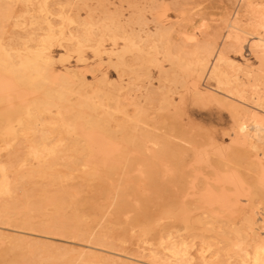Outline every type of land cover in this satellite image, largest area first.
Segmentation results:
<instances>
[{
	"label": "rangeland",
	"instance_id": "obj_1",
	"mask_svg": "<svg viewBox=\"0 0 264 264\" xmlns=\"http://www.w3.org/2000/svg\"><path fill=\"white\" fill-rule=\"evenodd\" d=\"M19 1V2H18ZM29 0H22L21 1V3H20V0H0V48H2V47H4V48H6V50L5 49H0L1 51H0V57H3L4 55H6L5 57H3L2 59H3V61H4V58H5V60H6V57L7 56H9V57H14L15 58V56H14V53L16 52V50L18 51V49H21V50H19V51H22V52H24V51H26L27 50V46L28 47H30L32 44H34V45H32L31 47H33V48H36L35 46H38V45H41L43 42H45L46 44L48 43V45L49 44H51V50L54 52V56H55V58L54 59H56L57 58V62H56V60H54V62L56 63H54V65H55V68H56V72H55V74L57 75V77H56V81H58V82H60V81H62V80H64L65 79V77H63V75H62V73L65 71L64 70V68L66 69V70H68L69 68H72V70H74L75 69V71L76 70H78L77 72H76V76L77 77H75L76 78V81L77 82H79V81H82L83 79V81H85L84 82V85L82 86V85H78L77 87H76V89H74L75 90V93H73V91L69 94L68 93V96H69V98H70V101H72V102H70L73 106H75V105H80L81 103H83V100H84V98H85V96L83 97L82 95H87V96H90V97H92L93 98V100L96 102V104H97V106H98V112L100 113L99 114V116L101 117V118H105V117H102L103 115H102V112H103V114L106 116V114L108 115V116H106V118H109V112L108 111H110V114H111V112H113V111H115V113L113 112V116L112 115H110V119H112V120H110V123H111V125H112V128H114V130H115V132L117 133V137H120V138H118V139H115V141H116V143L118 144V146H120L121 148H123L122 147V145H124V147H126L127 149H126V151H124V149L122 150L125 154H122V153H118V154H120L119 156H121V157H119L118 156V158H115L114 159V157H117V154L115 153V151L114 150H110V152L111 151H113L111 154H113V156L109 153V151H108V153H105L104 151V153L102 152V151H100V153H98L97 151H94V152H92V154L89 152V150H86L87 152H89V153H87L85 150H83V151H79V154H78V157H79V159L76 161V162H73L72 164H69V165H67L66 163H65V169H64V167H63V165H61V167H59L60 169H61V171L59 170V169H54L49 175L48 174H45L46 175V178H45V175H42V176H33V180H36L35 182L33 181V184H31L32 182V180H30L31 179V177L29 178V177H23V178H21L20 180H19V183L21 184H19L18 186H17V189H16V194H14L15 196H13L12 198H11V200L9 199H6V201H8V202H5V199L4 198H1V199H4V203H7L9 206H11V205H15V206H11L10 207V210L13 212V215L14 216H17V217H14V218H12L13 220H14V224L13 225H9V224H4V225H2V228L0 229V235H1V237H0V247L2 248V246L3 247H5V249H9L8 251L7 250H4V248H3V250H1V248H0V253H2L1 255H0V257L2 256L3 257V259L5 260V263H4V261H2L3 259H2V257L0 258V261H2L3 263H1L0 262V264H11V262H12V264H21V262H22V264H38V262H39V264L41 263V264H50L51 263V261H52V264H80V261H81V264H86L87 262H88V264H90L91 262V259H92V263L91 264H100V263H104V261H105V263L107 262V264H109V263H113V264H122V263H124V264H130V262H131V264H159V260L161 259V258H157V260H158V262L157 261H152V257L150 256L149 257V255H150V252H152L153 250L152 249H154V252H157L158 253V255L157 256H159V254H160V257L161 256H163L165 253L166 254H169L168 253V251H170V250H168L167 251V248H165V247H167V244L170 242V241H172L173 243H175L176 245H179L180 246V248L181 249H183V251H184V249H185V251H188L189 252V250H190V257H191V255H192V257L191 258H194V259H192V262H194V264H197V263H199V261H200V259H201V261H200V263L201 264H222V262H223V264H232L233 262V264H250V263H252L251 262V260H252V258H250V256H252L251 254H252V249L254 248V243H255V241L254 240H251L252 242H250V239H248V238H245V233L243 232V230H244V227H245V225L244 224H246V219L247 218H250V216L253 214V213H251V211H253L257 216H256V218H258V220H260L261 219V221L259 222H257V226L260 228L259 230H260V232L262 233V235L264 236V231H262L263 229H264V217H263V215H264V198L262 197V196H264V195H262L261 196V194H264V190L262 191V192H258V190L259 189H264V175H263V173H264V142H261V143H259V149H258V147H257V149L256 148H254L253 149V147H251L249 144V146L251 147H249L247 144H243L242 142H241V140H240V138H239V133L241 132V124L243 125V124H245V131H249L250 132V129H251V134H253V133H256L255 131H257V127H256V121H255V118H254V116L253 115H261L262 117H264L263 115H264V108H262L261 106L259 107V103H260V100L258 99V97H259V95H262L261 94V92L262 91H264V90H262V89H264V87H261V84H262V86H263V82H264V76H263V78L261 77L262 75H264L263 73H262V69H264V64H261V63H264L263 61H264V55H261V53L260 52H258V50L256 49V47L254 46V43L256 42V36H261L262 38L264 37V26H262L261 25V20H260V18L258 17V15L256 16V15H254L253 17L251 16V15H253L252 14V12L254 11L253 10V8L255 9V8H257V7H259L260 8V6H261V9H263L264 10V0H251V2H252V4H251V6L249 7L247 4H246V2L244 3V0H134V1H129V0H91V2H90V0L88 1L87 0V2L86 3H84V4H82L84 1L83 0H77V1H79V2H77L76 0H45V2H42V0H30L29 2H28ZM33 1V2H32ZM36 1V2H35ZM39 1H41V2H39ZM60 1V2H59ZM136 1V3H134ZM243 1V2H242ZM18 2V3H17ZM31 2V3H30ZM59 2V3H58ZM137 2H139L138 4H137ZM179 3V5L178 4H175V3ZM256 2V5H253V3H255ZM260 2V3H259ZM23 3H24V5H23ZM32 3H33V5H32ZM38 3V4H37ZM40 3V4H39ZM61 3H63V4H61ZM76 3H81L80 4V6H79V4H76ZM90 3V4H89ZM128 3H132V5H130V6H128L129 4ZM142 3V4H141ZM244 3V4H243ZM35 4V5H34ZM42 4V5H41ZM46 6H45V5ZM136 5L134 8H138L139 10L137 11V9L135 10V9H133V7L132 6H134V5ZM141 6H140V5ZM243 4V5H242ZM27 5V9H26V6ZM31 5V6H30ZM45 7H44V6ZM83 5H84V7H83ZM91 5H93V6H91ZM252 5L254 6L252 9H251V7H252ZM39 6V7H38ZM40 6H41V8H40ZM81 6H82V8H81ZM89 7L88 9H90V7H92V8H94L95 10L94 11H96L95 13H94V11H93V9L90 11L89 10V12H88V9H86L87 7ZM144 7V12L141 10V9H143V7ZM243 6H244V8H243ZM257 6V7H256ZM37 7V8H36ZM48 8V10L46 9H43L42 10V8ZM51 7V8H50ZM61 7V8H60ZM78 7V8H77ZM130 7H132V9L130 8ZM166 7V8H165ZM247 7V8H246ZM34 8H35V10H34ZM40 10H39V9ZM50 8V9H49ZM182 10L181 12H180V10ZM25 9V10H24ZM33 9V12L31 11ZM52 9V10H51ZM63 9V10H62ZM65 9V10H64ZM85 9V10H84ZM167 9V10H166ZM237 9V10H236ZM30 11L29 13H28V11ZM42 10V11H41ZM50 10V11H49ZM60 10V16L59 15H56V14H58L57 12H54V11H59ZM133 12H131V11ZM174 10H175V12H174ZM25 11H26V13H25ZM48 13H46V12ZM70 12V14H71V16L70 15H67V14H69V13H67V12ZM76 11V12H75ZM93 11V12H92ZM159 11V12H158ZM244 11V12H243ZM50 12V13H49ZM61 12L63 13V12H65V15L66 16H64V13L63 14H61ZM91 12V13H90ZM103 12V13H102ZM135 12V13H134ZM138 12V13H137ZM142 12V13H141ZM165 12H166V14H165ZM245 12L247 13V14H245ZM249 12H250V14H249ZM7 13H8V15H10V16H8L7 15ZM10 13V14H9ZM14 13H15V15H16V13H17V15H19V13H21L19 16H15L14 15ZM24 13V14H23ZM31 13V14H30ZM32 13H33V15L35 14V17L32 15ZM74 13H75V15L76 16H74ZM77 13V14H76ZM86 13H89L90 14V18H89V16H88V18L90 19V21L92 22H90L89 21V19H88V22H90L91 24H89V23H87V16H85V15H87ZM105 13V14H104ZM109 13V14H108ZM130 13H131V15H130ZM139 13L142 15V17L141 16H138L139 15ZM165 15H164V14ZM181 13V14H180ZM243 13H244V15H243ZM12 14V15H11ZM26 14V15H25ZM40 15V17H39V15ZM41 14H42V16L45 18L44 20H45V22H43L44 24H42V16H41ZM44 14H46V17H45V15ZM50 14H51V16H50ZM73 14V15H72ZM104 14V15H103ZM108 16H107V15ZM110 14H115V15H112V17H114V18H116V19H114V18H112L111 17V15ZM133 14H134V16H133ZM144 14V15H143ZM154 14H156V15H154ZM159 14V16H162V18L161 17H159V16H157ZM180 14V15H179ZM24 15L25 17H22V16ZM38 15V16H37ZM97 15H101L100 17L98 16V17H96ZM102 15H103V18H101L102 17ZM105 15L107 16V19H106V17H105ZM109 15H110V17H109ZM116 15H117V17H116ZM129 15V16H128ZM154 15V16H153ZM12 16H14V17H16L17 18V20H16V18L14 19V17H12ZM30 16H33L34 17V19H36V22H38L37 23V25L39 26H37L36 25V22H35V20L33 19L32 20V18L30 17ZM38 17V19H37V17ZM53 16H54V18H53ZM59 16V17H58ZM61 16H63L64 18L62 19V17ZM73 16V17H72ZM91 16H92V18L95 20H93V19H91ZM93 16H95V17H93ZM118 16L120 17V18H118ZM126 16V17H125ZM136 16V17H135ZM144 16H146L145 18H144ZM166 16H168V17H166ZM170 16V17H169ZM179 16V17H178ZM181 16V17H180ZM245 16V17H244ZM247 16H248V18H247ZM27 17H28V19H27ZM29 17H30V20H32L31 21V23H30V21H29ZM48 17H49V19H48ZM129 17V18H128ZM131 17V18H130ZM133 17V18H132ZM137 17H139V19H137ZM141 17V18H140ZM148 17V18H147ZM152 17H156V18H152ZM158 17V18H157ZM237 17H239V19L237 18ZM241 17V18H240ZM249 17H250V19H249ZM254 17H257V18H254ZM4 18H6V19H4ZM20 18V19H19ZM23 18V19H22ZM26 18V19H25ZM69 18H72V20H81V21H83V19H84V21L85 22H82L81 23V21H76V22H74V21H72V22H74V24L73 23H70L71 22V19H69ZM75 18V19H74ZM79 18V19H78ZM98 18V19H97ZM104 18H105V20H104ZM127 18V19H126ZM135 18V19H134ZM147 18V19H146ZM152 18V19H151ZM162 19V20H160V19ZM164 18V19H163ZM235 18H237V19H235ZM247 18V19H246ZM39 19H41V20H39ZM51 19H53V20H51ZM54 19H56V20H54ZM100 19V20H99ZM120 21H119V20ZM134 19V20H133ZM146 19V21H144ZM148 19H149V22H148ZM153 19H156V20H153ZM159 19V20H158ZM248 19H249V22H248ZM253 19V20H252ZM259 19V20H258ZM14 20V21H13ZM22 20H26V21H23V23H22ZM38 20V21H37ZM43 20V21H44ZM65 20V21H64ZM68 20H70V21H68ZM122 20V21H121ZM126 20V21H125ZM138 22H137V21ZM157 20H158V23H157ZM163 20H164V22H163ZM235 20H236V22H239L238 24L241 26V28L244 30L243 32H245L246 30L249 32H247V33H243V32H241V34H242V36H243V38H244V43H243V46H242V48H240L239 49V47H235V46H231L230 45V36L229 35H231L229 32H231V31H233V28H232V26H231V24H233V23H235ZM239 20H241V21H239ZM243 20V21H242ZM252 20V21H251ZM259 22H257V21ZM15 21L17 22H19L20 21V23H18V24H20L19 26L17 25V23L15 24ZM28 21V22H27ZM41 23H40V22ZM53 23V24H51V22ZM58 23H60V24H57V22ZM61 21H64V22H62L61 23ZM99 21L101 22V21H103V24H104V28H103V31L102 32H100L101 30H102V27L100 26V25H103L102 23L100 24L99 23ZM107 21V22H106ZM112 21H115L117 24H115V22H114V25H115V27L116 28H118V25H119V23H120V25H119V28L118 29H116L115 27H113V24L111 25L110 23H113ZM127 21H129V22H127ZM144 21V22H143ZM153 21V22H152ZM174 21V22H173ZM14 22V23H13ZM55 22V23H54ZM109 22V23H108ZM131 22V23H130ZM146 22H148L147 24H148V26H147V24H146ZM163 22V24L162 25H160L159 23H162ZM66 23H67V25H68V28L69 27H71V28H66L67 27V25H66ZM77 23H79V24H81V27L79 26V28H78V25L79 24H77ZM83 23H84V25H83ZM85 23H87V25H85ZM94 23H96V24H94ZM99 23V24H98ZM124 25H123V24ZM126 23H128V25L126 24ZM135 23V24H134ZM141 23H143V24H141ZM157 23V24H156ZM184 23V24H183ZM251 23H253V24H251ZM14 24L15 25H17V26H14ZM23 24V25H22ZM30 24H31V27H30ZM35 24V25H34ZM42 26H41V25ZM50 24L52 25V27H53V29L54 28H56L55 30H54V33H57V32H59L58 30L59 29H61V28H59L58 27V25L60 26V27H62L63 29H64V31H65V33L67 34V36H66V39H65V36H62L61 34H59V33H57V36H54L55 38H52V39H49V38H47V37H45L44 39L42 38L43 36H42V34L45 36L48 32L50 33V31L51 30H49L50 28H48L49 26H50ZM56 24V25H55ZM61 24H62V26H61ZM98 24V25H97ZM131 24V25H130ZM138 24V25H137ZM221 24V25H220ZM251 24V25H250ZM26 25V26H25ZM28 25H29V27H28ZM33 25H34V28H33ZM48 25V26H47ZM56 27H55V26ZM66 25V26H65ZM74 25V26H73ZM91 25V27H89ZM94 25V26H93ZM95 25H97L98 27H101L100 29L101 30H99ZM106 25H109L108 26V29L109 28H111L110 29V31L109 30H107V29H105L107 26ZM127 25V26H126ZM169 27H168V26ZM72 26H73V28H72ZM83 26V27H82ZM84 26H88V28L87 27H84ZM112 26V27H111ZM124 26H125V28L126 27H128V28H126V30L124 29ZM134 26V27H133ZM159 28H158V27ZM160 26H161V28H160ZM261 26V27H260ZM25 27H27V28H25ZM35 27H37L38 29L36 30V28ZM45 27H47L48 28V30H46L47 28H45ZM59 29H58V28ZM65 27V28H64ZM77 27V28H76ZM96 27V28H95ZM123 27V29H121ZM133 27V28H132ZM137 27V28H136ZM141 29H140V28ZM142 27H143V29H142ZM146 27V28H145ZM156 27H157V29H156ZM164 27H166V28H164V29H166V30H164L163 28ZM168 27V28H167ZM170 27L172 28V30H169V31H171V32H173V34H172V38H171V40L169 39V36H171V34L169 33V36H168V32L169 31H167V29H170ZM258 27V28H257ZM33 28V29H32ZM44 28H45V31H46V34H44L45 32L43 31L44 30ZM84 29V30H82V29ZM87 28V29H86ZM90 28V29H89ZM132 28V29H131ZM140 30H139V29ZM223 28V29H222ZM257 28V29H256ZM29 29V30H28ZM43 29V30H42ZM70 29H72V30H70ZM77 29H79V30H77ZM86 29V30H85ZM92 29V30H91ZM113 29V30H112ZM131 29V30H130ZM136 30V31H134V30ZM146 29H150V30H146V33H145V30ZM157 30V32L155 31V30ZM32 30H33V32H35V35H33V32H32ZM42 30V31H41ZM56 30H57V32H56ZM72 31V32H69V31ZM78 32H77V31ZM88 30H90V31H88ZM96 30V31H95ZM119 30V31H118ZM141 30H143V32H141ZM160 30H164V31H166V33L164 32V31H162V32H164L165 34H161V31ZM213 30V31H212ZM231 30V31H230ZM25 31H27V32H25ZM75 31H76V35H75ZM85 33L84 35L81 33ZM84 31V32H83ZM85 31H88V33L87 32H85ZM118 31V32H117ZM128 31V33L129 34H127L126 32ZM131 31V32H130ZM32 34H30V33ZM38 32H40V33H38ZM68 32V33H67ZM80 32V33H79ZM93 33V32H96L98 35H96V33H93L94 35H95V37H94V35H92L91 33ZM104 32V33H103ZM121 32V33H120ZM151 32V33H150ZM160 32V33H159ZM180 32V33H179ZM72 33H74V34H72ZM79 33V34H78ZM103 34V36H101L102 34ZM106 33V34H105ZM110 33V34H109ZM115 33V34H114ZM119 33V34H118ZM123 33V34H122ZM135 35H134V34ZM137 33H138V35H140L141 36V38L143 37V39H141V41H140V38H136V35H137ZM140 33V34H139ZM158 33V34H157ZM231 33H233V32H231ZM38 34H40L41 36H39ZM69 34V35H68ZM80 34H81V36H80ZM90 35L91 34V37H88V39L91 41V42H89V40L87 39V36L86 35ZM107 34H109L110 35V37H109V35H107ZM125 34V35H124ZM147 35V36H145V35ZM148 34H150V35H148ZM153 34H154V36H153ZM156 34H157V36L159 35H161L160 37L158 36H156ZM167 34V35H166ZM207 34V35H206ZM27 35V36H26ZM40 37H38V36ZM58 35H60L61 36V38L60 39H62L63 37V39H62V41L58 38L59 36ZM72 35H73V37H74V35H75V41L72 39V40H68L67 41V39H69V36L70 37H72ZM108 37H107V36ZM112 35H114V36H112ZM126 35H127V38H121V37H126ZM132 35V36H131ZM135 36V38L137 39V40H135V38H134V36ZM137 35V36H138ZM164 35H166L165 37H164ZM23 37L24 38V36H25V39H20V38H18V37ZM32 38H31V37ZM46 36H48V35H46ZM79 36V37H78ZM86 38H84V37ZM96 36H98V38H100V39H98ZM121 36V37H120ZM168 36V37H167ZM27 37V38H26ZM35 37V38H34ZM57 37V38H56ZM83 37V38H82ZM104 37V38H103ZM116 37V38H115ZM145 37H147V39H145ZM162 37V38H161ZM18 40H17V39ZM34 38V39H33ZM38 38V39H37ZM42 38V39H41ZM47 38V39H46ZM108 38H110V39H112V40H114L115 41V39L116 40H118V41H116L115 43H112V42H114V41H112V40H110V39H108ZM114 38V39H113ZM132 38H134V39H132ZM161 39V40H157V39ZM168 38V39H167ZM18 41H16V40ZM20 39V40H19ZM32 41H31V40ZM37 39V40H36ZM57 39V40H56ZM59 39V40H58ZM65 39V40H64ZM84 39L85 40V42L84 43H86V41L88 40V42L89 43H86L85 45L84 44H82L81 42H83L82 40ZM95 39V40H94ZM105 39H106V42H105ZM123 39V40H122ZM132 39V40H131ZM155 39V40H154ZM256 39V40H255ZM41 40V41H40ZM64 40V41H63ZM98 40V41H97ZM122 40V41H121ZM131 40V41H130ZM143 40H144V42H143ZM163 40V42H161ZM170 40V41H169ZM174 40V41H173ZM254 40H255V42H254ZM3 41V42H2ZM26 41V42H25ZM38 41V42H37ZM47 41H49V42H47ZM53 41H55V42H53ZM58 41H59V45H58ZM72 41V42H71ZM81 41V42H80ZM95 41V42H94ZM97 41V42H96ZM136 42V43H134V42ZM22 42H23V44L24 45H22ZM25 42V43H24ZM28 42V43H27ZM40 42V43H39ZM63 42H65V43H63ZM75 42V43H74ZM80 42V43H79ZM100 42H101V44H103V45H101L100 44ZM125 42H126V46H124V44H125ZM128 42V43H127ZM160 42V43H159ZM164 42H166L165 44L166 45H164ZM169 42V43H168ZM188 42V43H187ZM205 42V43H204ZM5 43V44H4ZM21 44L23 47H25V45H27L25 48V50H23L24 48L23 47H20L21 45H18V44ZM27 43V44H26ZM39 43V44H38ZM70 43V44H69ZM73 43V45H71ZM92 43H95V44H92ZM123 43V44H122ZM142 43H145L144 45H146V47L148 48L147 50H146V47L142 44ZM151 43V44H150ZM156 43H157V45L159 46V45H163L162 46V49L160 48L159 49V47L156 45ZM163 43V44H162ZM174 43V44H173ZM215 43V44H214ZM251 43H252V46L253 47H251ZM17 45V46H14V45ZM37 44V45H36ZM53 44V45H52ZM66 44V45H65ZM110 44V45H109ZM112 44V45H111ZM118 44V45H117ZM128 44H130V45H128ZM142 44V45H141ZM148 44H150V46L148 45ZM154 44V45H153ZM167 44H169L168 46H167ZM170 44H172V45H170ZM176 44V45H175ZM212 44V45H211ZM55 45V46H54ZM57 45H58V47H57ZM68 45V46H67ZM75 45H78V46H80V47H76ZM82 45H84L83 47H82ZM91 46L90 48H87L88 46ZM97 45V46H96ZM115 45V46H114ZM122 47H121V46ZM210 45H211V47H210ZM2 46V47H1ZM50 46V45H49ZM53 46V47H52ZM86 46V47H85ZM112 46V47H111ZM127 46H130V47H128V48H126V50H124V52H123V49H124V47H127ZM132 46V47H131ZM142 47V48H140V47ZM153 46H155V47H153ZM160 46V47H161ZM173 46V47H172ZM207 46H209L210 48H211V50H207L206 51V47ZM215 46V47H214ZM11 47H13V48H11ZM17 47H18V49H17ZM63 47V48H62ZM65 47V48H64ZM81 47L83 48V49H81ZM84 47H85V49H87V50H85L84 49ZM97 47H100L101 49L103 48V52H102V54H101V56H102V58H103V62H101V63H98V61H100L99 60V56H97L96 55V48ZM122 48L121 50L119 49V48ZM139 47V48H138ZM153 47V48H152ZM171 47V49H166V48H170ZM205 47V48H204ZM209 47H207V49H210ZM235 47V48H234ZM10 48V50H8ZM16 48V49H15ZM76 48V49H75ZM109 48V49H108ZM114 48V49H113ZM131 48H133V49H131ZM163 48H164V50H163ZM172 48H173V50L175 51V54H176V56H178V58H176V56H175V58H174V51L172 50ZM176 48V49H175ZM187 48V49H186ZM196 48V49H195ZM199 48V50L201 49L202 50V52L201 51H198L197 52V49ZM215 48H216V50H215ZM219 48V49H218ZM14 49V50H13ZM66 49H69L68 51H66ZM73 49V50H72ZM93 49H95V50H93ZM104 49H105V51H104ZM112 49V50H111ZM129 49V50H128ZM142 49V50H141ZM145 49V50H144ZM152 49V50H151ZM155 49V50H154ZM158 49V50H157ZM33 50V49H32ZM75 50H79V53H81V54H79L78 53V51L76 52ZM90 52H89V51ZM106 50H109V52L108 51H106ZM115 50V53H114V55L112 56L111 54H113L111 51H114ZM134 50V51H133ZM138 50H139V52H138ZM157 50V51H156ZM160 50V51H159ZM172 50V51H171ZM177 50V51H176ZM179 50H181V51H179ZM195 50V51H194ZM204 50H205V53H203L204 52ZM215 50V51H214ZM222 50V51H221ZM243 50V51H242ZM254 50V51H253ZM71 51V52H70ZM72 51H73V54H72ZM74 51H75V53H77V54H75L74 53ZM81 51V52H80ZM116 51H118V52H116ZM123 54H121L120 52ZM147 51H149V52H147ZM151 51V52H150ZM165 51L167 52V54L171 51V57H172V59H171V57H169L168 55H166L165 54ZM179 51V52H178ZM182 51L185 53H182ZM213 51H214V53H213ZM218 51H221V52H223L224 53V55H225V58H226V63H224L223 64V69H224V71L226 72V74H227V76L229 77V79H231L230 80V82H231V84H230V86L228 87V88H226V89H223V88H219L218 87V85H217V82H216V80H214V78H212L211 76H210V71H211V69H212V65L214 64V59H215V56H216V54L218 53ZM240 51L242 52V53H240ZM9 54H8V53ZM65 52H67L68 54H66ZM106 52H107V54H106ZM153 52V53H152ZM157 52V53H156ZM158 52H160V54L158 53ZM177 52V53H176ZM182 53V55H184V56H182L181 55V53ZM194 52V53H193ZM209 52L211 53V54H209ZM215 52H217V53H215ZM257 54H256V53ZM10 53H11V55H10ZM61 53L62 54H64L65 55V57L64 58H66L67 60H68V62H67V60L65 61V59H64V61H60L59 59L61 58H63L62 56H61ZM71 53V54H70ZM109 53V54H108ZM117 53V54H116ZM132 53V54H131ZM173 53V54H172ZM196 53V54H195ZM198 53V54H197ZM202 53V57H201V54ZM208 53V55H206ZM260 53V54H259ZM85 54V55H84ZM104 54H106V55H104ZM118 54H119V56H118ZM127 54V55H126ZM139 54V56L140 57H138L137 55ZM154 54H155V57H156V59H158L159 60V63H161L162 64V67L160 66V64L158 63V60L155 62L153 59L155 58L154 57ZM159 54V55H158ZM164 54V55H163ZM70 55H72V56H70ZM77 55H79V59H82V61H77L78 60V57H77ZM94 55V56H93ZM110 55V56H109ZM124 55H125V57H124ZM131 55V56H130ZM133 55H134V57H133ZM151 55V59H150V56ZM152 55H153V57H152ZM173 55V56H172ZM181 55V56H180ZM185 55L187 56V57H193L194 58V60H196L197 61V59H199V58H208V56H209V59L208 60H206L208 63H206V65L204 66V67H200V66H198L199 64H198V62H196L195 61V64H196V66L198 67V68H196V66H195V64H194V62L192 63V62H190V61H192V58H187V57H185ZM214 55V56H213ZM60 56V57H59ZM70 56V57H69ZM76 56V57H75ZM80 56H81V58H80ZM84 58H83V57ZM93 56V57H92ZM105 56H106V58H105ZM108 56V57H107ZM115 56H116V58H115ZM157 56H159V57H157ZM163 57V59H162V57ZM198 56V57H197ZM207 56V57H206ZM258 56V57H257ZM7 58V61L9 62V59L10 58ZM13 57L11 58V59H13ZM68 57V58H67ZM89 59H88V58ZM91 57V58H90ZM114 57V58H113ZM119 57V58H118ZM133 57V58H132ZM181 57H184L185 58V60H184V58H183V60L181 59ZM196 57V58H195ZM214 57V58H213ZM260 57V58H259ZM110 58H111V60L112 61H116V62H114V64L112 65V61L110 60ZM124 58V59H123ZM139 58H141L140 60H139ZM228 58V59H227ZM1 58H0V62L1 63H3V61H1L2 60ZM10 59V60H11ZM75 59V60H74ZM87 59V60H86ZM113 59H115V60H113ZM144 59H146L145 61H144ZM155 59V60H156ZM166 59V60H165ZM186 59H187V61H186ZM15 60V59H14ZM58 60H59V62H58ZM108 61V63H110V64H108L107 63V61ZM121 60L123 61V63L121 62ZM128 60V62H126ZM137 60H138V62H137ZM151 60H153V62H155V63H158V64H155V63H153V62H151ZM171 60H172V62H171ZM175 60L176 61H178V60H182L181 62L180 61H178V62H175ZM193 60V61H194ZM7 61H5L6 63L4 64V65H6L7 64ZM75 61V62H74ZM84 61V62H83ZM119 61V62H118ZM143 63H142V62ZM174 61V62H173ZM185 63H184V62ZM62 62V63H61ZM72 62V63H71ZM142 64H141V63ZM146 62V63H145ZM169 62V63H168ZM188 62V63H187ZM211 64H210V63ZM213 62V63H212ZM103 63V64H102ZM115 63L117 64V66H119L118 67V69H117V67H116V65H115ZM121 63V64H120ZM125 63H126V65H125ZM127 63H129L128 65H127ZM138 63V64H137ZM175 64L174 65V67L175 68H173V67H170V66H172V64ZM179 63L180 64H182V65H184V66H181V65H179ZM192 63V64H191ZM247 63V64H246ZM98 64V65H97ZM108 64V65H107ZM120 64V65H119ZM131 64V65H130ZM155 64V65H154ZM194 64V65H193ZM209 64V65H208ZM260 64V65H259ZM2 64H0V69H4L3 71L2 70H0V74L1 75H3L4 77H6V78H8V77H10V73L8 72V70H7V68L5 69L4 68V66L2 65ZM61 65V66H60ZM91 65V66H90ZM102 67H101V66ZM109 65H111V66H109ZM115 65V66H114ZM123 65H125V66H123ZM167 65V66H166ZM176 65H177V67H176ZM190 66V71L191 70H193V68H194V70H193V72L191 71V74H190V71L189 70H187L188 69V67ZM239 65V66H238ZM248 65H249V67H248ZM69 68H68V67ZM114 66V67H113ZM159 68H158V67ZM179 66H181L183 69V72H181V71H179L180 69H181V67H179ZM248 67V68H246V67ZM74 67H78V68H74ZM95 67V68H94ZM98 67V68H97ZM116 67V68H115ZM120 67H123V68H120ZM193 67V68H192ZM241 67V69H238V68H240ZM63 68V69H62ZM90 68H92V69H90ZM99 68H100V71H99ZM145 68H149V69H145ZM157 68H158V70H157ZM162 68V69H161ZM163 68H165V69H163ZM169 68V69H168ZM179 68V69H178ZM185 68V69H184ZM192 68V69H191ZM261 68V69H260ZM61 69V70H60ZM91 70V72H90V70ZM117 69V70H116ZM123 69V71H121V70ZM160 69L162 70V71H160ZM171 69V70H170ZM176 71H174V70ZM199 69L201 70V71H199ZM207 69V70H206ZM248 69V70H247ZM250 69H252L253 70V72H252V70H250ZM258 69V70H257ZM6 70V71H5ZM69 70H71V69H69ZM84 70V71H83ZM89 70V71H88ZM148 70H150V71H148ZM186 70V71H185ZM197 70V71H196ZM206 70V71H205ZM209 70V71H208ZM240 70V71H239ZM5 71V72H4ZM116 71H118V72H116ZM119 71H121L120 73H119ZM169 71H170V73H169ZM172 71V72H171ZM175 73H174V72ZM236 71V72H235ZM251 71V72H250ZM257 71H259V72H257ZM7 72V73H6ZM79 72H80V74H79ZM83 72V73H82ZM101 72V73H100ZM103 72H105L104 74H105V76H103ZM178 72V76L176 75L175 76V74ZM201 72V73H200ZM205 72V73H204ZM247 72V73H246ZM6 75H5V74ZM60 73V74H59ZM82 73V74H81ZM90 73V74H89ZM163 73V74H162ZM174 73V74H173ZM180 73H182V75L180 74ZM192 73H194V74H192ZM200 73V74H199ZM251 73V74H250ZM259 73V74H258ZM123 74V75H122ZM173 74V75H172ZM180 74V75H179ZM183 74H184V76H183ZM197 74V75H196ZM204 74V76H202ZM94 75V76H93ZM118 75H120V76H118ZM122 75V76H121ZM159 75H161V76H159ZM163 75H164V77H163ZM168 75V76H167ZM170 75V76H169ZM190 75V76H189ZM192 75V76H191ZM194 75V76H193ZM199 75V76H198ZM248 75H250V76H248ZM251 75H253V76H251ZM261 75V76H260ZM61 76H62V78H61ZM79 76V77H78ZM92 76V77H91ZM100 76H103L102 77V79H101V77ZM106 76H107V78H106ZM173 76H174V78H173ZM197 76V77H196ZM234 76H236L237 78H235ZM255 76V78L253 79V77ZM258 76H260V77H258ZM80 77L81 78H83V79H80ZM120 77V78H119ZM151 77V78H150ZM161 77V78H160ZM162 77L165 79H162ZM167 77V78H166ZM170 77V78H169ZM179 78V79H177V78ZM184 77V78H183ZM191 77H193V78H191ZM249 79H248V78ZM58 78H60V80L58 79ZM105 78H106V81H105ZM109 78V79H108ZM173 78V79H172ZM183 78V79H182ZM186 78V79H185ZM193 79V80H191V79ZM258 78V79H257ZM23 79L25 80V77H23ZM62 79V80H61ZM93 79V80H92ZM103 79H104V81H103ZM121 79H123L122 81H120ZM151 79V80H150ZM162 80V81H164V82H162V81H159V80ZM166 79H167V82H166ZM171 79L173 80V81H171ZM182 79V80H181ZM235 79H236V81H235ZM253 79V80H252ZM110 80H112V82L110 81ZM150 80V81H149ZM178 80V82L180 81V83L179 84H177L176 85V81ZM187 80H188V82H187ZM189 80H191V81H189ZM239 81V83H238V81ZM251 80V83L249 82ZM260 80H261V82H260ZM90 81V82H89ZM97 81V82H96ZM101 83H100V82ZM168 81L170 82H173V84H171V82L170 83H168ZM181 81H183L182 83H181ZM235 81V82H234ZM250 84V86L248 85V83ZM257 83V85L258 86H260V88H258V89H261L260 91H258L257 89H253V88H251L252 86L251 85H254V83ZM256 81V82H255ZM95 82V83H94ZM117 82H119V83H117ZM159 82H162V83H160V85H161V87H159L160 85H158V83ZM190 82V83H189ZM195 82H196V84H195ZM243 82H245V84H246V86L244 87V84H243ZM87 83H90V85H91V88H89L90 86H89V84H88V86H87ZM93 83V84H92ZM97 83H99V84H97ZM102 83H104L103 84V87H102ZM163 83L165 84L164 86L167 88V84H170V86L168 85V87L169 88H167V89H165L164 88V86H163ZM189 83V84H188ZM96 84V85H95ZM106 84V85H105ZM114 84V85H113ZM129 84V85H128ZM183 84V85H182ZM184 84H185V87H184ZM235 84H237V85H235ZM241 84H243V86L241 85ZM117 87H116V86ZM123 85V86H122ZM158 85V86H157ZM180 85H182V86H180ZM235 85V86H234ZM248 85V86H247ZM93 86V87H92ZM113 86V87H112ZM115 86V87H114ZM120 86H122V87H120ZM163 86V87H162ZM175 86H176V88H175ZM238 86H240L241 88H244L242 91H241V88L240 87H238ZM81 87V88H80ZM95 87H97L96 89H95ZM100 87V88H99ZM106 87V88H105ZM129 87H130V89H129ZM132 87H133V89H132ZM157 87V88H156ZM174 87V88H173ZM197 87V88H196ZM240 88V89H238V88ZM247 87V88H246ZM87 88V89H86ZM109 88V89H108ZM116 90H115V89ZM122 88V89H121ZM149 90H148V89ZM156 88V89H155ZM160 88H161V90H160ZM173 89L172 91L173 92H176V94L175 93H173L172 94V92H171V89ZM182 88V89H181ZM190 88V89H189ZM192 88V89H191ZM195 88H196V90H195ZM201 88V89H200ZM249 88H251V89H249ZM83 89V90H82ZM90 89V90H89ZM103 89V90H102ZM104 89H105V91H104ZM110 91L109 92V95H108V90ZM111 89H112V91H111ZM115 91H114V90ZM118 89V90H117ZM129 89V90H128ZM157 90V92L155 91V90ZM162 89H163V91H162ZM175 89V90H174ZM188 89V90H187ZM220 89V90H219ZM235 89H236V91H241L242 92V94L241 95H243V96H241L240 94H237V95H235L236 93H239V91L238 92H236L235 91ZM254 91H253V90ZM80 92H82V93H79V91ZM86 90V91H85ZM87 90H89V91H87ZM99 90V91H98ZM128 90V91H127ZM161 92H160V91ZM165 90L167 91L166 93H165ZM177 90H180V91H177ZM185 90V91H184ZM194 90V91H193ZM198 90H200V91H203V92H200V94H199V92H197ZM248 90H249V93H248ZM78 91V92H77ZM94 91H96V93L98 94L97 96H100V98H98V97H96V94H93V92ZM122 91H123V93H125L124 95H123V93H122ZM133 91V92H132ZM135 91V92H134ZM148 91H149V93H148ZM151 91V92H150ZM153 91V92H152ZM182 91V92H181ZM196 91V92H195ZM221 91V92H220ZM225 91V92H224ZM85 92H87V93H85ZM115 92V93H114ZM117 92H118V95H117ZM130 92V93H129ZM159 92V93H158ZM169 92H171V93H169ZM181 92V93H180ZM184 92V93H183ZM193 92H194V94H193ZM233 92V93H232ZM243 92L245 93V94H243ZM255 92V93H254ZM259 94H258V93ZM3 93V94H2ZM4 93H5V95H4ZM10 91H5V92H1L0 93V99H2V100H0V112H3V111H5L4 113H0V116H2L3 114H4V117H6V118H2V117H0V132L2 133H5V134H1L0 133V144L2 145V146H0L1 147V152H0V158H2L1 160H4V159H6L8 156L7 155H9V151L11 150V148L15 145V140H16V144H18V145H15V146H17V147H19L20 148V146H21V148H23V147H25V148H23V149H19V152H21V150H22V152L25 150V152L26 151H28L27 149H28V144H29V142H31L30 140L32 139V138H30L29 139V136L31 135H29V133H30V131H31V133H32V135L31 136H34L35 137V140H37L36 138L37 137H39L40 135H44V136H50L49 137V139H51V140H49V141H53V143H54V141H56V143L57 142H59L58 141V138H60V137H62V138H67V137H70V139L69 138H67L66 139V141L67 142H74V141H72V140H74L75 138H76V135H77V138H79V139H82V140H84V132H78L77 134L76 133H71V134H68L64 129H65V127L64 126H66V124L68 125V124H70V125H72L73 126V124H77L79 121H76L74 118V113H75V108L73 107V106H71V107H66L67 109H62V108H60V110L59 109H57V108H59V107H54L53 105H48V109H44L43 107H40L39 108V106L38 105H36V104H31V105H29L30 107H29V109L32 111V110H34V111H32L30 114H27L25 111H24V107H23V103L22 102H19V100H18V96L16 95V94H14V93H10ZM82 94L81 96L79 95V94ZM85 93V94H84ZM110 93H113V94H110ZM151 93H153V96H152V94ZM155 93V94H154ZM163 93V94H162ZM165 93V94H164ZM178 93V94H177ZM197 95H196V94ZM250 93H251V95H250ZM262 93H264V92H262ZM76 96H75V95ZM79 96H78V95ZM122 94V95H121ZM134 94H135V99L133 98L134 97ZM136 94H137V96L139 97H137L136 96ZM156 94H158V95H156ZM162 94V95H161ZM170 94V95H169ZM182 94V96L180 97L179 95H181ZM216 94H218V95H216ZM226 94V95H225ZM231 94H233V95H231ZM92 95V96H91ZM111 95H112V97H111ZM114 95H116V96H114ZM128 95V96H127ZM132 95V96H131ZM145 95H147L148 97H146ZM150 95V96H149ZM173 95V96H172ZM228 95V96H227ZM231 95V96H230ZM235 95V96H234ZM240 95V96H239ZM248 97H247V96ZM253 95V96H252ZM96 98H95V97ZM102 96V97H101ZM108 96V97H107ZM118 96H119V98L120 99H118L119 101H117V98H118ZM125 96V97H124ZM131 96V97H130ZM245 96H246V98H248L249 99V96H250V99L249 100H247L246 98H245ZM82 97V98H81ZM106 97V98H105ZM114 97V99H112ZM115 97H117V98H115ZM125 99V101L122 99ZM129 97V98H128ZM151 97H156V98H152L151 99ZM180 97V98H179ZM227 97H228V99L231 101V103H230V101L227 99ZM242 97V99L241 100H239V98H241ZM257 97V98H256ZM13 98H14V100H13ZM77 98V99H76ZM105 98V99H104ZM108 98V99H107ZM137 98H138V100H137ZM157 98H159V99H162V100H159V99H157ZM168 98H170V99H168ZM231 98V99H230ZM253 98V99H252ZM75 99V100H74ZM97 99H99V100H97ZM103 99L104 100H106V101H103ZM131 99V100H130ZM151 99V100H150ZM164 99V100H163ZM167 101H166V100ZM227 99V100H226ZM255 99V100H254ZM111 100V101H110ZM112 100L113 101H115V102H112ZM133 100V101H132ZM135 100V101H134ZM142 100V101H141ZM147 100V101H146ZM149 100V101H148ZM155 100H158V101H155ZM171 100H173V102L171 101ZM178 100V101H177ZM224 100V101H223ZM244 100V101H243ZM246 100V101H245ZM75 101V102H74ZM119 102L118 104H119V106H120V104H121V102L122 101H124V102H126V101H130V104H129V102H126V103H122L121 104V106L120 107H118V104H117V102ZM132 101V102H131ZM139 101V102H138ZM152 101V102H151ZM153 101H155V102H153ZM166 102V104L164 103V104H162L163 102ZM229 102V104H230V107H231V110H230V107H229V105H227L228 103H226V102ZM234 101L235 102H237L238 103V105H240V106H238L237 105V103H235L237 106L236 107H233V105L235 106V104H233L234 103ZM2 102V103H1ZM74 102V103H73ZM79 102V103H78ZM81 102V103H80ZM101 102H102V104H101ZM103 102H104V104H103ZM134 102V103H133ZM142 102L143 103H146V105L144 104H142ZM171 102V105L169 106L168 105V103H170ZM174 102L176 103L175 105H174ZM222 102V103H221ZM258 102V103H257ZM16 103H18V104H16ZM22 103V104H21ZM107 103H108V105H107ZM114 103V104H113ZM149 103V104H148ZM161 103V105H159V104ZM173 103V104H172ZM223 103H225V104H223ZM15 104L17 105L16 107H15ZM107 105V107H106V105ZM112 104V105H111ZM124 104H126L128 107H126L125 108V106L126 105H124ZM129 104V105H128ZM134 104H136V105H134ZM177 104H178V107H177ZM105 105V106H104ZM109 105H111L110 107H109V110L107 111V109H108V106ZM115 105V106H114ZM117 105V106H116ZM123 105H124V107H123ZM141 105L142 106H144V107H141ZM148 105V106H147ZM164 105V106H163ZM168 105V106H167ZM232 105V106H231ZM20 106V108H18ZM37 107V109L39 108V109H41V111L44 113H42V112H40V110H35L36 109V107ZM51 106V107H50ZM99 106H101L100 108H99ZM136 106V107H135ZM146 106V107H145ZM149 106H153V107H150L149 108ZM163 106V107H162ZM166 106V107H165ZM172 106H174V107H172ZM32 107V108H31ZM35 109H34V108ZM112 107H114V108H112ZM147 107L149 108V109H147ZM162 107V109H160ZM237 108V109H233V108ZM241 107V108H240ZM244 107V108H243ZM245 107L247 108L246 110H248V111H246L245 110ZM8 108V109H7ZM12 108H15V109H12ZM20 109V111L18 110V109ZM50 108V109H49ZM111 108V109H110ZM119 108H121V109H119ZM127 110V112L125 111V109ZM128 108V109H127ZM174 108H175V110H174ZM239 108V109H238ZM7 109V110H6ZM43 109H44V111H43ZM52 109V111L53 112H55L54 110H59L61 113H59V111H57V112H55L54 114H53V112L52 111H49V110H51ZM71 109V110H70ZM118 109V110H117ZM137 110V111H134L133 112V110ZM170 109V110H169ZM178 109V111H177V113H175V111ZM233 109V110H232ZM241 109V110H240ZM255 110V112H254V110ZM263 109V110H262ZM14 111V112H11V111ZM18 110V111H17ZM62 110V111H61ZM129 110V111H128ZM160 112H159V111ZM172 110V112L174 111V115L175 116H171L173 113L171 112H169V111H171ZM236 110V111H235ZM259 110H260V112H259ZM36 111V112H35ZM74 111V112H73ZM101 111V112H100ZM107 111V112H106ZM122 112V113H119V112ZM125 111V112H124ZM140 111H142V113L140 112ZM154 111V112H153ZM234 111V113L235 114H238V117L235 119V117H236V115L235 114H233L232 112ZM250 111V112H249ZM253 111V112H252ZM8 112V113H7ZM34 112V113H33ZM38 112H40V114L38 113ZM47 112L48 113H50V114H47ZM67 112V113H66ZM116 112H118V113H116ZM145 112V113H144ZM147 112H150L149 114L147 113ZM165 112V113H164ZM169 112V113H168ZM179 112V113H178ZM238 112V113H237ZM239 112H240V114H239ZM247 112H248V114H247ZM256 112H259V113H256ZM19 113V114H18ZM47 115H46V114ZM61 114V115H57V114ZM129 115V117H127V115ZM130 113V114H129ZM132 113V114H131ZM136 114V116L135 115H133V114ZM156 113V114H155ZM157 113H159L158 115H159V117H157ZM252 113V114H251ZM8 114V115H7ZM11 114H12V116H11ZM32 114V116L33 115H36L38 118L36 119V116H34L33 117V120H32V118H31V115ZM39 114V115H38ZM43 114V115H42ZM146 114H148V115H146ZM153 114V115H152ZM155 114V115H154ZM180 114V115H179ZM235 115V116H233V115ZM245 114V115H244ZM250 114V115H249ZM6 115V116H5ZM26 115V116H25ZM46 115V116H45ZM51 116V118L52 117H54V119L56 120H51V118L49 117V121H47V116ZM132 117H131V116ZM139 115V116H138ZM241 115H242V117H241ZM246 115H248V118H247V116ZM16 116V117H15ZM40 116H41V118L44 116V118H42L41 120H43V121H45V118H46V121L45 122H43V121H41V120H39L40 119ZM56 116L57 117H60V118H56ZM71 116H73L72 118H70ZM122 116V117H121ZM138 116V117H137ZM161 116H163V117H161ZM166 116V117H165ZM20 117H21V119H20ZM23 117V118H22ZM27 117H29L30 119V121L28 120V118ZM63 117V118H62ZM134 117H137V119H135ZM147 117V118H146ZM155 118V119H152V118ZM125 118V119H124ZM150 120H149V119ZM161 118V119H160ZM170 118V119H169ZM177 118H179V119H177ZM247 120H245V119ZM253 118H254V120H253ZM10 119H12V120H10ZM13 119H14V121H13ZM17 119H20V120H17ZM22 119H24V121L25 122H23V120ZM35 119L38 121V123L40 124V122L42 123V125H40L39 126V124L35 121ZM58 119V120H57ZM66 119H68L67 121H66ZM70 119H72V120H70ZM114 119V120H113ZM133 119V121H131ZM239 119V120H238ZM3 120H5V121H3V123H2V121ZM7 120L8 121H13L14 123H12L11 122V124L8 122V124H7ZM60 120V121H59ZM75 122H77V123H75ZM116 120H118V121H116ZM120 120L124 123L125 121H127V122H125V124H130V123H132V122H135V121H138L139 122V126L140 127H136V128H138V129H140V130H146L148 127V129L145 131V133L146 134H148V136L146 137V138H148V139H146L145 137H144V139H142L141 140V146L140 145H137L136 146V149H134L135 147L133 146V147H129V146H126V144H125V142H124V140L121 138V132L120 131H122V127L120 126L121 125V122H120ZM143 120H148V121H144L143 122ZM151 120H153V121H151ZM166 120V121H165ZM237 122H236V121ZM31 121H33V122H31ZM63 121V122H62ZM69 121H72V123L71 122H69ZM141 121V122H140ZM250 121V122H249ZM5 122V123H4ZM52 122V123H51ZM58 122V123H57ZM65 122H66V124H65ZM128 122H130V123H128ZM149 122V123H148ZM157 122H159V123H161L162 124V127H165V133H164V129L162 128V130H161V128H160V130H159V128H158V130L156 129L158 126H160V124L159 123H157ZM168 122H169V125H168ZM246 122V123H245ZM26 123V124H25ZM36 125H35V124ZM45 123H47L46 125H45ZM50 123V124H49ZM118 124V127L117 126H115L114 124ZM149 124V126H148V124ZM150 123H151V126L153 127L154 125H152V124H155L157 127L155 128V126H154V129L152 128V127H150ZM237 123H241V124H237ZM252 123V124H251ZM1 124H3L2 126H1ZM23 124H24V126H23ZM52 124H53V126H52ZM56 124V125H55ZM58 124L60 125V126H58ZM81 124V122H79L77 125L79 126ZM116 124V125H117ZM147 124V125H146ZM248 124V125H247ZM5 125V126H4ZM14 125V126H13ZM26 125V126H25ZM35 125V126H34ZM114 125V126H113ZM164 125V126H163ZM166 125V126H165ZM255 125V126H254ZM12 127V128H9V127ZM16 126V127H15ZM20 126V129H18V127ZM22 126V127H21ZM45 126V127H44ZM81 126V125H80ZM121 128H120V127ZM147 126V127H146ZM248 126V127H247ZM5 127V128H4ZM24 127L27 129V139H29L28 140V143H27V139H26V134L25 135H23L24 134V132L26 133V129H24ZM44 129H43V128ZM60 127V128H59ZM64 127V128H63ZM117 129H116V128ZM161 127V126H160ZM185 127V128H184ZM261 127H263L264 128V124H263V126H261ZM14 128V129H13ZM28 128H30V130L28 129ZM38 128V129H37ZM40 128V129H39ZM153 129V131H157V132H155L156 134H154V132L152 131V129ZM254 128V129H253ZM7 131H6V130ZM13 130V132H12V130L9 132V130ZM21 129L23 130H25V131H21ZM121 129V130H120ZM149 129L151 130V132H149ZM185 129V130H184ZM238 129V130H237ZM3 130H5V131H3ZM15 130V131H14ZM29 130V131H28ZM40 131V133H39V131ZM48 130V131H47ZM53 130V131H52ZM56 130V131H55ZM62 130H64V131H62ZM168 132H167V131ZM235 130H237V131H235ZM19 131H21V132H19ZM46 131V132H45ZM160 131V132H159ZM6 132H8V133H6ZM15 132V133H14ZM50 132V133H49ZM52 132H54V133H52ZM60 132V133H59ZM149 132V133H148ZM163 132V133H162ZM9 133L10 134H12L13 136H11V140L9 141L8 139H10V138H8V137H10L9 136ZM14 133V134H13ZM16 133L18 134V135H16ZM52 133V134H51ZM214 133V134H213ZM55 134H57V135H55ZM60 134V135H59ZM74 134H76L75 136H74ZM233 134V135H232ZM236 134V135H235ZM5 135V137H3V136ZM21 135L23 136V137H21ZM29 135V136H28ZM36 135H38V136H36ZM69 135V136H68ZM80 135V136H79ZM154 136V137H152V136ZM237 135H238V137H237ZM3 138H2V137ZM6 136H7V138H6ZM19 136V137H18ZM30 136V137H31ZM65 136H67V137H65ZM233 136V137H232ZM15 137V138H14ZM16 137H17V139L19 138V140H17L16 139ZM25 137V138H24ZM53 137V138H52ZM74 137V138H73ZM81 137V138H80ZM116 137V138H117ZM210 137V138H209ZM13 138H14V140H13ZM76 138V139H77ZM158 138H159V140H158ZM167 138V142L170 144V145H168V143H166L165 141H164V139H166ZM186 140H185V139ZM195 138H197V139H199V141L197 140V139H195ZM202 138H204V139H202ZM2 139V140H1ZM6 139H7V141H6ZM23 139V140H22ZM78 139V140H79ZM161 139H163V142L161 141ZM169 139V140H168ZM206 139V140H205ZM24 140H25V142H24ZM33 140V139H32ZM153 140H155V142L153 141ZM158 142H157V141ZM173 140V142H171ZM203 140V141H202ZM205 140V141H204ZM207 140H208V142H207ZM230 140H232V143H231V141ZM9 141V142H8ZM21 141V142H20ZM170 141V142H169ZM188 141H190V142H188ZM240 141V142H239ZM24 142V143H23ZM34 142V141H33ZM151 144H150V143ZM159 142H162L161 143V145H163V144H166L165 145V147H164V145H163V147L162 146H160V143ZM203 142V143H202ZM205 142V143H204ZM237 142V143H236ZM3 143V144H2ZM5 143H7V144H11V143H14V145L12 144V146L10 145L9 147H5L6 146V144ZM20 143V144H19ZM139 143V144H140ZM143 143V144H142ZM150 145H149V144ZM156 143H159V145L157 146V144ZM172 143V144H171ZM195 143H196V145H199V144H201L200 146H196V147H194V146H191V144L192 145H195ZM243 144V146H241V145H239V144ZM80 144H85V142L84 141H82ZM205 144V145H204ZM239 146H238V145ZM22 145H24V146H22ZM144 145V146H143ZM205 147H204V146ZM228 145V146H227ZM230 145H232V146H230ZM27 146V147H26ZM138 146H140V147H138ZM145 148H143V147ZM147 146V147H146ZM152 146V147H151ZM11 147V148H10ZM140 148V149H138V148ZM143 148V150H141L142 148ZM198 147V148H197ZM204 147V148H203ZM217 147V148H216ZM223 147V148H222ZM249 148V150H248V148ZM14 148H16V147H14ZM200 148H202V149H200ZM232 148V149H231ZM247 149V150H242V151H239V150H241V149ZM10 149V150H9ZM133 149V150H132ZM194 149V152L192 151ZM196 149V150H195ZM200 149V150H199ZM228 149H231V150H233L231 153L228 151ZM238 149V150H237ZM6 150H7V153H6V155H5V153L4 152H6ZM9 150V151H8ZM129 150V151H128ZM155 150V151H154ZM85 151V152H84ZM129 152V153H126V152ZM197 151V152H196ZM238 151V152H237ZM249 151V152H248ZM250 151H252V152H250ZM254 151H256V154H254ZM261 151V152H260ZM21 152V153H22ZM102 152V153H101ZM203 152V153H202ZM215 152V153H214ZM228 152V153H227ZM242 152V153H241ZM244 152H246L247 154H249V155H247L246 153L244 154ZM2 153V154H1ZM4 153V154H3ZM83 153H86L87 155H89V156H87V155H85L84 154V156H83ZM175 155H174V154ZM184 153H186L185 155H181L180 156V154H184ZM197 153H198V156H197ZM209 153V154H208ZM213 153V154H212ZM217 153V154H216ZM223 153V154H222ZM230 153V154H229ZM233 153V154H232ZM24 154V153H23ZM110 154V155H109ZM115 154H116V156H115ZM173 154V155H172ZM177 154V155H176ZM194 154H195V159H198V160H195V161H200L199 163L198 162H195L194 161ZM215 154H216V156H215ZM227 154H229L228 156H227ZM239 154V155H238ZM257 154L259 155V156H257ZM3 155H5V157H3ZM104 155V156H103ZM106 155H108V157L106 156ZM158 155V156H157ZM210 156V158H209V156ZM222 155V156H221ZM224 155V156H223ZM231 155H234V158L233 157H231ZM237 155V156H236ZM243 156V155H246L247 157H244L243 156V158H244V160H243V158L242 157H240V159H239V156ZM153 156H155V157H153ZM176 156V157H175ZM181 158L182 157V159H180L181 160V162H179L180 160L178 159L179 157ZM217 156H219V157H217ZM251 156V158H249V157ZM83 157H87L86 159H84ZM107 157V158H106ZM113 157V158H112ZM214 157V158H213ZM221 157L223 158V159H221ZM229 157V158H228ZM238 157V158H237ZM157 158H159V159H157ZM208 158V159H207ZM232 158V159H231ZM236 158V162H235V159ZM253 158V159H252ZM257 158V160H255ZM103 161H102V160ZM185 160L184 162L182 161V160ZM225 159V160H224ZM228 159H231L232 161H234L235 163H233V162H231V160H228ZM238 159V160H237ZM242 159V160H241ZM246 159L248 160V162H246ZM86 160V161H85ZM106 160V161H105ZM129 160V161H128ZM208 160H210V161H212V163L210 162V161H208ZM215 160H217V161H215ZM227 160V161H226ZM241 160V161H240ZM259 160H261V161H259ZM83 161H85V162H83ZM90 161V162H89ZM95 161V162H94ZM110 161H112V163L113 164H111V163H109ZM128 162V163H126V162ZM186 161H187V163H186ZM208 161V162H207ZM221 163V165H220V163ZM230 161V162H229ZM249 161H250V163H249ZM255 161V162H254ZM100 162V163H99ZM122 162V164H123V166L120 164ZM178 162H179V164H178ZM207 163L206 165L205 164H202V163ZM223 162H224V165H223ZM243 162V163H242ZM257 162V163H256ZM261 162V163H260ZM81 163H82V165H81ZM83 163H85V165H87V166H85V168L83 167ZM88 163H90V166H89V164ZM103 163V164H102ZM185 163V164H184ZM196 163V164H195ZM215 164V167L216 166H218V168H219V170H221L220 172V174L221 175H224V176H226V177H234V176H246L247 175V178L245 177V178H243V180L245 181L246 179V185L248 184L249 186V189H250V191H251V196H252V199H254V200H252V202L251 203H253V204H251V203H248V202H245L243 205H242V207H240L239 209H237V210H239V211H241V213L240 212H238L237 213V211L236 210H234V212L232 211V210H229V209H227V208H224V207H220V206H217V205H214V207H213V204H211L210 203V200H209V198L206 196V193H205V191H206V187H208L209 185H210V183L212 184V186H213V182H210V181H212V179L214 178V173L216 172L215 171V167L213 166H211L210 167V165L209 164ZM231 163V164H230ZM241 163V164H240ZM246 163H248V164H246ZM259 163V164H258ZM76 164H77V167H76ZM92 164H93V166H92ZM96 164V165H95ZM109 164V165H108ZM126 166H125V165ZM127 164H129V165H127ZM175 164V165H174ZM179 166H178V165ZM183 164V165H182ZM202 164V165H201ZM236 164H238L239 166H238V168H237V165ZM242 164H244L243 166H242ZM73 166L74 168H72L71 169V167H69V166ZM101 165H102V167H101ZM108 165V167L109 166H111L110 167V169L111 170H109L108 169V167H106ZM114 165H117V166H113ZM138 165H139V167H138ZM229 165H230V167H229ZM232 165V166H231ZM235 165H236V168L239 170V172H238V170L237 171H235L236 169L234 168L235 167ZM255 165H257V166H255ZM258 165H259V167H258ZM66 166H68L69 168H67ZM120 166V167H119ZM209 166V167H208ZM221 166V167H220ZM222 166H224V167H222ZM240 166H242V167H240ZM253 166V167H252ZM255 166V167H254ZM87 167V168H86ZM97 167V168H96ZM98 167H100L99 169H98ZM116 167V168H115ZM225 167H227L226 169H225ZM231 167H233V168H231ZM260 168V169H262L261 171L259 170V169H255V168ZM63 168V169H62ZM102 168V169H101ZM104 168H105V170H104ZM115 168V169H114ZM218 168L216 169L217 170V172L216 173H218ZM222 168V169H221ZM240 168V169H239ZM69 169V170H68ZM97 169H98V171H97ZM214 169V170H213ZM229 169V170H228ZM72 170H73V172H72ZM83 170H84V172H83ZM85 170H86V172H85ZM107 170H109V172H107ZM115 172H114V171ZM223 170V171H222ZM257 170V172H255ZM56 171H58V172H56ZM71 171V172H70ZM76 171V172H75ZM78 171V172H77ZM90 171V172H89ZM105 171V172H104ZM215 171V172H214ZM227 171H229L228 173H227ZM242 171V172H241ZM250 171V172H249ZM252 171V172H251ZM57 173V175H56V173ZM70 172V173H69ZM83 174H82V173ZM89 172V176L86 174V173H88ZM199 174H198V173ZM201 172V173H200ZM55 173V174H54ZM63 173V174H62ZM72 173V174H71ZM78 173V174H77ZM98 175H104V176H106V178L105 177H102V178H100V176H98ZM102 173V174H101ZM106 175H105V174ZM111 174V173H113L112 175H110V179H108L107 181H106V179L107 178H109V177H107L109 174ZM242 173V174H241ZM259 173H260V175H259ZM261 173H262V175H261ZM53 174V175H52ZM59 174H60V177H59ZM75 174V175H74ZM87 175V177H82V175ZM108 174V175H107ZM196 174H198V177L200 178H198L197 177V175ZM51 175V176H50ZM63 175H65V176H63ZM85 175V176H86ZM98 177H97V176ZM216 175V174H215ZM52 176H54V177H52ZM57 176H58V178H57ZM74 177V179H73V177ZM80 176V177H79ZM213 176V178H210V177H212ZM239 176V177H240ZM35 177V178H34ZM49 177V178H48ZM51 177V178H50ZM56 177V178H55ZM63 179H62V178ZM90 177V178H89ZM183 177V178H182ZM196 177H197V179H199V180H197L196 181ZM91 179V180H89V179ZM97 178H99V179H97ZM177 178H179V179H177ZM262 178V179H261ZM26 179H27V183L25 182L26 181ZM28 179H29V181H28ZM58 179V180H57ZM63 180L62 181V185H61V181L60 180ZM69 179V180H68ZM85 179V181H83L82 182V180H84ZM86 179H88V181H90V182H88ZM104 179V180H103ZM191 179V180H190ZM51 182H50V181ZM53 180V181H52ZM77 180V181H76ZM179 180V181H178ZM201 180V181H200ZM207 181V180H209V181H207V182H205V181ZM21 181V182H20ZM50 182V183H47V182ZM56 183H55V182ZM67 183H66V182ZM71 181H73V182H71ZM78 181H81V183L79 184V186L80 187H78V184L77 183H79ZM86 181H87V183H86ZM103 181H105V183H103ZM108 181H109V183H108ZM127 181V182H126ZM130 181V182H129ZM201 183H200V182ZM260 181H262L261 183H260ZM36 182H38V183H36ZM43 182H44V184H43ZM52 182H54L55 183V186L57 187V186H59V185H61V188H58L59 190L61 189V191H60V193L59 192H57V188L56 187H53L54 186V184L52 183ZM60 182V184H57V183H59ZM86 184H85V183ZM129 182V183H128ZM179 182V183H178ZM194 182L196 183V185L194 184ZM249 182V183H248ZM31 185H30V184ZM34 183H35V185H34ZM45 183H47V184H45ZM64 183V184H63ZM65 183L66 184H68V186H66V188L64 187L65 186ZM77 185H76V184ZM82 183H84L83 185H82ZM93 183V184H92ZM256 183H257V185H256ZM37 184V185H36ZM48 184H51V186L53 187V188H51V186H49ZM57 184V185H56ZM89 184V185H88ZM92 184V185H91ZM198 184V185H197ZM227 184V183H226ZM225 184V185H226ZM43 185V186H42ZM49 186L50 187V189H51V191H50V189H49V187H47L48 189H46V186ZM73 185V186H72ZM76 185V186H75ZM230 185V186H229ZM229 185H226L227 186V190H231L229 187H233L230 183H229ZM19 186L21 187V188H19ZM32 186V187H31ZM34 186H36V187H34ZM38 186V187H37ZM45 186V187H44ZM73 187L74 188V186H75V190L73 189V191L71 192V189L69 188V187ZM84 186H86L85 188H84ZM89 186V190L91 191V192H89V190H88V187ZM90 186H91V188H93V189H90ZM196 186H197V188L200 190H196ZM225 186V187H226ZM251 186V187H250ZM260 187V188H257V187ZM26 187V188H25ZM60 187V186H59ZM65 189V191H64V189ZM68 187V188H67ZM71 187V188H72ZM76 187H78L77 189L79 190H77L76 189ZM204 189H203V188ZM213 187H215V186H213ZM22 188L24 189L23 190V192H22ZM31 188H32V190H31ZM35 190H34V189ZM38 188V189H37ZM39 188L41 189L40 190V192L38 191L39 190ZM202 188V189H201ZM26 189H28V190H26ZM56 190L55 192H57L56 193V195H55V193H52V192H54L53 190ZM258 189V190H257ZM29 190H31V191H29ZM47 190H49V191H47ZM58 190V191H59ZM101 190H103V191H101ZM195 190V191H194ZM233 190V189H232ZM231 190V191H232ZM19 191H21V192H19ZM25 191V192H24ZM27 191H29V192H27ZM37 192V194L35 193V192ZM67 191H69V192H67ZM88 192V194L90 193V195H92L91 196V198H93V199H91L90 200V197L88 196V194H86L87 192ZM198 191V192H197ZM48 192V193H47ZM50 192L53 194V196L55 195V196H57V197H55L56 199H57V201H56V199H54V197H52V196H50ZM74 192H79L78 194L77 193H74ZM258 192V193H257ZM18 193V194H17ZM21 193H23L22 195L23 196H25V197H23L22 196V198H24L23 200H22V198H21ZM63 193V194H62ZM255 193H256V195H255ZM261 193V194H260ZM35 196H34V195ZM68 194V195H67ZM84 194H86V195H84ZM257 194L259 195V197L257 196ZM67 195V196H66ZM73 196V198H72V196ZM77 195H78V197H79V195H81V196H83V197H77ZM110 196L109 198H108V196ZM122 195V196H121ZM18 198H17V197ZM28 196V198H26ZM31 197V199H29L30 197ZM46 196H48L47 198H46ZM69 196V197H68ZM74 196H76V197H74ZM84 196H86V198H87V196L89 197L88 198V200H90V203H88L89 201L87 200V199H84ZM117 196V197H116ZM123 196H124V199L125 198H127V199H129V201H127V199H123L124 200V204L126 205V207H127V209H123V208H126L125 207V205L123 204V203H120L121 201L120 200H122L121 199V197L123 198ZM261 196V197H260ZM16 197V198H15ZM36 197V198H35ZM50 197H52L51 199H50ZM67 197V198H66ZM71 197V198H70ZM115 197V198H114ZM197 197H198V199H197ZM199 197L201 198V205H200V202H198L199 201ZM258 197V198H257ZM15 198V199H14ZM19 198H21V200L19 199ZM49 198V199H48ZM60 198H62V199H60ZM77 198L78 199H80V200H78V202H77ZM119 198V199H118ZM257 198V199H256ZM14 199V200H13ZM17 199V200H16ZM18 199H19V201H18ZM26 199V200H25ZM32 199H33V203L35 204V206L34 207H32V205H31V203H32ZM35 199V200H34ZM44 199V200H43ZM59 199H60V202L61 203H63V204H61V205H63L62 206V208L60 207L61 205H60V203H59ZM71 199V200H70ZM73 199V200H72ZM259 199H262V200H259ZM30 201V203H29V201H28V203H26L25 201ZM40 200H42V201H40ZM64 200V201H63ZM68 200V201H67ZM3 201V200H2ZM10 201H14V203L13 202H10ZM19 202V204H18V202ZM22 201V202H21ZM24 201V202H23ZM74 202L75 203V206H77L78 205V208H80V210H82L81 212H80V214L81 215H79V213H78V211H80L78 208H76L75 206H74V203H72V202ZM76 201V202H75ZM79 201H80V203L81 202H83V203H79ZM94 201V202H93ZM114 201H116V202H118V201H120L119 202V208H118V204H116V202H115V204H114ZM262 202V203H259V202ZM17 202V203H16ZM38 202V203H37ZM41 202V203H40ZM51 202V205H50V207H49V204L47 205V203H50ZM59 203V205H57L58 203ZM183 202V203H182ZM188 205V209L190 210V209H192V210H194V211H192V213L193 212H195V213H191V212H189V213H191L190 215L191 216H189L188 214L189 213H185V215H183V214H181L182 213V210H184L185 208H186V204ZM256 204H255V203ZM37 203V204H36ZM41 204V207H40V204ZM64 203H65V205H64ZM70 203H72V205L70 204ZM77 203H79V204H77ZM92 203V204H91ZM93 203L95 204V206L97 207H93ZM128 203V204H127ZM203 203V204H202ZM247 203V204H246ZM259 203V204H258ZM17 204V205H16ZM25 204H27L26 205V207H25ZM29 204V205H28ZM45 204V206H43ZM82 204H84V205H82ZM124 205V206H121V205ZM177 204H178V206H177ZM262 204V205H261ZM22 205V206H21ZM56 205H57V207H56ZM69 205H71V206H74V207H69L68 208V206ZM92 205V206H91ZM173 205H176V208H175V206H173ZM180 205L182 206L183 205V207L184 208H181L180 209ZM204 205H205V207H204ZM206 205H207V207H206ZM209 205V206H208ZM248 205V206H247ZM251 205H253V207H251ZM257 205H258V208H257ZM19 206H21L20 208H19ZM28 206V207H27ZM61 208H59V207ZM83 206V208H81ZM121 206V207H120ZM173 206V207H172ZM203 206V207H202ZM215 206H216V209H214L213 210V208H215ZM254 206L256 207V209H254ZM13 207V208H12ZM17 208V209H15V208ZM26 209H25V208ZM30 207H32V208H30ZM36 207V208H35ZM43 207H45V208H43ZM49 207L50 208V210H49V208L47 209V208ZM86 209H85V208ZM101 207V208H100ZM140 207V208H139ZM170 207H172V209L173 208H175V210H173V211H170L171 210V208ZM179 207V208H178ZM208 207L210 208V207H212V208H210L209 210H208ZM250 207V208H249ZM27 208H28V212H29V217L27 216V213H26V210H27ZM38 208V209H37ZM39 208L41 209V210H39ZM57 208H59V210L57 209ZM70 208H72V209H70ZM103 208V209H102ZM123 209V211H125V210H127V212L131 209V210H133V211H131V213L130 212H128V214H126L127 212L125 211V212H121V210L120 209ZM168 208V210H169V212L166 210ZM204 208H206V209H204ZM217 208H221L220 210L219 209H217ZM251 208H253V210L251 209ZM23 209V210H22ZM31 209V210H30ZM42 209H44L45 210V213H44V210H42ZM49 210V211H47V210ZM57 209V210H56ZM63 209V211H61ZM83 209H85L86 211H84ZM87 209H88V211H87ZM94 209V210H93ZM114 209H115V211H114ZM118 209L120 210V211H118ZM137 209H139V210H137ZM223 209V210H222ZM224 209H226V210H224ZM245 209V210H244ZM20 210H22V211H19ZM72 210V211H71ZM74 210V211H73ZM76 210V211H75ZM78 210V211H77ZM90 210V211H89ZM93 210V211H92ZM107 210H108V212H107ZM112 210V211H111ZM135 210H137V211H140V210H143L144 211V213L146 212V213H148V214H144L143 212H141V215L142 216H144V217H142L141 215H140V213H139V215H140V217H142L143 219H141V218H139V217H137V218H135L134 219V217L136 216V213H134V212H136ZM187 210V209H186ZM189 210H187V211H189ZM203 210V211H202ZM215 210H216V212H215ZM224 211V212H222V211ZM255 210V211H254ZM257 210H259V211H257ZM10 211V212H11ZM32 211H34V213L32 212ZM37 211V212H36ZM38 211H40V213L43 215V213H44V218H43V216L41 217V214L40 213H38ZM53 211V212H52ZM57 211V212H56ZM94 211H96V212H94ZM107 213H106V212ZM117 211L118 212H121L122 214L124 213V215L122 216V214L120 213V215L123 217V219H121L122 217H120V215L117 213ZM162 211V212H161ZM175 211H177V213H178V211L180 212L181 211V213H178L179 215L177 216V213H175ZM191 211V210H190ZM210 211V212H209ZM212 211H214L213 213H212ZM221 211V212H220ZM11 212V213H12ZM23 212V213H22ZM31 212V213H30ZM50 212H52V213H50ZM90 212V213H89ZM111 212V213H110ZM114 212H116L115 214H116V217L112 214V213H114ZM166 212H168L170 215H173L174 213L176 214L175 216H176V219H175V216L174 217H172V216H163L164 214L163 213H166ZM185 211H183V213H184ZM201 212V214L200 215H198L199 213ZM205 212V213H204ZM207 212V213H206ZM227 212V213H226ZM247 212V213H246ZM259 214H257V213ZM26 213V214H25ZM34 215H36V216H34ZM56 213V214H55ZM66 213V214H65ZM76 213V214H75ZM77 213H78V215H77ZM87 213H89V214H87ZM110 215H109V214ZM149 213H152L150 216H149ZM161 213L163 214L162 216H161ZM211 215V217H210V215ZM212 213V214H211ZM230 213V214H229ZM239 214V216L237 215V214ZM245 213V214H244ZM260 213H263L262 215L260 214ZM16 214V215H15ZM25 214V215H24ZM39 216H38V215ZM47 214V215H46ZM58 214H60L59 216H58ZM126 214V215H125ZM133 214H134V216H133ZM137 214H138V212H137ZM187 214V215H186ZM197 214V215H196ZM206 214V215H205ZM213 214H214V216H213ZM226 214H227V216H228V214L229 215H232V217L231 216H228V219H226ZM235 214V215H234ZM243 214H244V216H243ZM248 214H249V216H248ZM10 215V214H9ZM12 215V214H11ZM13 215H12V217H13ZM21 215V216H20ZM50 215V216H49ZM54 215V216H53ZM62 215V216H61ZM75 215V216H74ZM84 215H86L85 217H84ZM89 217H88V216ZM101 215L103 216V218L101 217ZM138 215V216H139ZM146 215V216H145ZM155 215V216H154ZM183 215V216H182ZM196 215V216H195ZM201 215H203L202 217H203V220H200V218H201ZM207 215H208V218H210V219H207ZM216 215V216H215ZM225 217H224V216ZM245 215H247V216H245ZM25 216V217H24ZM26 216H27V218H26ZM46 216V217H45ZM57 217V219H56V217ZM76 216H77V218H76ZM95 216V220H94V217ZM96 216H97V218H96ZM105 216H109L108 218L109 219H111V220H108V218L107 217H105ZM115 218H114V217ZM147 216H149L151 219H150V221L148 220V217ZM154 216V217H153ZM193 216V218H191ZM197 216H199V217H197ZM219 216V217H218ZM18 217H19V219H18ZM35 217H38L37 219L35 218ZM41 217V218H40ZM50 217V218H49ZM53 217H55L54 219H53ZM58 217H64L65 219H61V218H58ZM82 217V218H81ZM88 217V218H87ZM105 217V218H104ZM120 217V218H119ZM129 217V218H128ZM131 217H133V219L136 221V222H133V220L131 219ZM169 217H171V218H169ZM179 217V218H178ZM186 218V220L188 219L189 221H186V222H189V223H187L188 224V226H189V224H190V226L189 227H187L186 225L187 224H185L184 222H183V220H185V218ZM205 217V218H204ZM262 217V218H261ZM21 218V219H20ZM43 218V219H42ZM52 218V219H51ZM68 220H67V219ZM81 220H80V219ZM107 218V219H106ZM112 218H114L113 219V221H112ZM126 218H128V219H130V220H132L131 222H133V228L131 227V225H129V224H131L129 221L130 220H128V219H126ZM165 218V219H164ZM181 218H183V220L181 219ZM199 218V219H198ZM213 218V223H209V220H211ZM229 218H232V220L234 221V223H231V221L229 220ZM235 218V219H234ZM244 218V219H243ZM246 218V219H245ZM24 219V220H23ZM27 219V220H26ZM47 219V220H46ZM72 219H74L73 221H72ZM78 219V220H77ZM86 219V220H85ZM90 219V220H89ZM117 219V220H116ZM139 219V220H138ZM141 219V220H140ZM202 219V218H201ZM242 219V220H241ZM19 221V223L21 224V226H20V224L18 223V221ZM32 220V221H31ZM45 220V222H41V221H44ZM60 220V221H59ZM67 220V221H66ZM71 220V221H70ZM76 220V221H75ZM94 220V221H93ZM97 220H99L98 222H97ZM228 220L230 221L229 222V224L227 223L228 222ZM248 220V219H247ZM21 221V222H20ZM24 221H25V224L28 222V224H24ZM27 221V222H26ZM40 221V222H39ZM48 221V222H47ZM50 221V222H49ZM58 221V222H57ZM79 221H81V222H79ZM86 221H88L89 222V227H88V222L86 223ZM115 221V222H114ZM123 221H126V223H127V221H128V223L126 224L125 222H123ZM141 221V222H140ZM142 221H144V223L142 222ZM200 221H201V223L203 224L204 222L203 221H205V223L206 224H208V225H205V223H204V225L206 226H202L201 225V223H200ZM207 221V222H206ZM223 221H224V223H223ZM232 221V222H233ZM241 221V222H240ZM263 221V222H262ZM31 222V223H30ZM55 222V223H54ZM60 222V223H59ZM63 223V225H62V223ZM65 222V223H64ZM85 222V223H84ZM96 222H97V224H96ZM152 222V223H151ZM216 223V227H215V223ZM220 222V223H219ZM17 223H18V225H17ZM38 223V224H37ZM41 223V224H40ZM47 223V224H46ZM48 223H51V224H48ZM53 223V224H52ZM58 225H57V224ZM68 224V226H66L67 224ZM92 223V225L90 226V224ZM95 223V224H94ZM138 224V225H135L136 227H134V224ZM147 223H149V224H151L152 226H149V224H147ZM222 223V224H221ZM226 223V224H225ZM239 223V224H238ZM32 224V225H31ZM39 224L41 225V226H39ZM62 226H61V225ZM81 224V225H80ZM93 224H94V226H95V228H92V226H93ZM147 227V229H146V227L144 226V225ZM232 224V225H231ZM240 224L241 225H243V226H240ZM18 227H17V226ZM44 225H45V227H44ZM47 225V226H46ZM51 225H53V227L51 226ZM55 225V226H54ZM75 225V227H72V226H74ZM126 225V226H125ZM141 225H143V226H141ZM200 225H201V227H200ZM210 225V226H209ZM226 225V226H225ZM229 225H231V226H233V227H231V226H229ZM234 225H237V226H234ZM3 226H4V228H3ZM15 226V227H14ZM23 226H24V228H23ZM27 226V227H26ZM32 226V227H31ZM50 227V228H61V229H64V231L67 233L66 234V236H64V234H52V235H50L49 236V234H45L44 233V230L46 229V227ZM58 226V227H57ZM59 226H61V227H59ZM86 226V227H85ZM93 226V227H94ZM124 226H125V228H126V230H125V228H124ZM138 226H140V227H138ZM186 226V227H185ZM192 226H193V228H192ZM197 226V227H196ZM208 226H209V228H212L213 226H214V228H216L215 230H214V228L212 229V231H209V230H211V229H208ZM219 228H218V227ZM228 226H229V230H230V232L228 231ZM11 227H13V228H11ZM24 229H22V228ZM25 227L27 228V229H25ZM38 227V228H37ZM48 227V228H49ZM62 227H64V228H62ZM66 227V228H65ZM77 227H78V229H77ZM131 227V228H130ZM144 227V228H143ZM150 227H152V228H150ZM195 227V228H194ZM237 227H238V229H239V231H241V232H238L237 231ZM9 228H11V229H9ZM74 228V229H73ZM91 228L95 231V232H93V231H90L91 230ZM128 228V229H127ZM142 228V229H141ZM190 228V229H189ZM207 228V229H206ZM241 228V229H240ZM16 231H15V230ZM19 229V230H18ZM22 229V230H21ZM31 229V230H30ZM38 229V230H37ZM44 229V230H43ZM90 229V230H89ZM125 230V233L126 234H124V230ZM131 229V230H130ZM145 229V230H144ZM150 231H149V230ZM232 229V230H231ZM234 229H236V231L234 230ZM243 229V230H242ZM262 229V230H261ZM19 232H18V231ZM29 231V232H31V233H28L27 231ZM42 230H43V232H42ZM71 230H73V233L75 232V231H79L80 233H81V240L82 241H84L85 242V244H89V245H92V246H94V253H96V251H99L98 249H100V251L99 252H97L96 254H91V255H88L89 256V259H86L88 256H86L88 253H87V251L86 250H84L83 248H81V244L82 243H84V242H82V241H80L79 239H73V237H72V231ZM83 230H87V232H85V231H83ZM100 230H102V231H100ZM122 230H123V232H122ZM128 230V232H126ZM146 230H148V232H150L151 234H149V233H145V232H147ZM153 230V231H152ZM234 230V231H233ZM13 233H12V232ZM23 231V232H22ZM26 231V232H25ZM35 231V232H34ZM37 231V232H36ZM40 231V232H39ZM68 231H70L69 233H70V235H69V233H68ZM100 231V232H99ZM143 231V232H142ZM216 231H217V235L215 234L216 233ZM220 231H221V233H220ZM21 232V233H20ZM43 234H42V233ZM64 232V233H65ZM97 232V233H96ZM120 232H121V234H120ZM142 232V233H141ZM220 233V235L221 236H223V237H219V233ZM235 232V234L237 235H235V234H233ZM7 233V234H6ZM143 233L144 234H146V235H143ZM229 233V234H228ZM11 234H12V236H11ZM14 234V235H13ZM20 234V235H19ZM23 236H22V235ZM29 234V235H28ZM42 234V235H41ZM83 234H84V236H83ZM89 234V235H88ZM92 234V235H91ZM95 234V235H94ZM104 234H105V236H104ZM116 234H119V235H121L120 237H119V235H118V237L119 238H122V240H119V238H117V236H116ZM122 234H124V235H128V234H130V235H132V236H130L129 235V238H128V240H130V238L131 239H136V240H134V242H133V240H131L129 243H128V240L126 239L125 240V237L123 238V236H122ZM140 236H139V235ZM142 234V235H141ZM148 234L149 235H151L150 236V238H149V240H148ZM164 234H166V235H164ZM204 234V235H203ZM224 234V235H223ZM233 234V235H232ZM7 237L8 239H7V241H5L6 240V238L4 237ZM9 235V236H8ZM25 235V236H24ZM32 235V236H31ZM110 235H112V238L113 239H110ZM115 235V236H114ZM164 235V236H163ZM225 235H226V238H225ZM228 235L230 236H232V241H229V240H231V236L230 237H228ZM241 236V238H239L240 236ZM30 236V237H29ZM42 236V237H41ZM44 236H46L47 238L48 237H50L49 239H46V237H44ZM52 236H57L56 238L58 239V237H59V242H58V240L55 238H53ZM62 236H64L62 239H60V237H62ZM69 236V237H68ZM107 236H109V237H107ZM134 236V237H133ZM143 236H145L144 238H145V241H144V238H142ZM163 238H162V237ZM204 236H206V237H204ZM233 236H235V237H233ZM239 236V237H238ZM18 237H19V239H18ZM28 237H29V239H28ZM33 237V238H32ZM66 237V238H65ZM116 237V238H115ZM133 237V238H132ZM146 237H147V240H146ZM161 237V238H160ZM166 237H169L168 238V240H169V242L166 244V242L168 241L167 240V238L165 239ZM173 237V238H172ZM202 237H203V240H202ZM216 237H218V238H216ZM237 237V238H236ZM247 237V236H246ZM4 238H5V240H4ZM17 238V239H16ZM71 238L73 241H71V244H70V241H69V239ZM87 238V239H86ZM89 238H90V240H89ZM158 238H159V240L161 241L160 243H162L163 242V240L165 239V243H164V245L163 244H159V240H158ZM229 239V240H227L228 242H231L232 244H233V242L235 243V242H237V240H239V239H241L243 242L245 241V243L247 242V241H249V243L247 242L246 244L245 243H243V244H245L244 246H245V248L246 249H248L247 251H249V255H245L244 256V250H241L244 254L242 255V253H240L239 251H240V249H239V251H237L238 249L236 248V246H234V244L232 245L231 243H228L225 239ZM245 238V240H243ZM12 239V240H11ZM23 239V240H22ZM25 239V240H24ZM37 239V240H36ZM46 240V242H43L42 243V241H44V240ZM86 241H85V240ZM115 239V240H114ZM162 239V240H161ZM206 239V240H205ZM234 239H236L235 241H233ZM31 240H33L32 242H33V244H32V242H31ZM53 240V241H52ZM66 242L67 241V243H65L64 241ZM80 241V245H79V242L78 241ZM97 240V241H96ZM103 240V241H102ZM110 240V241H109ZM119 242H118V241ZM125 240V241H124ZM143 240V241H142ZM183 240V241H182ZM205 240V242H203ZM225 240V241H224ZM247 240V241H246ZM18 242V241H20L19 242V245L17 244H15L16 242ZM22 241H24L23 242V244H22ZM26 241H29V243L27 242L26 243ZM41 243H40V242ZM49 242V244H52V245H49L48 244V242ZM63 241V242H62ZM77 241V242H76ZM96 241V242H95ZM99 241V242H98ZM120 241H122V242H120ZM123 241H124V243H123ZM207 241H209V242H207ZM8 242V243H7ZM53 242H54V244H56V245H54L53 246ZM69 242V243H68ZM73 242V243H72ZM82 242V243H81ZM92 242H94V243H92ZM138 242H139V244H138ZM158 242V243H157ZM178 242V243H177ZM183 242H185V244H181V243ZM187 242H188V244H187ZM214 242H216L215 244H213ZM11 243H12V245L13 246H15V248L11 245ZM21 243V244H20ZM24 243H26V244H30L31 246H28V245H24ZM48 244L47 246H46V244ZM63 243V244H62ZM75 243H77V245L75 244ZM99 243V244H98ZM104 243V244H103ZM126 243H128V245L126 244ZM225 243L227 244V245H229V244H231V245H229V246H225L224 248L226 249H229V247H230V249L229 250H225V249H222V247H223V245H225ZM252 245H251V244ZM6 244L8 245L7 247H6ZM60 244V245H59ZM103 244V245H102ZM118 244V245H117ZM166 244V245H165ZM190 244V245H189ZM12 246L11 247V249H10V246ZM23 246V248H20V247H22ZM64 245L65 247H62V246ZM128 247H127V246ZM182 245V246H181ZM186 245H188V246H186ZM247 245H248V247H247ZM251 245V246H250ZM39 246V247H38ZM41 246V247H40ZM48 246H50V247H48ZM52 246L54 247V250H53V248H52ZM56 246V247H55ZM58 246V247H57ZM60 246V247H59ZM73 246H75V247H73ZM99 246H101L100 248H99ZM115 246V247H114ZM122 246V247H121ZM126 246V247H125ZM178 246V247H179ZM189 246H190V248H189ZM250 246V247H249ZM253 246V247H252ZM46 247H47V249H46ZM62 247V249H61V253L63 252V254H64V252L66 253V255L64 254V255H61L59 252H57L58 254H57V256L55 255L56 253H55V248H59L58 250H60V248ZM72 247V248H71ZM77 247V248H76ZM79 247V248H78ZM98 247V248H97ZM103 247H105L104 249H105V251L102 249ZM113 247V248H112ZM236 248V249H234V248ZM17 248H20L18 251H17ZM24 248H25V250H24ZM30 248V249H29ZM37 250H36V249ZM73 248H74V250H73ZM75 248H76V250L78 249L79 251L80 250H82V251H80L79 253H81L83 256H81V254H79L78 253V250L76 251L75 250ZM108 250H107V249ZM110 248V249H109ZM125 248V249H124ZM221 248V249H220ZM251 248V249H250ZM23 249V250H22ZM33 249H35V250H33ZM39 249H42V250H39ZM51 249H52V251H51ZM157 251H156V250ZM232 249H234V250H232ZM28 250V251H27ZM45 250V251H44ZM48 250V251H47ZM50 250V251H49ZM57 250V251H58ZM110 250V251H109ZM112 250H121V252L122 253H120V251H119V253L120 254H124L127 258H122V257H124V255L122 256V255H120V256H117V254H116V252H115V254H110V253H113L114 251H112ZM126 250V251H125ZM152 250V251H151ZM164 250H166V251H164ZM223 250V253H220L221 251ZM230 250H232V252L234 253V254H236V255H238L237 254V252H239V255H238V257H233V256H236V255H233L232 254V252H229ZM7 251V252H6ZM10 251V252H9ZM24 251V252H23ZM32 251V252H31ZM37 253H35V252ZM42 251V252H41ZM74 253H72V252ZM76 251V252H75ZM106 251H108L107 253H106ZM159 251V252H158ZM220 251V252H219ZM237 251V252H236ZM9 252V253H8ZM39 252V253H38ZM45 252H46V254H45ZM51 252H53V253H50ZM69 252H71V253H69ZM84 252V253H83ZM101 252V253H100ZM110 252V253H109ZM146 252L148 253L149 252V255L148 254H146ZM162 252V253H161ZM220 253V255H217V254H219ZM250 252H251V254H250ZM8 253V254H7ZM12 254V255H9V254ZM13 253H14V255L15 256H13ZM21 254V256H19V255H17V254ZM25 253V254H24ZM31 253V254H30ZM43 253V256L41 255V254ZM69 253V255H67ZM77 253V254H76ZM103 253V262H102V258H101V254ZM141 253H142V255H141ZM144 253V254H143ZM164 253V254H163ZM25 255V257H24V255ZM26 254H27V256H26ZM36 254V255H35ZM108 254V255H107ZM110 254V255H109ZM163 254V255H162ZM214 254V256L215 255H217V256H221L222 257V255H223V257H222V261L219 259V257H211L212 255ZM232 254V255H231ZM4 255V256H3ZM17 255V256H16ZM39 255V256H38ZM47 255V256H46ZM48 255H50L51 257H50V259H48ZM53 255H55V256H53ZM75 255V256H74ZM98 255V256H97ZM115 255V256H114ZM130 255V256H129ZM207 256V259L209 260V262H211V263H206V262H204L203 261V256ZM211 255V256H210ZM225 255V256H224ZM243 256L242 257V260H241V256ZM6 256L8 257L7 258V260H9V259H11L12 257V259L11 260H9V261H7L6 260ZM23 256V257H22ZM32 256V257H31ZM35 256V257H34ZM38 256V257H37ZM43 257V258H45V260L44 259H42V258H40V257ZM44 256H46V257H44ZM96 256V257H95ZM107 256H110V257H107ZM134 256V258H136L135 259V261H134V259L132 258ZM143 258H142V257ZM147 256V257H146ZM232 256V257H231ZM249 256V257H248ZM5 257V258H4ZM21 257V258H20ZM27 257H28V259H27ZM56 257H58L59 258V260L61 261H59ZM62 257V258H61ZM82 259V257H83V260H81L80 258ZM86 257V258H85ZM93 257V258H92ZM98 260H96L95 258ZM105 257V258H104ZM111 257H113V259L111 258ZM114 257H115V259H114ZM119 257V258H118ZM138 257H140V258H138ZM227 257V259H225V258ZM230 259H229V258ZM247 257V259H245ZM14 258H16V261H14L15 259ZM18 258H20V261H19V259ZM37 258H39L40 260H37ZM51 258H53V260H51ZM61 258V259H60ZM78 258V259H77ZM145 258H148L149 260H147V259H145ZM235 258V259H234ZM245 260H244V259ZM2 259V260H1ZM22 259H24L23 261H22ZM31 259V260H30ZM33 259V260H32ZM37 261V262H32V261H35V260ZM44 260L43 262H42V260ZM108 260L109 259V261H106V260ZM118 259H120V260H118ZM133 259V260H132ZM212 259H214V260H212ZM217 259H219V260H217ZM231 259H233V260H231ZM237 259V260H236ZM240 259V260H239ZM30 261L29 263L27 262L26 263V261ZM48 260H50V261H48ZM84 260H86V262H83ZM88 260V261H87ZM113 260V261H112ZM130 260V261H129ZM141 260V261H140ZM231 260V261H230ZM243 260L245 261V262H243ZM13 261H14V263H13ZM19 261V262H18ZM41 261V262H40ZM48 261V262H47ZM55 261V262H54ZM101 261V262H100ZM112 261V262H111ZM116 263H115V262ZM123 261V262H122ZM147 261L149 262V263H147ZM197 261V262H196ZM217 261V262H216ZM220 261H221V263H220ZM229 261V262H228ZM233 261V262H232ZM239 261V262H238ZM240 261H242V262H240ZM248 261V262H247ZM8 262V263H7ZM15 262H17V263H15ZM95 262V263H94ZM97 262H99V263H97ZM226 262V263H225ZM228 262V263H227ZM232 262V263H231ZM247 262V263H246ZM250 262V263H249ZM104 263V264H105Z\"/></svg>",
	"mask_w": 264,
	"mask_h": 264
},
{
	"label": "bare ground",
	"instance_id": "obj_2",
	"mask_svg": "<svg viewBox=\"0 0 264 264\" xmlns=\"http://www.w3.org/2000/svg\"><path fill=\"white\" fill-rule=\"evenodd\" d=\"M16 1V0H15ZM21 1L22 0H20V3H21ZM30 1V0H29ZM28 1V2H29ZM37 1V0H36ZM35 1V2H36ZM77 1V0H76ZM80 1V0H79ZM79 1H77V2H79ZM84 2L82 3V4H84V3H86L87 2V0H83ZM86 1V2H85ZM89 1V0H88ZM129 1H131V0H129ZM132 1H134V0H132ZM176 1V0H175ZM241 1V0H240ZM19 2V1H18ZM17 2V3H18ZM33 2V1H32ZM38 2V1H37ZM39 2H41V1H39ZM42 2H45V0H42ZM60 2V1H59ZM58 2V3H59ZM90 2H91V0H90ZM243 2V1H242ZM246 2V4L250 7L251 6V4H252V2H251V0H244V3ZM31 3V2H30ZM134 3H136V1L134 2ZM139 2H137V4H138ZM243 3V4H244ZM260 3V2H259ZM38 4V3H37ZM40 4V3H39ZM61 4H63V3H61ZM76 4H79V6H80V4L81 3H76ZM90 4V3H89ZM129 5L128 6H130V5H132V3L130 4V3H128ZM136 4V5H137ZM142 4V3H141ZM175 4H178L179 5V3H175ZM242 4V5H243ZM23 5H24V3H23ZM32 5H33V3H32ZM35 5V4H34ZM42 5V4H41ZM45 5V4H44ZM43 5V6H44ZM47 5V4H46ZM45 5V6H46ZM85 5V4H84ZM84 5H83V7H84ZM134 5V4H133ZM136 5H134V6H132L133 7V9H137V11L140 9L139 7V9L136 7V8H134ZM140 5V4H139ZM253 5H256V2L255 3H253ZM252 5V7H251V9L254 7ZM31 6V5H30ZM44 6V7H45ZM91 6H93V5H91ZM141 6V5H140ZM180 6V5H179ZM262 6V5H261ZM261 6H260V8L259 7H257V8H253V12H252V14L253 15H251L252 17L254 16V15H258V17L260 18V20H261V25L262 26H264V10L263 9H261ZM26 7V9H27V5L25 6ZM39 7V6H38ZM42 8V10L43 9H45V8ZM87 7V6H86ZM132 7H130L131 9H132ZM143 7V6H142ZM264 7V6H263ZM37 8V7H36ZM40 8H41V6H40ZM51 8V7H50ZM49 8V9H50ZM61 8V7H60ZM78 8V7H77ZM81 8H82V6H81ZM89 7H87L86 9H88ZM92 7H90V9H88V12H89V10L91 11L92 9H93V11L95 10L94 8H92ZM166 8V7H165ZM243 8H244V6H243ZM247 8V7H246ZM39 9V8H38ZM47 10H48V8H46ZM45 9V10H46ZM179 9V8H178ZM181 9V8H180ZM179 9V10H180ZM25 10V9H24ZM34 10H35V8H34ZM40 10V9H39ZM41 10V11H42ZM52 10V9H51ZM63 10V9H62ZM65 10V9H64ZM85 10V9H84ZM143 12H144V7H143V9H141ZM167 10V9H166ZM237 10V9H236ZM28 11V10H27ZM32 12H33V9L31 10ZM50 11V10H49ZM92 11V12H93ZM131 11V10H130ZM182 10H180V12H181ZM30 11H28V13H29ZM46 12V11H45ZM48 12V11H47ZM46 12V13H47ZM54 12H57L58 14H56V15H59L60 14V10L59 11H54ZM67 12V11H66ZM76 12V11H75ZM96 11H94V13H95ZM132 12V11H131ZM159 12V11H158ZM174 12H175V10H174ZM183 12V11H182ZM244 12V11H243ZM25 13H26V11H25ZM50 13V12H49ZM64 13V16H66L65 15V12H63ZM62 12H61V14H63ZM67 13H69V14H67V15H70L71 16V14H70V12H67ZM91 13V12H90ZM103 13V12H102ZM133 13V12H132ZM135 13V12H134ZM138 13V12H137ZM142 13V12H141ZM10 14V13H9ZM21 13H19V15H20ZM24 14V13H23ZM31 14V13H30ZM48 14V13H47ZM77 14V13H76ZM87 15H85V16H87V23H89V24H91L92 22L90 21V14L89 13H86ZM96 14V13H95ZM105 14V13H104ZM103 14V15H104ZM109 14V13H108ZM164 14V13H163ZM165 14H166V12H165ZM164 14V15H165ZM181 14V13H180ZM179 14V15H180ZM245 14H247L246 12H245ZM249 14H250V12H249ZM7 15H8V13H7ZM12 15V14H11ZM14 15H15V13H14ZM19 15H17V13H16V17L17 16H19ZM26 15V14H25ZM32 15H33V13H32ZM39 15V14H38ZM37 15V16H38ZM45 15V17H46V14H44ZM73 15V14H72ZM103 15H102V17L101 18H103ZM107 15V14H106ZM105 15V17H106V19H107V16ZM111 15V17H112V15H115V14H110ZM110 15H109V17H110ZM130 15H131V13H130ZM144 15V14H143ZM154 15H156V14H154ZM153 15V16H154ZM243 15H244V13H243ZM8 16H10V15H8ZM22 16V15H21ZM34 17H35V14L33 15ZM33 16H30L31 18L33 17ZM36 16V17H37ZM41 16H42V14H41ZM50 16H51V14H50ZM60 16V15H59ZM58 16V17H59ZM74 16H76L75 15V13H74ZM88 16H89V18H88ZM100 17L101 15H97L96 17ZM129 16V15H128ZM133 16H134V14H133ZM138 16H141L142 17V15L139 13V15ZM157 16H159V14L157 15ZM11 17V16H10ZM12 17H14V16H12ZM16 17H14V19L16 18ZM20 17V16H19ZM22 17H25L24 15L22 16ZM30 17H29V21H30V23H31V21L34 19V17L32 18V20H30ZM39 17H40V15H39ZM62 17V19L64 18L63 16H61ZM73 17V16H72ZM93 17H95V16H93ZM95 17V18H96ZM115 17V16H114ZM114 17H112V18H114ZM116 17H117V15H116ZM126 17V16H125ZM136 17V16H135ZM140 17V18H141ZM146 16H144V18H145ZM159 17H161L162 18V16H159ZM166 17H168V16H166ZM170 17V16H169ZM179 17V16H178ZM181 17V16H180ZM245 17V16H244ZM43 20L45 19L43 16L41 17ZM53 18H54V16H53ZM118 18H120L119 16H118ZM129 18V17H128ZM131 18V17H130ZM133 18V17H132ZM143 18V17H142ZM148 18V17H147ZM146 18V19H147ZM152 18H156V17H152ZM151 18V19H152ZM158 18V17H157ZM238 19H239V17H237ZM237 18H235V19H237ZM241 18V17H240ZM247 18H248V16H247ZM246 18V19H247ZM254 18H257V17H254ZM4 19H6V18H4ZM20 19V18H19ZM23 19V18H22ZM26 19V18H25ZM27 19H28V17H27ZM37 19H38V17H37ZM48 19H49V17H48ZM69 19H71V22L70 23H73L74 24V22H76V21H78V20H72V18H69ZM75 19V18H74ZM79 19V18H78ZM88 19H89V21L91 22H88ZM91 19H93L92 18V16H91ZM98 19V18H97ZM114 19H116V18H114ZM127 19V18H126ZM135 19V18H134ZM133 19V20H134ZM137 19H139V17H137ZM146 19L144 20V21H146ZM160 19V18H159ZM158 19V20H159ZM164 19V18H163ZM249 19H250V17H249ZM249 19H248V22H249ZM16 20H17V18H16ZM35 20V22H36V19H34ZM39 20H41V19H39ZM42 20V24H44L43 22H45V20L43 21ZM51 20H53V19H51ZM54 20H56V19H54ZM94 20V19H93ZM96 20V19H95ZM94 20V21H95ZM100 20V19H99ZM104 20H105V18H104ZM108 20V19H107ZM117 20V19H116ZM119 20V19H118ZM140 20V19H139ZM153 20H156V19H153ZM158 20H157V23H158ZM160 20H162V19H160ZM253 20V19H252ZM251 20V21H252ZM259 20V19H258ZM14 21V20H13ZM23 21H26V20H22V23H23ZM38 21V20H37ZM65 21V20H64ZM64 21H61V23L62 22H64ZM68 21H70V20H68ZM72 21H74V22H72ZM79 21H81V20H79ZM78 21V22H79ZM120 21V20H119ZM122 21V20H121ZM126 21V20H125ZM137 21V20H136ZM143 21V22H144ZM239 21H241V20H239ZM243 21V20H242ZM257 21V20H256ZM18 22V21H17ZM16 21H15V24L17 23ZM28 22V21H27ZM40 22V21H39ZM51 22V21H50ZM57 22V21H56ZM59 22V21H58ZM57 22V24H60V23H58ZM82 22H85L84 21V19H83V21H81V23ZM107 22V21H106ZM113 23H110L111 25L113 24V27H115V25H114V22L115 21H112ZM127 22H129V21H127ZM138 22V21H137ZM148 22H149V19H148ZM148 22H146V24L148 23ZM153 22V21H152ZM163 22H164V20H163ZM163 22L162 23H159L160 25H162L163 24ZM174 22V21H173ZM258 22V21H257ZM14 23V22H13ZM18 23H20V21L18 22ZM17 23V25L19 26L20 24H18ZM37 23L38 22H36V25H37ZM41 23V22H40ZM46 23V22H45ZM55 23V22H54ZM87 23H85V25H87ZM99 23L101 24H103V21H99ZM98 23V24H99ZM109 23V22H108ZM131 23V22H130ZM156 23V24H157ZM239 22H236V20H235V23H233V24H231V26H232V28H233V31H231V32H233V33H231V32H229L231 35H229L230 36V45L231 46H235V47H239V49L240 48H242V46H243V43H244V38H243V36H242V34H241V32H243L244 30L241 28V26L238 24ZM259 23V22H258ZM14 24V26H17V25H15ZM51 24H53L52 22H51ZM50 24V26L48 27V28H50L49 30H51L50 31V33L48 32L47 34H46V31H45V28H47V27H45L44 28V34H46V35H48V36H44L43 34H42V38L44 39L45 37H47V38H49V39H52V38H55L54 36H57V33H59V34H61L62 36H67V34L65 33V31H64V29L62 28L63 26H62V24H61V26L62 27H60L59 25H58V27L59 28H61V29H59L58 27V31L59 32H57V30H56V32L57 33H54V30L56 29V28H54L53 29V27H52V25ZM76 24V23H75ZM74 24V25H75ZM77 24H79V23H77ZM94 24H96V23H94ZM97 24V25H98ZM115 24H117L116 22H115ZM123 24V23H122ZM127 25H128V23H126ZM135 24V23H134ZM141 24H143V23H141ZM184 24V23H183ZM251 24H253V23H251ZM250 24V25H251ZM23 25V24H22ZM35 25V24H34ZM34 25H33V28H34ZM41 25V24H40ZM56 25V24H55ZM54 25V26H55ZM66 25H67V23H66ZM65 25V26H66ZM73 25V26H74ZM83 25H84V23H83ZM97 25H95L99 30H101L100 28L102 27V30L100 31V32H102L103 31V28H104V24L103 25H100L101 27H98ZM119 25H120V23H119ZM119 25H118V28H119ZM124 25V24H123ZM126 25V26H127ZM131 25V24H130ZM138 25V24H137ZM164 25V24H163ZM221 25V24H220ZM26 26V25H25ZM38 26V25H37ZM42 26V25H41ZM48 26V25H47ZM73 26H72V28H73ZM79 26L81 27V24H79L78 25V28H79ZM94 26V25H93ZM107 27L105 28V29H107V30H109L110 31V29L111 28H109L108 29V26L109 25H106ZM147 26H148V24H147ZM168 26V25H167ZM28 27H29V25H28ZM30 27H31V24H30ZM39 27V26H38ZM56 27V26H55ZM83 27V26H82ZM84 27H87L88 28V26H84ZM89 27H91V25L89 26ZM95 27V28H96ZM112 27V26H111ZM129 27V26H128ZM128 27H126V28H128ZM134 27V26H133ZM132 27V28H133ZM158 27V26H157ZM157 27H156V29H157ZM169 27V26H168ZM167 27V28H168ZM261 27V26H260ZM25 28H27V27H25ZM32 28V29H33ZM36 28V30L38 29L37 27H35ZM48 28L46 29V30H48ZM65 28V27H64ZM66 28H68V25H67V27ZM69 28H71V27H69ZM68 28V29H69ZM77 28V27H76ZM86 28V29H87ZM116 28V27H115ZM118 28H116V29H118ZM126 28H125V26H124V29L126 30ZM131 28V29H132ZM137 28V27H136ZM140 28V27H139ZM138 28V29H139ZM146 28V27H145ZM159 28V27H158ZM160 28H161V26H160ZM163 28V27H162ZM164 28H166V27H164ZM163 28V29H164ZM258 28V27H257ZM256 28V29H257ZM74 29V28H73ZM82 29V28H81ZM85 29V30H86ZM90 29V28H89ZM120 29V28H119ZM121 29H123V27L121 28ZM130 29V30H131ZM141 29V28H140ZM139 29V30H140ZM142 29H143V27H142ZM223 29V28H222ZM29 30V29H28ZM39 30V29H38ZM41 30V31H42ZM70 30H72V29H70ZM77 30H79V29H77ZM76 30V31H77ZM82 30H84V29H82ZM92 30V29H91ZM113 30V29H112ZM134 30V29H133ZM145 30V29H144ZM146 30H150V29H146ZM146 30H145V33H146ZM155 30V29H154ZM164 30H166V29H164ZM164 30H160L161 31V34H165L166 33V31H164ZM169 30H172V28L170 27V29H167V31H169ZM40 31V30H39ZM69 31V30H68ZM76 31H75V35H76ZM88 31H90V30H88ZM88 31H85V32H87L88 33ZM96 31V30H95ZM119 31V30H118ZM117 31V32H118ZM134 31H136V30H134ZM156 32H157V30H155ZM162 31H164V32H162ZM213 31V30H212ZM25 32H27V31H25ZM32 32H33V30H32ZM69 32H72V31H69ZM78 32V31H77ZM81 32V31H80ZM79 32V33H80ZM84 32V31H83ZM111 32V31H110ZM131 32V31H130ZM141 32H143V30H141ZM171 31H169L168 32V36H169V33H170ZM248 31L246 30L245 32H243L244 34L245 33H247ZM30 33V32H29ZM38 33H40V32H38ZM68 33V32H67ZM78 33V34H79ZM82 33V32H81ZM91 33V32H90ZM93 33H96V32H93ZM93 33H91L92 35H94ZM104 33V32H103ZM121 33V32H120ZM127 34H129L128 33V31L126 32ZM151 33V32H150ZM160 33V32H159ZM172 34H173V32H171ZM170 33V34H171ZM180 33V32H179ZM249 33V32H248ZM31 34V33H30ZM72 34H74V33H72ZM83 35L85 34V33H82ZM91 34L90 35H86L87 36V39H88V37H91ZM102 34V33H101ZM106 34V33H105ZM110 34V33H109ZM109 34H107V35H109ZM115 34V33H114ZM119 34V33H118ZM123 34V33H122ZM134 34V33H133ZM136 34V33H135ZM134 34V35H135ZM140 34V33H139ZM158 34V33H157ZM157 34H156V36H157ZM172 34H171V36H169V39L171 40V38H172ZM32 35V34H31ZM33 35H35V32H33ZM39 36H41L40 34H38ZM37 35V36H38ZM69 35V34H68ZM75 35H74V37H75ZM96 35H98L97 33H96ZM106 35V36H107ZM125 35V34H124ZM133 35V36H134ZM137 35H138V33H137ZM136 35V38H140V41H141V39H143V37L141 38V36L140 35H138L137 36ZM145 35V34H144ZM148 35H150V34H148ZM167 35V34H166ZM166 35H164V37L166 36ZM207 35V34H206ZM27 36V35H26ZM36 36V35H35ZM38 36V37H39ZM59 37V39L61 38V36L60 35H58ZM66 36H65V39H66ZM80 36H81V34H80ZM85 36V35H84ZM83 36V37H84ZM99 36V35H98ZM98 36H96L97 38H98ZM101 36H103V34L101 35ZM112 36H114V35H112ZM132 36V35H131ZM145 36H147V35H145ZM153 36H154V34H153ZM159 36V35H158ZM157 36V37H158ZM161 36V35H160ZM159 36V37H160ZM167 36V37H168ZM31 37V36H30ZM33 37V36H32ZM31 37V38H32ZM73 35H72V37H70L69 36V39H67V41L68 40H72L73 38ZM79 37V36H78ZM82 37V38H83ZM93 37V36H92ZM91 37V38H92ZM94 37H95V35H94ZM93 37V38H94ZM100 37V36H99ZM108 37V36H107ZM109 37H110V35H109ZM121 37V36H120ZM18 38H20V39H25V36H24V38L23 37H18ZM27 38V37H26ZM35 38V37H34ZM33 38V39H34ZM40 38V37H39ZM41 38V39H42ZM46 38V39H47ZM57 38V37H56ZM64 38V37H63ZM62 38V39H63ZM85 38V37H84ZM104 38V37H103ZM111 38V37H110ZM110 38H108V39H110ZM116 38V37H115ZM121 38H127V35H126V37H121ZM134 38H135V36H134ZM134 38H132V39H134ZM135 38V40H137ZM162 38V37H161ZM256 39V42H255V40H254V46L256 47V49L258 50V52H260L261 53V55H264V37L262 38L261 36H256L255 37ZM17 39V38H16ZM15 39V40H16ZM19 39V40H20ZM38 39V38H37ZM36 39V40H37ZM58 39V40H59ZM62 39H60L61 41H62ZM64 39V40H65ZM75 39V38H74ZM73 39V40H74ZM86 39V38H85ZM90 39V38H89ZM88 39V40H89ZM98 39H100V38H98ZM114 39V38H113ZM131 39V40H132ZM145 39H147V37H145ZM157 39V38H156ZM168 39V38H167ZM18 40V39H17ZM16 40V41H17ZM31 40V39H30ZM57 40V39H56ZM63 40V41H64ZM82 40V39H81ZM84 40V39H83ZM82 40V41H83ZM88 40L86 41V43H89V42H91L90 40H89V42H88ZM95 40V39H94ZM110 40H112V39H110ZM119 40V39H118ZM118 40H116L115 39V41L114 40H112V41H114V42H112V43H115L116 41H118ZM123 40V39H122ZM121 40V41H122ZM130 40V41H131ZM155 40V39H154ZM157 40H161V39H157ZM169 40V41H170ZM32 41V40H31ZM41 41V40H40ZM75 41V40H74ZM98 41V40H97ZM96 41V42H97ZM172 41V40H171ZM174 41V40H173ZM3 42V41H2ZM18 42V41H17ZM26 42V41H25ZM24 42V43H25ZM38 42V41H37ZM46 42V41H45ZM45 42H43L41 45H38V46H35L36 48H33V47H31L32 45H34V44H32L30 47H28L27 45H25V47L27 48V50L26 51H24V52H22V51H19V50H21V49H18V47H17V49H18V51L16 50V52L14 53V56H15V58L11 55V53H10V55L13 57V59H11L12 57H9V56H7L6 57V60H5V58H4V61H3V57H5L6 55H4L3 57H0L2 60L1 61H3V63L5 64L6 62L5 61H7V58L9 57L10 59H9V62L7 61V64L6 65H4L3 63H1L0 62V64H2L3 66H4V68L6 67H8L7 68V70H8V72L10 73L9 75H10V77H8V78H6V77H4L3 75H1L0 74V93L1 92H5V91H10V93L12 92V93H14V94H16L17 96H18V100H19V102H22L23 103V107H24V111L27 113V114H30L32 111H34V110H30L29 109V105H31V104H36V105H38L39 106V108L40 107H43L44 109L46 108V109H48L47 107H48V105H53L54 107H59V108H57V109H59L60 110V108H64V109H67L68 107H71V106H73L70 102H72V101H70V98H69V96H68V93L70 94L72 91H73V93H75V90L74 89H76V87L78 86V85H84V82L85 81H83L84 79L83 78H81L80 77V79H83L82 81H79V82H77L76 81V78L75 77H77L76 75V72L78 71V70H76L75 71V69L74 70H72V68H69L68 66V68L69 69H71V70H66L65 68H64V72L62 73V75H63V77H65V79L64 80H62V81H60V82H58V81H56L55 79H56V77H57V75L55 74V72H56V68H55V65H54V60H56V62H57V58L56 59H54L55 58V56H54V52L50 49L51 48V44H49L48 45V43L46 44ZM47 42H49V41H47ZM53 42H55V41H53ZM72 42V41H71ZM81 42V41H80ZM79 42V43H80ZM85 42V40L83 41V42H81L82 44H86V43H84ZM95 42V41H94ZM105 42H106V39H105ZM134 42V41H133ZM143 42H144V40H143ZM161 42H163V40L161 41ZM28 43V42H27ZM26 43V44H27ZM40 43V42H39ZM38 43V44H39ZM56 43V42H55ZM63 43H65V42H63ZM75 43V42H74ZM117 43V42H116ZM128 43V42H127ZM134 43H136V42H134ZM160 43V42H159ZM166 42H164V45H166L165 44ZM169 43V42H168ZM188 43V42H187ZM205 43V42H204ZM5 44V43H4ZM60 43H59V41H58V45H59ZM70 44V43H69ZM92 44H95V43H92ZM100 44H101V42H100ZM123 44V43H122ZM143 45L145 44V43H142ZM141 44V45H142ZM151 44V43H150ZM150 44H148L149 46H150ZM163 44V43H162ZM174 44V43H173ZM215 44V43H214ZM1 45V44H0ZM18 45H21L20 43L18 44ZM22 45H24L23 44V42H22ZM20 46V47H23V46ZM37 45V44H36ZM53 45V44H52ZM58 45H57V47H58ZM66 45V44H65ZM71 45H73V43L71 44ZM84 45H82V47L84 46ZM101 45H103V44H101ZM110 45V44H109ZM112 45V44H111ZM118 45V44H117ZM128 45H130V44H128ZM154 45V44H153ZM156 45H157V43H156ZM169 44H167V46H168ZM170 45H172V44H170ZM176 45V44H175ZM212 45V44H211ZM211 45H210V47H211ZM14 46H17L16 44L14 45ZM55 46V45H54ZM68 46V45H67ZM76 47L78 46V45H75ZM88 46V45H87ZM97 46V45H96ZM115 46V45H114ZM121 46V45H120ZM123 46V45H122ZM121 46V47H122ZM124 46H126V42H125V44H124ZM145 47H146V45H144ZM158 46V45H157ZM161 45H159L158 47H159V49L161 48L162 49V46L160 47ZM2 47V46H1ZM25 47H23L24 49L23 50H25L26 48ZM53 47V46H52ZM78 47H80V46H78ZM81 47V49H83ZM86 47V46H85ZM85 47H84V49H85ZM91 46H88L87 48H90ZM112 47V46H111ZM119 48L120 50L122 49V48ZM128 47H130V46H127V47H124V49H123V52H124V50H126V48H128ZM132 47V46H131ZM140 47V46H139ZM138 47V48H139ZM153 47H155V46H153ZM152 47V48H153ZM173 47V46H172ZM207 47H209V46H207ZM207 47H206V51L208 50H211V48L210 49H207ZM215 47V46H214ZM234 47V48H235ZM251 47H253L252 46V43H251ZM3 49H5L6 50V48H4V47H2ZM2 48H0V49H2ZM11 48H13V47H11ZM63 48V47H62ZM65 48V47H64ZM140 48H142V47H140ZM205 48V47H204ZM2 49V50H3ZM16 49V48H15ZM33 49V50H32ZM76 49V48H75ZM109 49V48H108ZM114 49V48H113ZM131 49H133V48H131ZM148 48L146 47V50H147ZM167 50L168 49H171V47L170 48H166ZM176 49V48H175ZM187 49V48H186ZM196 49V48H195ZM219 49V48H218ZM8 50H10V48L8 49ZM14 50V49H13ZM69 49H66V51H68ZM73 50V49H72ZM85 50H87V49H85ZM93 50H95V49H93ZM112 50V49H111ZM129 50V49H128ZM142 50V49H141ZM145 50V49H144ZM152 50V49H151ZM155 50V49H154ZM158 50V49H157ZM156 50V51H157ZM163 50H164V48H163ZM172 50H173V48H172ZM171 50V51H172ZM215 50H216V48H215ZM214 50V51H215ZM1 51V50H0ZM76 52L78 51V53H79V50H75ZM75 51H74V53H75ZM89 51V50H88ZM104 51H105V49H104ZM106 51H108L109 52V50H106ZM134 51V50H133ZM160 51V50H159ZM171 51L167 54V52L165 51V54L166 55H168L169 57H171ZM174 51V50H173ZM177 51V50H176ZM179 51H181V50H179ZM178 51V52H179ZM195 51V50H194ZM198 51H201L202 52V50L200 49L199 50V48L197 49V52ZM207 51V52H208ZM214 51H213V53H214ZM217 51V50H216ZM222 51V50H221ZM221 51H218V53L217 52H215V53H217L216 54V56H215V59L213 60L214 61V64L212 65V69H211V71H210V76L212 77V78H214V80H216V82H217V85H218V87L219 88H223V89H226V88H228L229 86H230V84H231V82H230V80L231 79H229V77L227 76V74H226V72L224 71V69H223V64L224 63H226V58H225V55H224V53L223 52H221ZM243 51V50H242ZM254 51V50H253ZM2 52V51H1ZM71 52V51H70ZM81 52V51H80ZM90 52V51H89ZM96 55L97 56H99L98 58H99V60L100 61H98V63H101V62H103L102 60H103V58H102V56H101V54H102V52H103V48L101 49L100 47H97L96 48ZM112 53L114 52L115 53V50L114 51H111ZM116 52H118V51H116ZM120 52V51H119ZM138 52H139V50H138ZM147 52H149V51H147ZM151 52V51H150ZM8 53V52H7ZM66 54H68L67 52H65ZM64 53V54H65ZM114 53L113 54H111L112 56L114 55ZM121 53V52H120ZM153 53V52H152ZM157 53V52H156ZM159 54H160V52H158ZM177 53V52H176ZM181 53V52H180ZM182 53H184L183 51H182ZM182 53H181V55H182ZM194 53V52H193ZM203 53H205V50H204V52ZM240 53H242L241 51H240ZM256 53V52H255ZM259 53V54H260ZM9 54V53H8ZM64 54H62L61 53V56L63 57L62 59L60 58L59 60L61 61H64V59H65V61L67 60L66 58H64L65 57V55ZM71 54V53H70ZM72 54H73V51H72ZM75 54H77V53H75ZM79 54H81V53H79ZM106 54H107V52H106ZM106 54H104V55H106ZM109 54V53H108ZM117 54V53H116ZM122 54V53H121ZM132 54V53H131ZM158 54V55H159ZM173 54V53H172ZM174 54H175V51H174ZM185 54V53H184ZM196 54V53H195ZM198 54V53H197ZM209 54H211L210 52H209ZM257 54V53H256ZM85 55V54H84ZM123 55V54H122ZM127 55V54H126ZM164 55V54H163ZM180 55V56H181ZM201 55V57H202V53L200 54ZM206 55H208V53L206 54ZM70 56H72V55H70ZM69 56V57H70ZM94 56V55H93ZM92 56V57H93ZM110 56V55H109ZM118 56H119V54H118ZM131 56V55H130ZM138 57H140L139 56V54L137 55ZM173 56V55H172ZM175 56H176V54L174 55V58H175ZM179 56V55H178ZM178 56H176V58H178ZM182 56H184V55H182ZM214 56V55H213ZM60 57V56H59ZM76 57V56H75ZM77 57H78V60L77 61H82V59H79V55H77ZM83 57V56H82ZM108 57V56H107ZM124 57H125V55H124ZM133 57H134V55H133ZM132 57V58H133ZM150 57V59H151V55L149 56ZM152 57H153V55H152ZM154 57H155V54H154ZM157 57H159V56H157ZM162 57V56H161ZM185 57H187L186 55H185ZM198 57V56H197ZM207 57V56H206ZM258 57V56H257ZM68 58V57H67ZM80 58H81V56H80ZM84 58V57H83ZM88 58V57H87ZM91 58V57H90ZM105 58H106V56H105ZM114 58V57H113ZM115 58H116V56H115ZM119 58V57H118ZM183 58L184 57H181V59L183 60ZM187 58H189V57H187ZM190 58H192V61H190V62H194V64H195V61L196 60H194V58L193 57H190ZM189 58V59H190ZM196 58V57H195ZM214 58V57H213ZM260 58V57H259ZM15 59V60H14ZM89 59V58H88ZM124 59V58H123ZM141 58H139V60H140ZM156 57L153 59L155 62L158 60V59H156ZM162 59H163V57H162ZM171 59H172V57H171ZM209 59V56H208V58H199V59H197V61L196 62H198V66H200V67H204L205 65H206V63H208L206 60H208ZM228 59V58H227ZM59 60H58V62H59ZM69 60V59H68ZM68 60H67V62H68ZM75 60V59H74ZM87 60V59H86ZM110 60H111V58H110ZM113 60H115V59H113ZM142 60V59H141ZM146 59H144V61H145ZM153 60H151V62H153ZM166 60V59H165ZM181 60V61H182ZM184 60H185V58H184ZM191 60V59H190ZM194 60V61H193ZM107 61V60H106ZM112 61V60H111ZM178 61H180V60H178ZM178 61H176L175 60V62H178ZM180 61V62H181ZM186 61H187V59H186ZM185 61V62H186ZM75 62V61H74ZM84 62V61H83ZM113 63H112V65L114 64V62H116V61H112ZM119 62V61H118ZM121 62L123 63V61L121 60ZM126 62H128V60L126 61ZM137 62H138V60H137ZM142 62V61H141ZM140 62V63H141ZM155 62H153V63H155ZM171 62H172V60H171ZM174 62V61H173ZM184 62V61H183ZM184 62V63H185ZM264 62V61H263ZM62 63V62H61ZM72 63V62H71ZM104 63V62H103ZM102 63V64H103ZM107 63H108V61H107ZM143 63V62H142ZM141 63V64H142ZM146 63V62H145ZM158 63H159V60H158ZM158 63H155V64H158ZM169 63V62H168ZM188 63V62H187ZM191 63V64H192ZM210 63V62H209ZM213 63V62H212ZM56 64V63H55ZM108 64H110V63H108ZM107 64V65H108ZM118 64V63H117ZM117 64L115 63V65H116V67H117V69H118V67L119 66H117ZM121 64V63H120ZM119 64V65H120ZM129 63H127V65H128ZM138 64V63H137ZM154 64V65H155ZM160 64V66L162 67V64L161 63H159ZM172 64V63H171ZM193 64V65H194ZM211 64V63H210ZM247 64V63H246ZM261 64H264V63H261ZM1 65V66H2ZM98 65V64H97ZM114 65V66H115ZM125 65H126V63H125ZM125 65H123V66H125ZM131 65V64H130ZM174 65L175 64H172V66H170V67H173V68H175L174 67ZM179 65H181V66H184V65H182V64H180L179 63ZM209 65V64H208ZM260 65V64H259ZM61 66V65H60ZM91 66V65H90ZM101 66V65H100ZM109 66H111V65H109ZM113 66V67H114ZM167 66V65H166ZM181 66H179V67H181ZM189 66V65H188ZM195 66H196V64H195ZM239 66V65H238ZM102 67V66H101ZM115 67V68H116ZM158 67V66H157ZM176 67H177V65H176ZM246 67V66H245ZM248 67H249V65H248ZM248 67H246V68H248ZM5 68V69H6ZM74 68H78V67H74ZM95 68V67H94ZM98 68V67H97ZM120 68H123V67H120ZM159 68V67H158ZM158 68H157V70H158ZM190 66L188 67V69L187 70H189L190 71ZM193 68V67H192ZM191 68V69H192ZM195 68V67H194ZM194 68H193V70H194ZM196 68H198L197 66H196ZM250 68V67H249ZM63 69V68H62ZM90 69H92V68H90ZM89 69V70H90ZM116 69V70H117ZM145 69H149V68H145ZM162 69V68H161ZM160 69V71H162ZM163 69H165V68H163ZM169 69V68H168ZM179 69V68H178ZM183 68L181 67V69L179 70V71H181V72H183V70H182ZM185 69V68H184ZM238 69H241V67L240 68H238ZM261 69V68H260ZM0 70H4L3 68L2 69H0ZM61 70V69H60ZM88 70V71H89ZM121 70V69H120ZM171 70V69H170ZM174 70V69H173ZM176 70V69H175ZM174 70V71H175ZM193 70H191L192 72H193ZM207 70V69H206ZM205 70V71H206ZM248 70V69H247ZM250 70H252V69H250ZM258 70V69H257ZM6 71V70H5ZM4 71V72H5ZM84 71V70H83ZM99 71H100V68H99ZM121 71H123V69L121 70ZM121 71H119V73L121 72ZM148 71H150V70H148ZM173 71V72H174ZM177 71V70H176ZM175 71V72H176ZM186 71V70H185ZM191 71H190V74H191ZM197 71V70H196ZM199 71H201L200 69H199ZM209 71V70H208ZM240 71V70H239ZM90 72H91V70H90ZM116 72H118V71H116ZM172 72V71H171ZM174 72V73H175ZM236 72V71H235ZM251 72V71H250ZM252 72H253V70H252ZM257 72H259V71H257ZM7 73V72H6ZM83 73V72H82ZM81 73V74H82ZM101 73V72H100ZM105 72H103V76H105V74H104ZM122 73V72H121ZM169 73H170V71H169ZM173 73V74H174ZM201 73V72H200ZM199 73V74H200ZM205 73V72H204ZM247 73V72H246ZM254 73V72H253ZM262 73L264 74V69H262ZM5 74V73H4ZM60 74V73H59ZM79 74H80V72H79ZM90 74V73H89ZM163 74V73H162ZM172 74V75H173ZM181 75H182V73H180ZM179 74V75H180ZM192 74H194V73H192ZM251 74V73H250ZM259 74V73H258ZM6 75V74H5ZM123 75V74H122ZM121 75V76H122ZM178 76V72L175 74V76ZM197 75V74H196ZM94 76V75H93ZM103 76H100L101 77V79H102V77ZM118 76H120V75H118ZM159 76H161V75H159ZM168 76V75H167ZM170 76V75H169ZM183 76H184V74H183ZM190 76V75H189ZM192 76V75H191ZM194 76V75H193ZM199 76V75H198ZM202 76H204V74L202 75ZM248 76H250V75H248ZM251 76H253V75H251ZM261 76V75H260ZM260 76H258V77H260ZM263 76L264 75H262L261 77L263 78ZM23 77H25V80L23 79ZM79 77V76H78ZM92 77V76H91ZM163 77H164V75H163ZM162 77V79H164ZM179 77V76H178ZM185 77V76H184ZM183 77V78H184ZM197 77V76H196ZM235 78H237L236 76H234ZM61 78H62V76H61ZM106 78H107V76H106ZM106 78H105V81H106ZM120 78V77H119ZM151 78V77H150ZM161 78V77H160ZM167 78V77H166ZM170 78V77H169ZM173 78H174V76H173ZM172 78V79H173ZM177 78V77H176ZM182 78V79H183ZM191 78H193V77H191ZM190 78V79H191ZM248 78V77H247ZM250 78V77H249ZM248 78V79H249ZM255 78V76L253 77V79ZM59 80H60V78H58ZM109 79V78H108ZM171 79V81H173ZM177 79H179V78H177ZM181 79V80H182ZM186 79V78H185ZM251 79V78H250ZM252 79V80H253ZM256 79V78H255ZM258 79V78H257ZM93 80V79H92ZM123 79H121L120 81H122ZM151 80V79H150ZM149 80V81H150ZM165 80V79H164ZM191 80H193V79H191ZM191 80H189V81H191ZM103 81H104V79H103ZM104 81V82H105ZM111 82H112V80H110ZM124 81V80H123ZM159 81H162L161 79L159 80ZM170 81V82H171ZM235 81H236V79H235ZM234 81V82H235ZM238 81V80H237ZM240 81V80H239ZM239 81H238V83H239ZM90 82V81H89ZM97 82V81H96ZM100 82V81H99ZM162 82H164V81H162ZM162 82H159L158 83V85H160V83H162ZM166 82H167V79H166ZM169 81H168V83H170ZM183 81H181V83H182ZM187 82H188V80H187ZM192 82V81H191ZM247 82V81H246ZM250 83H251V80L249 81ZM253 82V81H252ZM256 82V81H255ZM260 82H261V80H260ZM95 83V82H94ZM101 83V82H100ZM117 83H119V82H117ZM165 83V82H164ZM163 83V86L165 85ZM180 83V81L178 82V80L176 81V85L177 84H179ZM190 83V82H189ZM188 83V84H189ZM241 83V82H240ZM239 83V84H240ZM248 83V82H247ZM246 83V84H247ZM254 83V82H253ZM258 83V82H257ZM257 83H254V85H251L252 87L251 88H253V89H257L258 91H260L261 89H258V88H260V86H258L257 85ZM88 84H89V86H88ZM93 84V83H92ZM97 84H99V83H97ZM103 84L104 83H102V87H103ZM171 84H173V82H171ZM195 84H196V82H195ZM243 84H244V87L246 86V84H245V82H243ZM243 84H241L242 86H243ZM96 85V84H95ZM106 85V84H105ZM114 85V84H113ZM129 85V84H128ZM157 85V86H158ZM168 85L170 86V84H167V88H169L168 87ZM183 85V84H182ZM182 85H180V86H182ZM235 85H237V84H235ZM234 85V86H235ZM248 85L250 86V84L248 83ZM247 85V86H248ZM87 86L89 87V88H91V85H90V83H87ZM116 86V85H115ZM114 86V87H115ZM118 86V85H117ZM116 86V87H117ZM123 86V85H122ZM122 86H120V87H122ZM162 86V87H163ZM93 87V86H92ZM113 87V86H112ZM159 87H161V85L159 86ZM184 87H185V84H184ZM238 87H240V86H238ZM237 87V88H238ZM261 87H264V82H263V86H262V84H261ZM81 88V87H80ZM97 87H95V89H96ZM100 88V87H99ZM104 88V87H103ZM106 88V87H105ZM157 88V87H156ZM155 88V89H156ZM164 88L165 89H167L165 86H164ZM174 88V87H173ZM175 88H176V86H175ZM197 88V87H196ZM196 88H195V90H196ZM241 88V87H240ZM240 88H238V89H240ZM247 88V87H246ZM251 88H249V89H251ZM87 89V88H86ZM92 89V88H91ZM109 89V88H108ZM107 89V90H108ZM115 89V88H114ZM113 89V90H114ZM122 89V88H121ZM129 89H130V87H129ZM128 89V90H129ZM132 89H133V87H132ZM148 89V88H147ZM154 89V90H155ZM171 89V88H170ZM177 89V88H176ZM182 89V88H181ZM190 89V88H189ZM192 89V88H191ZM201 89V88H200ZM244 88H241V91L243 90ZM252 89V90H253ZM77 90V89H76ZM83 90V89H82ZM90 90V89H89ZM89 90H87V91H89ZM97 90V89H96ZM103 90V89H102ZM116 90V89H115ZM114 90V91H115ZM118 90V89H117ZM127 90V91H128ZM149 90V89H148ZM160 90H161V88H160ZM159 90V91H160ZM173 89H171V92H172V94L173 93H175L176 94V92H173L172 91ZM175 90V89H174ZM188 90V89H187ZM220 90V89H219ZM245 90V89H244ZM262 90H264V89H262ZM79 91V90H78ZM77 91V92H78ZM86 91V90H85ZM99 91V90H98ZM104 91H105V89H104ZM111 91H112V89H111ZM156 92H157V90H155ZM162 91H163V89H162ZM168 91V90H167ZM166 90H165V93L167 92ZM177 91H180V90H177ZM185 91V90H184ZM194 91V90H193ZM235 91H236V89H235ZM239 91V90H238ZM238 91H236V92H238ZM241 91H239V93H236L235 95H237V94H242V92ZM254 91V90H253ZM109 90H108V95H109ZM133 92V91H132ZM135 92V91H134ZM151 92V91H150ZM153 92V91H152ZM161 92V91H160ZM171 92H169V93H171ZM182 92V91H181ZM180 92V93H181ZM196 92V91H195ZM197 92H199V94H200V92H203V91H200V90H198ZM221 92V91H220ZM225 92V91H224ZM262 92H264V91H262ZM261 92V94L262 95H259V97H258V99L260 100V103H259V107L261 106L262 108H264V93H262ZM9 93V94H10ZM79 93H82V92H80L79 91ZM78 93V94H79ZM85 93H87V92H85ZM84 93V94H85ZM115 93V92H114ZM122 93H123V91H122ZM130 93V92H129ZM148 93H149V91H148ZM159 93V92H158ZM164 93V94H165ZM184 93V92H183ZM233 93V92H232ZM248 93H249V90H248ZM255 93V92H254ZM258 93V92H257ZM3 94V93H2ZM77 94V95H78ZM93 94H96V97H98V98H100V96H97L98 94L96 93V91H94L93 92ZM110 94H113V93H110ZM125 93H123V95H124ZM150 94V93H149ZM152 94V96H153V93H151ZM155 94V93H154ZM163 94V93H162ZM161 94V95H162ZM178 94V93H177ZM193 94H194V92H193ZM196 94V93H195ZM243 94H245L244 92H243ZM259 94V93H258ZM4 95H5V93H4ZM75 95V94H74ZM80 96L82 95V94H79ZM78 95V96H79ZM117 95H118V92H117ZM122 95V94H121ZM156 95H158V94H156ZM170 95V94H169ZM197 95V94H196ZM216 95H218V94H216ZM226 95V94H225ZM231 95H233V94H231ZM230 95V96H231ZM234 95V96H235ZM239 95V96H240ZM250 95H251V93H250ZM76 96V95H75ZM83 97L85 96V98H84V100H83V103H81L80 105H75V106H73L74 108H75V113H74V117L73 116H71L70 118H74L76 121H79V122H81V126L79 125H77L78 123L77 122H75L74 120V122L75 123H77V124H73L72 123V121H69V122H71L72 124H73V126L72 125H70V124H66V122H65V124H66V126H64L65 127V131L68 133V134H73V133H78L79 131L80 132H84V140H82V139H79V138H77V135L76 134H74V136L76 135V138L74 139V140H72V141H74V142H67L66 141V139L67 138H69L70 139V137H67V136H65V137H67L66 139L65 138H62V137H60V138H58V141L59 142H57L56 143V141H54V143H53V141H49V140H51V139H49V137L48 136H44V135H40L39 137H37L36 139L37 140H35V137L34 136H31L32 135V133H31V131H30V133H29V135L31 136H29V139L30 138H32L30 141L31 142H29V144H28V151H26L25 152V150L22 152V150H21V152H19V149L21 148V146H20V148L19 147H17V146H15V145H18V144H16V140L14 141L15 142V145H14V143H9V144H7V143H5L6 144V146L5 147H9L10 145L12 146V144L14 145L12 148H11V150L8 152L9 153V155H7L8 157L6 158L5 157V155H6V153H7V150H6V152H4L5 153V155H3V157H5L6 159H4V160H1L2 158H0V229L2 228V225H4V224H9V225H13L14 224V220L12 219V218H14V217H17V216H14L13 215V210L11 211L10 210V207L11 206H15L14 204L13 205H11V206H9L7 203H4V199H5V202H8V201H6V199H10L11 200V198L13 197V196H15L14 194H16V189H17V186L20 184L19 183V180L21 179V178H23V177H31V179L30 180H32L31 182V184H33V181L35 182L36 180H33L32 178H33V176H42V175H45V174H50L54 169H59L60 171H61V169L59 168V167H61V165H63V167H64V169H65V163L67 164V165H69V164H72L73 162H76L78 159H79V157H78V154H79V151L81 150V151H83V150H89V152L92 154V152H94V151H99L98 153H100V151H104L105 153H108V151H109V153L111 154L113 151H111L110 152V150H114L115 151V153L117 154V157H114V159L115 158H118V156L120 155V154H118V153H122V154H125L122 150L124 149V151H126V147H124V145H122V147L123 148H121L120 146H118V144L116 143V141H115V139H118V138H120V137H117V133L115 132V130H114V128H112V125H111V123H110V120H112V119H110L111 117H110V115H112L113 114V112L115 113V111H113V112H111V114H110V111H108L109 110V107L112 105H109L108 106V109H107V111L109 112L108 114H109V118H106V116H108L107 114H106V116L103 114V112H102V117H105V118H101L100 116H99V112H98V106H97V104H96V102L93 100V98L92 97H90V96H87V95H82ZM92 96V95H91ZM110 96V95H109ZM114 96H116V95H114ZM128 96V95H127ZM132 96V95H131ZM130 96V97H131ZM136 96H137V94H136ZM146 97H148L147 95H145ZM150 96V95H149ZM173 96V95H172ZM180 97L182 96V94L181 95H179ZM228 96V95H227ZM238 96V95H237ZM241 96H243V95H241ZM247 96V95H246ZM246 96H245V98H246ZM253 96V95H252ZM95 97V96H94ZM95 97V98H96ZM102 97V96H101ZM108 97V96H107ZM111 97H112V95H111ZM125 97V96H124ZM138 97V96H137ZM179 97V98H180ZM248 97V96H247ZM82 98V97H81ZM106 98V97H105ZM104 98V99H105ZM115 98H117V97H115ZM122 98V97H121ZM129 98V97H128ZM134 99L136 98L135 97V94H134V97H133ZM139 98V97H138ZM138 98H137V100H138ZM149 98V97H148ZM152 98H156V97H151V99ZM257 98V97H256ZM3 99V98H2ZM2 99H0V100H2ZM77 99V98H76ZM103 99V101H106V100H104ZM108 99V98H107ZM112 99H114V97L112 98ZM118 99H120L119 98V96H118V98H117V101H119ZM123 99V98H122ZM126 99V98H125ZM125 99H123L124 101H125ZM150 99V100H151ZM157 99H159V98H157ZM168 99H170V98H168ZM227 99H228V97H227ZM226 99V100H227ZM231 99V98H230ZM242 99V97L241 98H239V100H241ZM247 100H249L250 99V96H249V99L248 98H246ZM253 99V98H252ZM13 100H14V98H13ZM75 100V99H74ZM97 100H99V99H97ZM131 100V99H130ZM159 100H162V99H159ZM164 100V99H163ZM166 100V99H165ZM229 100V99H228ZM255 100V99H254ZM3 101V100H2ZM111 101V100H110ZM116 101V102H117ZM124 101H122L121 102V104L122 103H126V102H129V104H130V101H126V102H124ZM133 101V100H132ZM131 101V102H132ZM135 101V100H134ZM142 101V100H141ZM147 101V100H146ZM149 101V100H148ZM155 101H158V100H155ZM155 101H153V102H155ZM167 101V100H166ZM172 102H173V100H171ZM178 101V100H177ZM224 101V100H223ZM230 101V100H229ZM244 101V100H243ZM246 101V100H245ZM75 102V101H74ZM73 102V103H74ZM112 102H115V101H113L112 100ZM139 102V101H138ZM152 102V101H151ZM2 103V102H1ZM21 103V104H22ZM79 103V102H78ZM119 102H117V104H118ZM134 103V102H133ZM166 104V102L164 101L162 104ZM222 103V102H221ZM226 103H228L227 105H229V107H230V104H229V102L227 101ZM230 103H231V101H230ZM235 103H237V102H235L234 101V103L233 104H235ZM258 103V102H257ZM16 104H18V103H16ZM15 104V107L17 106ZM101 104H102V102H101ZM103 104H104V102H103ZM114 104V103H113ZM121 104H120V106H121ZM127 104V103H126ZM126 104H124V105H126ZM128 104V105H129ZM142 104L144 105H146V103H143L142 102ZM149 104V103H148ZM159 104V103H158ZM173 104V103H172ZM176 103L174 102V105H175ZM223 104H225V103H223ZM106 105V104H105ZM104 105V106H105ZM107 105H108V103H107ZM107 105H106V107H107ZM124 105H123V107H124ZM134 105H136V104H134ZM159 105H161V103L159 104ZM168 105L170 106L171 105V102L170 103H168ZM167 105V106H168ZM226 105V104H225ZM237 105H238V103H237ZM236 104H235V106L233 105V107H236L237 106ZM241 105V104H240ZM240 105H238V106H240ZM115 106V105H114ZM117 106V105H116ZM119 106V104H118V107H120ZM148 106V105H147ZM164 106V105H163ZM162 106V107H163ZM176 106V105H175ZM232 106V105H231ZM237 106V107H238ZM242 106V105H241ZM36 107V106H35ZM51 107V106H50ZM67 107V108H66ZM101 106H99V108H100ZM122 107V106H121ZM126 107H128L127 105L125 106V108ZM136 107V106H135ZM141 107H144V106H142L141 105ZM146 107V106H145ZM150 107H153V106H149V108ZM162 107L160 108V109H162ZM166 107V106H165ZM172 107H174V106H172ZM177 107H178V104H177ZM232 107V108H233ZM18 108H20V106L18 107ZM17 108V109H18ZM32 108V107H31ZM34 108V107H33ZM37 109V107H36V109L35 110H40V112H42L41 111V109ZM72 108V107H71ZM112 108H114V107H112ZM124 108V109H125ZM148 107H147V109H149ZM241 108V107H240ZM244 108V107H243ZM8 109V108H7ZM6 109V110H7ZM12 109H15V108H12ZM44 109H43V111H44ZM50 109V108H49ZM56 109V110H57ZM69 109V108H68ZM111 109V108H110ZM119 109H121V108H119ZM128 109V108H127ZM233 109H237V108H233ZM232 109V110H233ZM239 109V108H238ZM247 108L245 107V110H246ZM19 111H20V109H18ZM17 110V111H18ZM54 110L55 112H57V111H59V110ZM71 110V109H70ZM118 110V109H117ZM170 110V109H169ZM174 110H175V108H174ZM230 110H231V107H230ZM241 110V109H240ZM249 110V109H248ZM248 110H246V111H248ZM254 110V109H253ZM263 110V109H262ZM49 111H52V109L51 110H49ZM62 111V110H61ZM106 111V112H107ZM125 111L127 112V110L125 109ZM124 111V112H125ZM129 111V110H128ZM134 111H137L136 109L135 110H133V112ZM159 111V110H158ZM177 111H178V109L175 111V113H177ZM236 111V110H235ZM5 111H3V112H0V113H4ZM11 112H14L13 110L11 111ZM21 112V111H20ZM36 112V111H35ZM40 112H38L39 114H40ZM53 112V111H52ZM55 112H53V114L55 113ZM74 112V111H73ZM101 112V111H100ZM141 113H142V111H140ZM154 112V111H153ZM160 112V111H159ZM170 113L172 112V110L171 111H169ZM168 112V113H169ZM250 112V111H249ZM253 112V111H252ZM254 112H255V110H254ZM259 112H260V110H259ZM259 112H256V113H259ZM8 113V112H7ZM34 113V112H33ZM43 113V112H42ZM59 113H61L60 111H59ZM67 113V112H66ZM116 113H118V112H116ZM119 113H122L121 111L119 112ZM128 113V112H127ZM145 113V112H144ZM148 114L150 113V112H147ZM165 113V112H164ZM173 114L171 115V116H175L174 114V111L172 112ZM179 113V112H178ZM233 114H235L234 113V111L232 112ZM238 113V112H237ZM5 114V113H4ZM4 114L2 115V116H0V117H2L3 119L4 118H6V117H4ZM19 114V113H18ZM38 114V115H39ZM44 114V113H43ZM42 114V115H43ZM46 114V113H45ZM47 114H50V113H48L47 112ZM46 114V115H47ZM57 114V113H56ZM126 114V113H125ZM130 114V113H129ZM132 114V113H131ZM143 114V113H142ZM148 114H146V115H148ZM151 114V113H150ZM156 114V113H155ZM154 114V115H155ZM159 113H157V117H159V115H158ZM232 114V115H233ZM239 114H240V112H239ZM247 114H248V112H247ZM252 114V113H251ZM8 115V114H7ZM37 115V114H36ZM36 115H33L32 116V114L30 115L31 116V118H32V120H33V117L34 116H36ZM41 115V114H40ZM45 115V116H46ZM51 115V114H50ZM57 115H61V114H57ZM114 115V114H113ZM112 115V116H113ZM127 115V114H126ZM133 115H135L136 116V114L134 113ZM132 115V116H133ZM153 115V114H152ZM180 115V114H179ZM236 115V117H235V119L238 117V114H235ZM235 115H233V116H235ZM245 115V114H244ZM250 115V114H249ZM11 116H12V114H11ZM26 116V115H25ZM52 116V115H51ZM51 116H47L48 118H47V121H49L48 119H49V117L51 118ZM131 116V115H130ZM131 116V117H132ZM139 116V115H138ZM137 116V117H138ZM247 116V118H248V115H246ZM254 116V118H255V121H256V129H257V131H255L256 133H253V134H251L252 132H251V129H250V132L248 131H245V124H241V123H237V124H241V132L239 133V138H240V140H241V142L244 144H249L251 147H253V149L254 148H256L257 149V147H258V149L260 148L259 146V143H261V142H264V128L263 127H261V126H263V124H264V117H262L261 115H253ZM264 116V115H263ZM16 117V116H15ZM122 117V116H121ZM127 117H129V115H127ZM137 117H134L135 119H137ZM161 117H163V116H161ZM166 117V116H165ZM241 117H242V115H241ZM23 118V117H22ZM28 118V120L30 119L29 117H27ZM38 117L36 116V119H37ZM42 118H44V116L42 117ZM41 118V116H40V119L39 120H41L42 119ZM56 118H60V117H57L56 116ZM63 118V117H62ZM72 118V119H73ZM130 118V117H129ZM147 118V117H146ZM254 118H253V120H254ZM20 119H21V117H20ZM20 119H17V120H20ZM35 119V121L38 123V121ZM54 119V117H52L51 118V120H53ZM72 119H70V120H72ZM125 119V118H124ZM149 119V118H148ZM151 119V118H150ZM149 119V120H150ZM152 119H155L154 117L152 118ZM161 119V118H160ZM170 119V118H169ZM177 119H179V118H177ZM245 119V118H244ZM10 120H12V119H10ZM23 120V122H25L24 121V119H22ZM31 120V119H30ZM29 120V121H30ZM55 120V119H54ZM58 120V119H57ZM68 119H66V121H67ZM114 120V119H113ZM239 120V119H238ZM237 120V121H238ZM246 120V119H245ZM2 121V120H1ZM3 121H5V120H3ZM3 121H2V123H3ZM13 121H14V119H13ZM13 121H11L12 123H14ZM41 121H43V120H41ZM45 121H46V118H45ZM45 121H43V122H45ZM46 121V122H47ZM56 121V120H55ZM60 121V120H59ZM116 121H118V120H116ZM131 121H133V119L131 120ZM145 120H143V122H144ZM146 121H148V120H146ZM145 121V122H146ZM151 121H153V120H151ZM166 121V120H165ZM236 121V120H235ZM236 121V122H237ZM247 121V120H246ZM8 122L11 124V122L10 121H8L7 120V124H8ZM31 122H33V121H31ZM63 122V121H62ZM120 122H121V129H122V131H120L121 132V138L124 140V142H125V144H126V146H129V147H135L134 149H136V146L137 145H140L141 146V140L142 139H144V137L146 138L147 136H148V134H146L145 133V131L149 128H147L145 131L144 130H140V129H138V128H136V127H140L139 126V122L138 121H135V122H132V123H130V122H128V123H130V124H125V122H127V121H125L124 123L120 120ZM141 122V121H140ZM250 122V121H249ZM5 123V122H4ZM52 123V122H51ZM58 123V122H57ZM149 123V122H148ZM147 123V124H148ZM157 123H159V122H157ZM246 123V122H245ZM26 124V123H25ZM35 124V123H34ZM39 124V123H38ZM47 123H45V125H46ZM50 124V123H49ZM117 124V123H116ZM116 124H114L115 126H117L118 127V124L116 125ZM146 124V125H147ZM160 124V126H156L155 124H152V125H154L155 126V128L158 130V128H159V130H160V128H161V130H162V128L164 129V133H165V127H162V124L161 123H159ZM252 124V123H251ZM3 124H1V126H2ZM36 125V124H35ZM34 125V126H35ZM40 125H42V123L40 122V124H39V126ZM48 125V124H47ZM56 125V124H55ZM61 125V124H60ZM59 124H58V126H60ZM113 125V126H114ZM168 125H169V122H168ZM248 125V124H247ZM5 126V125H4ZM14 126V125H13ZM23 126H24V124H23ZM26 126V125H25ZM52 126H53V124H52ZM148 126H149V124H148ZM154 126L152 127L151 126V123H150V127H152L153 129H154ZM164 126V125H163ZM166 126V125H165ZM255 126V125H254ZM16 127V126H15ZM22 127V126H21ZM41 127V126H40ZM45 127V126H44ZM63 127V128H64ZM147 127V126H146ZM248 127V126H247ZM5 128V127H4ZM9 128H12L11 126L9 127ZM27 128V127H26ZM25 127H24V129H26ZM43 128V127H42ZM60 128V127H59ZM116 128V127H115ZM151 128V129H152ZM185 128V127H184ZM14 129V128H13ZM18 129H20V126L18 127ZM22 130L21 129V131H25V130ZM29 130H30V128H28ZM38 129V128H37ZM40 129V128H39ZM44 129V128H43ZM117 129V128H116ZM120 129V130H121ZM153 129H152V131H153ZM254 129V128H253ZM1 130V129H0ZM6 130V129H5ZM5 130H3V131H5ZM9 130V129H8ZM12 130V129H11ZM11 130H9V132L11 131ZM28 130V131H29ZM64 130H62V131H64ZM155 130V129H154ZM185 130V129H184ZM238 130V129H237ZM237 130H235V131H237ZM7 131V130H6ZM15 131V130H14ZM21 131H19V132H21ZM39 131V130H38ZM41 131V130H40ZM40 131H39V133H40ZM48 131V130H47ZM53 131V130H52ZM56 131V130H55ZM167 131V130H166ZM169 131V130H168ZM167 131V132H168ZM12 132H13V130H12ZM46 132V131H45ZM79 132V133H80ZM147 132V131H146ZM149 132H151V130L149 129ZM148 132V133H149ZM154 132V134H156L155 132H157V131H153ZM160 132V131H159ZM1 133V132H0ZM3 133V132H2ZM1 133V134H2ZM6 133H8V132H6ZM15 133V132H14ZM13 133V134H14ZM22 133V132H21ZM27 129H26V133L24 132V134L23 135H25L26 134V139H27ZM50 133V132H49ZM52 133H54V132H52ZM51 133V134H52ZM60 133V132H59ZM163 133V132H162ZM3 134H5V133H3ZM19 134V133H18ZM17 133H16V135H18ZM214 134V133H213ZM13 136L12 134H10L9 133V136ZM20 135V134H19ZM55 135H57V134H55ZM60 135V134H59ZM233 135V134H232ZM236 135V134H235ZM3 136V135H2ZM1 136V137H2ZM11 136L10 137H8V138H10V139H8L9 141L11 140ZM36 136H38V135H36ZM69 136V135H68ZM80 136V135H79ZM152 136V135H151ZM3 137H5V135L3 136ZM2 137V138H3ZM19 137V136H18ZM21 137H23L22 135H21ZM117 137V138H116ZM152 137H154V136H152ZM233 137V136H232ZM237 137H238V135H237ZM6 138H7V136H6ZM15 138V137H14ZM14 138H13V140H14ZM25 138V137H24ZM51 138V137H50ZM53 138V137H52ZM74 138V137H73ZM81 138V137H80ZM210 138V137H209ZM16 139H17V137H16ZM29 139H27V143H28V140ZM49 139V140H48ZM79 139V140H78ZM146 139H148V138H146ZM185 139V138H184ZM195 139H197V138H195ZM200 139V138H199ZM199 139H197L198 141H199ZM202 139H204V138H202ZM2 140V139H1ZM17 140H19V138L17 139ZM23 140V139H22ZM71 140V139H70ZM149 140V139H148ZM158 140H159V138H158ZM167 138L166 139H164V141L166 142V143H168L167 141ZM169 140V139H168ZM186 140V139H185ZM206 140V139H205ZM204 140V141H205ZM6 141H7V139H6ZM8 141V142H9ZM34 141V142H33ZM82 141H84L85 142V144H80ZM150 141V140H149ZM154 142H155V140H153ZM157 141V140H156ZM161 141L163 142V139H161ZM203 141V140H202ZM231 141V143H232V140H230ZM21 142V141H20ZM24 142H25V140H24ZM23 142V143H24ZM158 142V141H157ZM162 142H159L160 143V146H162L163 147V145H164V147H165V145L166 144H163V145H161V143ZM170 142V141H169ZM171 142H173V140L171 141ZM188 142H190V141H188ZM207 142H208V140H207ZM240 142V141H239ZM140 143V144H139ZM150 143V142H149ZM148 143V144H149ZM159 143H156L157 144V146L159 145ZM203 143V142H202ZM205 143V142H204ZM237 143V142H236ZM3 144V143H2ZM20 144V143H19ZM143 144V143H142ZM151 144V143H150ZM149 144V145H150ZM172 144V143H171ZM243 144H239V145H241V146H243ZM244 144V145H245ZM168 145H170L169 143H168ZM201 144H199V145H196V143H195V145H192L191 144V146H194V147H196V146H200ZM205 145V144H204ZM203 145V146H204ZM238 145V144H237ZM238 145V146H239ZM248 145V146H249ZM259 145V146H258ZM0 146H2L1 144H0ZM19 146V145H18ZM22 146H24V145H22ZM140 146H138V147H140ZM144 146V145H143ZM142 146V147H143ZM228 146V145H227ZM230 146H232V145H230ZM249 146V147H250ZM14 147H16V148H14ZM27 147V146H26ZM137 147V148H138ZM141 147V148H142ZM147 147V146H146ZM152 147V146H151ZM205 147V146H204ZM203 147V148H204ZM250 147V148H251ZM19 148V149H18ZM23 148H25V147H23ZM23 148H21V149H23ZM144 148V147H143ZM143 148L141 149V150H143ZM198 148V147H197ZM217 148V147H216ZM223 148V147H222ZM248 148V147H247ZM26 149V148H25ZM138 149H140V148H138ZM145 149V148H144ZM200 149H202V148H200ZM199 149V150H200ZM232 149V148H231ZM231 149H228V151L231 153L233 150H231ZM245 149V148H244ZM243 148L241 149V150H239V151H242V150H244ZM257 149V150H258ZM133 150V149H132ZM196 150V149H195ZM238 150V149H237ZM245 150H247V149H245ZM248 150H249V148H248ZM84 151V152H85ZM129 151V150H128ZM126 152V153H129V152ZM155 151V150H154ZM193 152H194V149L192 150ZM0 152H1V147H0ZM87 152V151H86ZM89 152H87V153H89ZM101 152V153H102ZM103 152V153H104ZM197 152V151H196ZM238 152V151H237ZM243 152V151H242ZM241 152V153H242ZM249 152V151H248ZM250 152H252V151H250ZM261 152V151H260ZM3 153V154H4ZM24 153V154H23ZM114 153V152H113ZM203 153V152H202ZM215 153V152H214ZM228 153V152H227ZM229 153V154H230ZM246 152H244V154H245ZM253 153V152H252ZM2 154V153H1ZM84 154L85 155H87L86 153H83V156H84ZM109 154V155H110ZM116 154H115V156H116ZM174 154V153H173ZM172 154V155H173ZM186 153H184V154H180V156L182 155H185ZM209 154V153H208ZM213 154V153H212ZM217 154V153H216ZM216 154H215V156H216ZM223 154V153H222ZM229 154H227V156L229 155ZM233 154V153H232ZM247 154V153H246ZM254 154H256V151H254ZM112 156H113V154H111ZM175 155V154H174ZM177 155V154H176ZM239 155V154H238ZM247 155H249V154H247ZM87 156H89V155H87ZM104 156V155H103ZM107 157H108V155H106ZM158 156V155H157ZM197 156H198V153H197ZM209 156V155H208ZM222 156V155H221ZM224 156V155H223ZM230 156V155H229ZM237 156V155H236ZM244 157H247L246 155H243ZM243 156L241 155V156H239V159H240V157H242L243 158ZM257 156H259L258 154H257ZM264 156V155H263ZM1 157V156H0ZM106 157V158H107ZM119 157H121V156H119ZM153 157H155V156H153ZM176 157V156H175ZM179 157V156H178ZM195 154H194V161L195 160H198V159H195ZM217 157H219V156H217ZM231 157H233L234 158V155H231ZM249 157V156H248ZM84 159H86L85 157H83ZM113 158V157H112ZM209 158H210V156H209ZM214 158V157H213ZM220 158V157H219ZM224 158V157H223ZM222 157H221V159H223ZM229 158V157H228ZM238 158V157H237ZM249 158H251V156L249 157ZM157 159H159V158H157ZM179 160L180 159H182V157L180 158H178ZM208 159V158H207ZM232 159V158H231ZM231 159H228V160H231ZM253 159V158H252ZM87 160V159H86ZM85 160V161H86ZM102 160V159H101ZM225 160V159H224ZM235 160V162H236V158L234 159ZM238 160V159H237ZM242 160V159H241ZM240 160V161H241ZM243 160H244V158H243ZM255 160H257V158L255 159ZM85 161H83V162H85ZM103 161V160H102ZM106 161V160H105ZM129 161V160H128ZM183 162L185 161L184 159L182 160ZM208 161H210V160H208ZM207 161V162H208ZM215 161H217V160H215ZM227 161V160H226ZM258 161V160H257ZM259 161H261V160H259ZM90 162V161H89ZM95 162V161H94ZM126 162V161H125ZM179 162H181V160L179 161ZM179 162H178V164H179ZM195 162H198V161H195ZM200 162V161H199ZM198 162V163H199ZM211 163H212V161H210ZM219 162V161H218ZM230 162V161H229ZM231 162H233V163H235L234 161H232L231 160ZM246 162H248V160L246 159ZM255 162V161H254ZM77 163V162H76ZM100 163V162H99ZM109 163H111V164H113L112 163V161H110ZM126 163H128V162H126ZM186 163H187V161H186ZM202 163V162H201ZM220 163V162H219ZM222 163V162H221ZM221 163H220V165H221ZM243 163V162H242ZM249 163H250V161H249ZM257 163V162H256ZM261 163V162H260ZM89 164V166H90V163H88ZM103 164V163H102ZM122 166H123V164H122V162L120 163ZM177 164V165H178ZM185 164V163H184ZM188 164V163H187ZM196 164V163H195ZM200 164V163H199ZM202 164H207V163H202ZM201 164V165H202ZM209 164V163H208ZM231 164V163H230ZM241 164V163H240ZM246 164H248V163H246ZM259 164V163H258ZM81 165H82V163H81ZM85 163H83V167L85 168V166H87V165H85ZM96 165V164H95ZM109 165V164H108ZM108 165L106 166V167H108ZM125 165V164H124ZM127 165H129V164H127ZM175 165V164H174ZM183 165V164H182ZM210 165V167L212 166H214L215 167V164H209ZM223 165H224V162H223ZM237 165V168H238V164H236ZM236 165H235V171H237L238 169L236 168ZM244 164H242V166H243ZM92 166H93V164H92ZM113 166V165H112ZM114 166H117V165H114ZM113 166V167H114ZM126 166V165H125ZM179 166V165H178ZM232 166V165H231ZM242 166H240V167H242ZM255 166H257V165H255ZM254 166V167H255ZM67 168H69V167H71V169L72 168H74L73 166H66ZM76 167H77V164H76ZM88 167V166H87ZM86 167V168H87ZM101 167H102V165H101ZM110 167L111 166H109L108 167V169L109 170H111L110 169ZM118 167V166H117ZM120 167V166H119ZM138 167H139V165H138ZM209 167V166H208ZM221 167V166H220ZM222 167H224V166H222ZM229 167H230V165H229ZM253 167V166H252ZM258 167H259V165H258ZM97 168V167H96ZM100 167H98V169H99ZM116 168V167H115ZM114 168V169H115ZM216 169L218 168V166H216L215 167ZM227 167H225V169H226ZM231 168H233V167H231ZM233 168V169H234ZM261 168V167H260ZM260 168H255V169H259L260 171L262 170V169H260ZM63 169V168H62ZM98 169H97V171H98ZM102 169V168H101ZM215 169V171L217 172V170ZM222 169V168H221ZM240 169V168H239ZM69 170V169H68ZM104 170H105V168H104ZM109 170H107V172H109ZM214 170V169H213ZM229 170V169H228ZM55 171V170H54ZM100 171V170H99ZM98 171V172H99ZM114 171V170H113ZM214 171V172H215ZM221 170H219V168H218V173H214V178H213V176L212 177H210V178H213L212 179V181H210V182H213L214 184H213V186H215V187H213L212 186V184L210 183V185L208 186V187H206V191H205V193H206V196L209 198V200H210V203L211 204H213V207H214V205H217V206H220V207H224V208H227V209H229V210H232L233 212H234V210H236L237 211V213L238 212H240L241 213V211H239L240 209V207H242V205L245 203V202H248V203H251L252 202V200H254V199H252V196H251V191H250V189H249V185L247 184L246 185V180L244 181L243 180V178H247V175L246 176H234V177H226V176H224V175H221L220 172ZM223 171V170H222ZM56 172H58V171H56ZM55 172V173H56ZM71 172V171H70ZM69 172V173H70ZM72 172H73V170H72ZM76 172V171H75ZM78 172V171H77ZM83 172H84V170H83ZM85 172H86V170H85ZM90 172V171H89ZM89 172L88 173H86L88 176L90 175L89 174ZM101 172V171H100ZM105 172V171H104ZM115 172V171H114ZM229 171H227V173H228ZM238 172H239V170H238ZM242 172V171H241ZM250 172V171H249ZM252 172V171H251ZM255 172H257V170L255 171ZM53 173V172H52ZM54 173V174H55ZM59 173V172H58ZM82 173V172H81ZM198 173V172H197ZM201 173V172H200ZM63 174V173H62ZM72 174V173H71ZM78 174V173H77ZM83 174V173H82ZM85 174V175H86ZM97 174V173H96ZM102 174V173H101ZM105 174V173H104ZM109 174V173H108ZM107 174V175H108ZM113 173H111V174H109L107 177H109V178H107L106 179V181L108 180V179H110V175H112ZM199 174V173H198ZM198 174H196L197 175V177H198ZM216 174V175H215ZM242 174V173H241ZM53 175V174H52ZM56 175H57V173H56ZM75 175V174H74ZM85 175H82V177L84 176V177H87V175L85 176ZM98 175V174H97ZM96 175V176H97ZM106 175V174H105ZM259 175H260V173H259ZM261 175H262V173H261ZM263 175H264V173H263ZM51 176V175H50ZM63 176H65V175H63ZM98 176H100V175H98ZM97 176V177H98ZM102 176V175H101ZM100 176V178H102V177H105L106 178V176H102L101 177ZM52 177H54V176H52ZM59 177H60V174H59ZM66 177V176H65ZM73 177V176H72ZM80 177V176H79ZM197 177H196V181L197 180H199V179H197ZM35 178V177H34ZM45 178H46V175H45ZM49 178V177H48ZM51 178V177H50ZM56 178V177H55ZM57 178H58V176H57ZM62 178V177H61ZM90 178V177H89ZM88 178V179H89ZM183 178V177H182ZM63 179V178H62ZM60 180L61 181V185H62V181L63 180ZM73 179H74V177H73ZM88 179H86L87 181H88ZM97 179H99V178H97ZM177 179H179V178H177ZM262 179V178H261ZM22 180V179H21ZM58 180V179H57ZM69 180V179H68ZM89 180H91V179H89ZM100 180V179H99ZM104 180V179H103ZM191 180V179H190ZM28 181H29V179H28ZM50 181V180H49ZM47 182V183H50V182ZM53 181V180H52ZM77 181V180H76ZM83 181H85V179L84 180H82V182ZM87 181H86V183H87ZM179 181V180H178ZM201 181V180H200ZM199 181V182H200ZM205 181V180H204ZM207 181H209V180H207ZM207 181H205V182H207ZM21 182V181H20ZM26 183H27V179H26V181H25ZM30 182V181H29ZM55 182V181H54ZM54 182H52L53 184H54V186L53 187H56L55 186V183ZM64 182V181H63ZM66 182V181H65ZM71 182H73V181H71ZM79 183H77L78 184V187H80L79 186V184L81 183V181H78ZM88 182H90V181H88ZM127 182V181H126ZM130 182V181H129ZM128 182V183H129ZM262 181H260V183H261ZM19 183V184H18ZM36 183H38V182H36ZM47 183H45V184H47ZM67 183V182H66ZM65 183V188H66V186H68V184H66ZM85 183V182H84ZM84 183H82V185L84 184ZM85 183V184H86ZM91 183V182H90ZM103 183H105V181H103ZM108 183H109V181H108ZM179 183V182H178ZM201 183V182H200ZM227 183V184H226ZM229 183L233 186V187H229L231 190H227L228 188H227V186L226 185H229ZM249 183V182H248ZM30 184V183H29ZM30 184V185H31ZM43 184H44V182H43ZM57 184H60V182L59 183H57ZM56 184V185H57ZM64 184V183H63ZM76 184V183H75ZM76 184V185H77ZM93 184V183H92ZM91 184V185H92ZM194 184L196 185V183L194 182ZM226 184V185H225ZM21 185V184H20ZM34 185H35V183H34ZM37 185V184H36ZM49 186H51V184H48ZM61 185H59V186H57L56 188L58 189V188H61ZM75 185V186H76ZM89 185V184H88ZM198 185V184H197ZM256 185H257V183H256ZM43 186V185H42ZM46 186V185H45ZM44 186V187H45ZM49 186H46V189H48L47 187H49ZM73 186V185H72ZM71 186V187H72ZM75 186H74V188H75ZM226 186V187H225ZM230 186V185H229ZM22 187V186H21ZM20 186H19V188H21ZM32 187V186H31ZM34 187H36V186H34ZM38 187V186H37ZM52 186H51V188H53ZM71 187H69L70 189H71V192L73 191V187L71 188ZM78 187H76V189L78 188ZM86 186H84V188H85ZM251 187V186H250ZM26 188V187H25ZM63 188V187H62ZM68 188V187H67ZM88 188V190H89V186L87 187ZM203 188V187H202ZM201 188V189H202ZM257 188H260L259 186L257 187ZM34 189V188H33ZM38 189V188H37ZM49 189H50V187H49ZM56 189V190H57ZM64 189V188H63ZM86 189V188H85ZM90 189H93V188H91V186H90ZM198 188H197V186H196V190H197ZM200 189V188H199ZM198 189V190H199ZM204 189V188H203ZM23 188H22V192H23ZM26 190H28V189H26ZM31 190H32V188H31ZM31 190H29V191H31ZM35 190V189H34ZM40 188H39V192H40ZM53 190V189H52ZM56 190H53L54 192H52V193H55V195H56V193L57 192H59L60 193V191H61V189L58 191L57 190V192H55ZM75 190V189H74ZM78 190V189H77ZM258 190V189H257ZM264 189L262 188V189H259L258 190V192L260 191V192H262ZM29 191H27V192H29ZM47 191H49V190H47ZM50 191H51V189H50ZM64 191H65V189H64ZM79 191V190H78ZM92 191V190H91ZM90 190H89V192H91ZM101 191H103V190H101ZM195 191V190H194ZM200 191V190H199ZM19 192H21V191H19ZM25 192V191H24ZM35 192V191H34ZM66 192V191H65ZM67 192H69V191H67ZM87 192V191H86ZM198 192V191H197ZM257 192V193H258ZM36 194H37V192H35ZM48 193V192H47ZM51 192H50V196H52V197H54L53 196V194H52ZM70 193V192H69ZM74 193H77V192H74ZM79 193V192H78ZM77 193V194H78ZM18 194V193H17ZM23 193H21V198H22V195ZM35 194V195H36ZM63 194V193H62ZM86 194H88V192L86 193ZM86 194H84V195H86ZM261 194V193H260ZM34 195V194H33ZM34 195V196H35ZM68 195V194H67ZM66 195V196H67ZM255 195H256V193H255ZM262 195H264V194H261V196ZM72 196V195H71ZM81 195H79V197H80ZM88 196L90 197V200L91 199H93V198H91V196L92 195H90V193L88 194ZM87 196V198H86V196H84V199H87L88 200V197ZM108 196V195H107ZM122 196V195H121ZM257 196L259 197V195L257 194ZM260 196V197H261ZM17 197V196H16ZM15 197V198H16ZM23 197H25V196H23ZM30 197V196H29ZM48 196H46V198H47ZM52 197H50V199L52 198ZM55 197H57V196H55ZM54 197V199H56ZM69 197V196H68ZM74 197H76V196H74ZM77 197H78V195H77ZM78 197V198H79ZM81 197H83V196H81ZM110 196H108V198H109ZM117 197V196H116ZM257 197V198H258ZM263 198H264V196H262ZM1 198H4V199H1ZM14 198V199H15ZM18 198V197H17ZM21 198H19L20 200H21ZM26 198H28V196L26 197ZM36 198V197H35ZM67 198V197H66ZM71 198V197H70ZM72 198H73V196H72ZM77 198V202H78V200H80V199H78ZM111 198V197H110ZM115 198V197H114ZM256 198V199H257ZM13 199V200H14ZM19 199H18V201H19ZM24 198H22V200H23ZM29 199H31V197L29 198ZM49 199V198H48ZM58 199V198H57ZM57 199H56V201H57ZM60 199H62V198H60ZM60 199H59V203H60V205L61 204H63V203H61L60 202ZM119 199V198H118ZM121 199L122 200H120V201H118V202H116V201H114V204H115V202H116V204H118L117 206H118V208H119V202L120 203H123L124 202V200L125 199H127V198H125L124 199V196H123V198L121 197ZM124 199V200H123ZM197 199H198V197H197ZM3 200V201H2ZM17 200V199H16ZM26 200V199H25ZM24 200V201H25ZM35 200V199H34ZM44 200V199H43ZM71 200V199H70ZM73 200V199H72ZM90 200H88L89 202L88 203H90ZM201 198L199 197V201L198 202H200V205H201ZM259 200H262V199H259ZM17 201V202H18ZM23 201V202H24ZM29 201V200H28ZM28 201H25L26 203H28ZM31 201V200H30ZM30 201H29V203H30ZM40 201H42V200H40ZM64 201V200H63ZM68 201V200H67ZM127 201H129V199H127ZM10 202H13L14 203V201H10ZM16 202V203H17ZM22 202V201H21ZM34 201H33V199H32V203H31V205H32V207H34L35 206V204L33 203ZM72 202V201H71ZM76 202V201H75ZM84 202V201H83ZM83 202H81V203H83ZM94 202V201H93ZM38 203V202H37ZM36 203V204H37ZM41 203V202H40ZM39 203V204H40ZM58 203V202H57ZM59 203L57 204V205H59ZM72 203H74V202H72ZM72 203H70L71 205H72ZM79 203H80V201H79ZM79 203H77V204H79ZM80 203V204H81ZM85 203V202H84ZM183 203V202H182ZM185 203V202H184ZM255 203V202H254ZM259 203H262L261 201L259 202ZM258 203V204H259ZM18 204H19V202H18ZM49 204V207H50V205H51V202L50 203H47V205ZM92 204V203H91ZM115 204V205H116ZM124 204V203H123ZM121 205V206H124V205ZM128 204V203H127ZM186 204V203H185ZM203 204V203H202ZM247 204V203H246ZM251 204H253V203H251ZM256 204V203H255ZM263 204V203H262ZM261 204V205H262ZM17 205V204H16ZM26 205L27 204H25V207H26ZM29 205V204H28ZM57 205H56V207H57ZM64 205H65V203H64ZM71 205H69L68 206V208L71 206ZM82 205H84V204H82ZM22 206V205H21ZM21 206H19V208L21 207ZM43 206H45V204L43 205ZM62 206L63 205H61L60 207L62 208ZM74 206H75V203H74ZM74 206H71V207H74ZM85 206V205H84ZM92 206V205H91ZM120 206V207H121ZM173 206H175V208H176V205H173ZM172 206V207H173ZM177 206H178V204H177ZM209 206V205H208ZM244 206V205H243ZM248 206V205H247ZM16 207V206H15ZM14 207V208H15ZM24 207V208H25ZM28 207V206H27ZM32 207H30V208H32ZM40 207H41V204H40ZM48 207V208H49ZM52 207V206H51ZM50 207V208H51ZM59 207V206H58ZM59 207V208H60ZM76 208H78V205L77 206H75ZM74 207V208H75ZM93 207H96L95 206V204L93 203ZM125 207H126V205H125ZM172 207H170L171 208V210L170 211H173V210H175V208H173L172 209ZM203 207V206H202ZM204 207H205V205H204ZM206 207H207V205H206ZM251 207H253V205H251ZM13 208V207H12ZM36 208V207H35ZM42 208V207H41ZM43 208H45V207H43ZM47 208V207H46ZM47 208V209H48ZM50 208H49V210H50ZM59 208H57L58 210H59ZM60 208V209H61ZM75 208V209H76ZM81 208H83V206L81 207ZM85 208V207H84ZM87 208V207H86ZM85 208V209H86ZM97 208V207H96ZM101 208V207H100ZM140 208V207H139ZM179 208V207H178ZM181 208H184L183 207V205L181 206L180 205V209ZM189 207H188V205L186 204V208L184 209V210H182V213H181V211L179 212L178 211V213H181V214H183V215H185V213L187 212V213H189V212H191L192 213V211H194V210H192V209H188ZM210 208H212V207H210ZM209 207H208V210L210 209ZM250 208V207H249ZM257 208H258V205H257ZM15 209H17V208H15ZM21 209V208H20ZM26 209V208H25ZM38 209V208H37ZM46 209V210H47ZM56 209V210H57ZM70 209H72V208H70ZM79 210H80V208H78ZM85 209H83L84 211H86ZM103 209V208H102ZM123 209H127V207L126 208H123ZM123 209L121 208L120 210H121V212L123 211ZM189 210V211H187V210ZM204 209H206V208H204ZM214 209H216V206H215V208H213V210ZM217 209H221V208H217ZM237 209H239V210H237ZM252 210H253V208H251ZM254 209H256V207L254 206ZM23 210V209H22ZM22 210H20V211H22ZM31 210V209H30ZM39 210H41L40 208H39ZM42 210H44V209H42ZM49 210H47V211H49ZM52 210V209H51ZM50 210V211H51ZM94 210V209H93ZM92 210V211H93ZM119 209H118V211H120ZM137 210H139V209H137ZM137 210H135L136 212H134V213H136V216L134 217V219L135 218H137V217H139V218H141V219H143L142 217H144V216H142L141 215V212H143L144 213V211L143 210H140V211H137ZM168 212H169V210H168V208L166 209ZM207 210V209H206ZM207 210V211H208ZM223 210V209H222ZM221 210V211H222ZM224 210H226V209H224ZM245 210V209H244ZM12 213H11V212ZM19 211V210H18ZM19 211V212H20ZM61 211H63V209L61 210ZM72 211V210H71ZM74 211V210H73ZM76 211V210H75ZM78 211V210H77ZM82 210H80V211H78V213H79V215H81L80 214V212H81ZM87 211H88V209H87ZM90 211V210H89ZM112 211V210H111ZM114 211H115V209H114ZM117 211V213L120 215V213L121 212H118ZM126 212H127V210H125ZM125 211H123V212H125ZM131 211H133V210H129L128 212H130L131 213ZM183 211H185L184 213H183ZM203 211V210H202ZM220 211V212H221ZM255 211V210H254ZM257 211H259V210H257ZM28 212V208H27V210H26V213ZM33 213H34V211H32ZM37 212V211H36ZM53 212V211H52ZM52 212H50V213H52ZM57 212V211H56ZM94 212H96V211H94ZM106 212V211H105ZM107 212H108V210H107ZM106 212V213H107ZM128 212L126 213V214H128ZM137 212H138V214H137ZM162 212V211H161ZM168 212H166V213H161V216L163 215V216H172V217H174L176 214L175 213H177V211H175V213L173 214V215H170ZM210 212V211H209ZM214 211H212V213H213ZM215 212H216V210H215ZM222 212H224V211H222ZM23 213V212H22ZM25 213V214H26ZM31 213V212H30ZM32 213V214H33ZM38 213H40V211H38ZM44 213H45V210H44ZM44 213H43V215H44ZM78 213H77V215H78ZM90 213V212H89ZM89 213H87V214H89ZM111 213V212H110ZM116 212H114V213H112L113 215L115 214ZM116 213V214H117ZM139 213H140V215L142 216V217H140V215H139ZM146 213V212H145ZM144 213V214H145ZM177 213V216L179 215ZM191 213H189L188 215L189 216H191L190 214ZM193 213H195V212H193ZM192 213V214H193ZM205 213V212H204ZM207 213V212H206ZM211 213V214H212ZM227 213V212H226ZM236 213V214H237ZM239 213V214H240ZM247 213V212H246ZM251 213H253L251 216H250V218H245L246 219V224H244L245 225V227H244V230H243V232L245 233V235L247 236H245V238H248V239H250V242H252L251 240H254L255 241V243H254V248L252 249V254H251V252H250V254L252 255V256H250V258H252V260H251V262L252 263H250V264H264V236L262 235V233L260 232V226L258 227L257 226V222L259 221H261V219L260 220H258V218H256V214L253 212V211H251ZM257 213V212H256ZM10 214V215H9ZM13 215V217H12V215ZM24 214V215H25ZM29 212L27 213V216L29 217ZM35 214V213H34ZM33 214V215H34ZM41 214V213H40ZM39 214V215H40ZM56 214V213H55ZM66 214V213H65ZM76 214V213H75ZM109 214V213H108ZM116 214L114 215L115 217H116ZM117 214V215H118ZM122 214V213H121ZM125 214V215H126ZM146 214H148V213H146ZM152 213H149V216L151 215ZM201 214V212L198 214V215H200ZM209 214V213H208ZM230 214V213H229ZM228 214V216H231L232 217V215H229ZM239 214H237L238 216H239ZM245 214V213H244ZM244 214H243V216H244ZM258 214V213H257ZM261 215L263 214V213H260ZM16 215V214H15ZM38 215V214H37ZM38 215V216H39ZM42 214H41V217L43 216ZM47 215V214H46ZM60 214H58V216H59ZM110 215V214H109ZM124 215V213L122 214V216ZM139 215V216H138ZM182 215V216H183ZM187 215V214H186ZM197 215V214H196ZM195 215V216H196ZM206 215V214H205ZM210 215V214H209ZM235 215V214H234ZM259 215V214H258ZM21 216V215H20ZM27 216H26V218H27ZM34 216H36V215H34ZM50 216V215H49ZM54 216V215H53ZM62 216V215H61ZM75 216V215H74ZM86 215H84V217H85ZM88 216V215H87ZM90 216V215H89ZM88 216V217H89ZM113 216V217H114ZM121 215H120V217H122ZM133 216H134V214H133ZM146 216V215H145ZM149 216H147L148 217V220L150 221V217ZM155 216V215H154ZM153 216V217H154ZM203 215H201V218H200V220H203V217H202ZM213 216H214V214H213ZM216 216V215H215ZM224 216V215H223ZM226 216H227V214H226ZM228 216L226 217V219H228ZM245 216H247V215H245ZM248 216H249V214H248ZM247 216V217H248ZM25 217V216H24ZM40 217V218H41ZM46 217V216H45ZM56 217V216H55ZM55 217H53V219L55 218ZM87 217V218H88ZM101 217L103 218V216L101 215ZM105 217H109V216H105ZM104 217V218H105ZM114 217V218H115ZM119 217V218H120ZM197 217H199V216H197ZM210 217H211V215H210ZM219 217V216H218ZM225 217V216H224ZM258 217V216H257ZM263 217H264V215H263ZM36 219L38 218V217H35ZM43 218H44V216H43ZM42 218V219H43ZM50 218V217H49ZM58 218H63V219H65L64 217H58ZM76 218H77V216H76ZM82 218V217H81ZM94 218V220H95V216L93 217ZM96 218H97V216H96ZM106 218V219H107ZM114 218H112V221H113V219ZM129 218V217H128ZM128 218H126V219H128ZM145 218V217H144ZM169 218H171V217H169ZM179 218V217H178ZM185 218V217H184ZM191 218H193V216L191 217ZM205 218V217H204ZM262 218V217H261ZM15 219V218H14ZM18 219H19V217H18ZM21 219V218H20ZM52 219V218H51ZM56 219H57V217H56ZM67 219V218H66ZM80 219V218H79ZM98 219V218H97ZM121 219H123V217L121 218ZM131 219L133 220V222H136L134 219H133V217H131ZM140 219V220H141ZM165 219V218H164ZM175 219H176V216H175ZM182 220H183V218H181ZM199 219V218H198ZM207 219H210V218H208V215H207ZM232 220V218H229V220ZM235 219V218H234ZM244 219V218H243ZM24 220V219H23ZM27 220V219H26ZM47 220V219H46ZM58 220V219H57ZM68 220V219H67ZM66 220V221H67ZM74 219H72V221H73ZM78 220V219H77ZM81 220V219H80ZM86 220V219H85ZM90 220V219H89ZM93 220V221H94ZM108 220H111V219H109L108 218ZM117 220V219H116ZM128 220H130V219H128ZM132 220H130L129 222L131 223V224H129V225H131V227L133 228V222H131ZM139 220V219H138ZM144 220V219H143ZM213 218L211 219V220H209V223L211 224V223H213ZM228 220V224H229V222L231 221H229ZM242 220V219H241ZM18 221V220H17ZM32 221V220H31ZM60 221V220H59ZM71 221V220H70ZM76 221V220H75ZM99 220H97V222H98ZM186 222V221H189L188 219L186 220V218H185V220H183V222ZM233 221V220H232ZM231 221V223H234V221L232 222ZM21 222V221H20ZM27 222V221H26ZM40 222V221H39ZM41 222H45V220L44 221H41ZM48 222V221H47ZM50 222V221H49ZM58 222V221H57ZM79 222H81V221H79ZM88 221H86V223H87ZM97 222H96V224H97ZM115 222V221H114ZM123 222H125L126 223V221H123ZM141 222V221H140ZM143 223H144V221H142ZM184 222V223H185ZM204 223H205V221H203ZM207 222V221H206ZM241 222V221H240ZM263 222V221H262ZM18 223H19V221H18ZM18 223H17V225H18ZM31 223V222H30ZM55 223V222H54ZM60 223V222H59ZM62 223V222H61ZM65 223V222H64ZM85 223V222H84ZM127 223H128V221H127ZM126 223V224H127ZM152 223V222H151ZM187 223H189V222H186L185 224H187ZM200 223H201V221H200ZM204 223L202 224L201 223V225L203 226L204 225ZM208 223V224H209ZM215 223V222H214ZM217 223V222H216ZM216 223H215V227H216ZM220 223V222H219ZM223 223H224V221H223ZM20 224V223H19ZM24 224H25V221H24ZM26 224H28V222L26 223ZM25 224V225H26ZM38 224V223H37ZM41 224V223H40ZM39 224V226H41ZM47 224V223H46ZM48 224H51V223H48ZM53 224V223H52ZM57 224V223H56ZM67 224V223H66ZM88 224V227H89V222L87 223ZM95 224V223H94ZM94 224H93V226H94ZM147 224H149V223H147ZM208 224H206L205 223V225H208ZM222 224V223H221ZM226 224V223H225ZM239 224V223H238ZM16 225V226H17ZM32 225V224H31ZM58 225V224H57ZM61 225V224H60ZM62 225H63V223H62ZM61 225V226H62ZM81 225V224H80ZM92 225V223L90 224V226ZM135 225H138V224H134V227H136ZM144 225V224H143ZM143 225H141V226H143ZM201 225H200V227H201ZM204 225V226H205ZM232 225V224H231ZM231 225H229V226H231ZM20 226H21V224H20ZM47 226V225H46ZM52 227H53V225H51ZM55 226V225H54ZM61 226H59V227H61ZM66 226H68V224L66 225ZM92 226V228H95V226L93 227ZM126 226V225H125ZM125 226H124V228H125ZM145 226V225H144ZM149 226H152L151 224H149ZM187 227H189L190 226V224H189V226H188V224L186 225ZM185 226V227H186ZM210 226V225H209ZM209 226H208V229H211V230H209V231H212V229L214 228V226L212 227V228H209ZM226 226V225H225ZM229 226H228V231L230 232V230H229ZM234 226H237V225H234ZM240 226H243V225H241L240 224ZM15 227V226H14ZM18 227V226H17ZM27 227V226H26ZM25 227V229H27ZM32 227V226H31ZM44 227H45V225H44ZM49 227V226H48ZM48 227H46V229L44 230V233L46 234H49V236L50 235H52V234H64V236H66V232L64 231V229H61V228H48ZM58 227V226H57ZM72 227H75V225L74 226H72ZM86 227V226H85ZM130 227V228H131ZM138 227H140V226H138ZM146 227V226H145ZM148 227V226H147ZM147 227H146V229H147ZM197 227V226H196ZM206 227V226H205ZM218 227V226H217ZM231 227H233V226H231ZM264 227V226H263ZM3 228H4V226H3ZM6 228V227H5ZM4 228V229H5ZM11 228H13V227H11ZM11 228H9V229H11ZM22 228V227H21ZM23 228H24V226H23ZM22 228V229H23ZM38 228V227H37ZM62 228H64V227H62ZM66 228V227H65ZM76 228V227H75ZM90 228V227H89ZM91 228V230L90 231H93V232H95L93 229ZM144 228V227H143ZM150 228H152V227H150ZM192 228H193V226H192ZM195 228V227H194ZM219 228V227H218ZM21 229V230H22ZM74 229V228H73ZM77 229H78V227H77ZM128 229V228H127ZM134 229V228H133ZM142 229V228H141ZM190 229V228H189ZM207 229V228H206ZM216 228H214V230H215ZM241 229V228H240ZM15 230V229H14ZM19 230V229H18ZM17 230V231H18ZM24 230V229H23ZM31 230V229H30ZM29 230V231H30ZM38 230V229H37ZM43 230H42V232H43ZM124 230V229H123ZM123 230H122V232H123ZM125 230H126V228H125ZM125 230H124V234H126L125 233ZM131 230V229H130ZM145 230V229H144ZM149 230V229H148ZM148 230H146L147 232H145V233H149V234H151L150 232H148ZM217 230V229H216ZM232 230V229H231ZM235 231H236V229H234ZM233 230V231H234ZM262 230V229H261ZM16 231V230H15ZM27 231V230H26ZM25 231V232H26ZM29 231H27L28 233H31V232H29ZM72 231V237H73V239H79L80 241H82L81 240V233L79 232V231H75L74 233H73V230H71ZM83 231H85V230H83ZM100 231H102V230H100ZM99 231V232H100ZM150 231V230H149ZM153 231V230H152ZM237 231L238 232H241V231H239V229H238V227H237ZM262 231H264V229L262 230ZM12 232V231H11ZM19 232V231H18ZM23 232V231H22ZM35 232V231H34ZM37 232V231H36ZM40 232V231H39ZM41 232V233H42ZM65 232V233H64ZM70 231H68V233H69ZM85 232H87V230L85 231ZM126 232H128V230L126 231ZM143 232V231H142ZM141 232V233H142ZM13 233V232H12ZM21 233V232H20ZM71 233V232H70ZM70 233H69V235H70ZM97 233V232H96ZM219 233V232H218ZM220 233H221V231H220ZM220 233H219V237L221 236L220 235ZM264 233V232H263ZM1 234V233H0ZM7 234V233H6ZM32 234V233H31ZM43 234V233H42ZM41 234V235H42ZM120 234H121V232H120ZM124 234H122V236H123V238L126 236V235H124ZM148 234V240H149V238H150V236L151 235H149ZM216 235H217V231H216V233H215ZM222 234V233H221ZM229 234V233H228ZM233 234H235V232L233 233ZM232 234V235H233ZM14 235V234H13ZM20 235V234H19ZM22 235V234H21ZM29 235V234H28ZM33 235V234H32ZM31 235V236H32ZM89 235V234H88ZM92 235V234H91ZM95 235V234H94ZM118 235L119 234H116V236H117V238H119L121 235H119V237H118ZM129 235L130 234H128L126 237H125V240L127 239L128 240V238H129ZM139 235V234H138ZM142 235V234H141ZM143 235H146V234H144L143 233ZM164 235H166V234H164ZM163 235V236H164ZM204 235V234H203ZM224 235V234H223ZM236 235V234H235ZM4 236V235H3ZM9 236V235H8ZM11 236H12V234H11ZM23 236V235H22ZM25 236V235H24ZM64 236H62V237H60V239H62ZM83 236H84V234H83ZM104 236H105V234H104ZM111 237H110V239H113L112 238V235H110ZM115 236V235H114ZM130 236H132V235H130ZM140 236V235H139ZM167 236V235H166ZM231 236V235H230ZM229 235H228V237H230ZM237 236V235H236ZM240 236V235H239ZM238 236V237H239ZM0 237H1V235H0ZM5 237V236H4ZM30 237V236H29ZM29 237H28V239H29ZM42 237V236H41ZM44 237H46V236H44ZM51 237V236H50ZM50 237H46V239H49ZM53 238L55 237V236H52ZM57 237V236H56ZM55 237V238H56ZM69 237V236H68ZM107 237H109V236H107ZM128 237V238H127ZM134 237V236H133ZM132 237V238H133ZM145 236H143L142 238H144ZM162 237V236H161ZM160 237V238H161ZM204 237H206V236H204ZM221 237H223V236H221ZM233 237H235V236H233ZM5 238H6V240H5ZM4 238V240L5 241H7V237H5ZM33 238V237H32ZM54 238V239H55ZM66 238V237H65ZM116 238V237H115ZM163 238V237H162ZM165 238V237H164ZM167 238V240H168V238L169 237H166ZM165 238V239H166ZM173 238V237H172ZM216 238H218V237H216ZM225 238H226V235H225ZM231 238V240H229L228 238L227 239H225L226 241L227 240H229V241H232V236L230 237ZM237 238V237H236ZM239 238H241V236L239 237ZM245 238L243 239V240H245ZM17 239V238H16ZM18 239H19V237H18ZM57 239V238H56ZM58 239H59V237H58ZM57 239V240H58ZM69 239V238H68ZM87 239V238H86ZM134 239V238H133ZM133 239H131L130 238V240H128V243L131 241V240H133ZM165 239L163 240V242L162 243H160L161 241L159 240V238H158V240H159V244L161 245V244H163L164 245V243H165ZM12 240V239H11ZM23 240V239H22ZM25 240V239H24ZM37 240V239H36ZM44 240V239H43ZM73 241L71 238L69 239V241ZM85 240V239H84ZM89 240H90V238H89ZM115 240V239H114ZM119 240H122V238H119ZM124 240V241H125ZM134 240H136V239H134ZM134 240H133V242H134ZM146 240H147V237H146ZM162 240V239H161ZM202 240H203V237H202ZM206 240V239H205ZM205 240L203 241V242H205ZM224 240V241H225ZM236 239H234L233 241H235ZM1 241V240H0ZM33 240H31V242H32ZM53 241V240H52ZM64 241V240H63ZM62 241V242H63ZM71 241H70V244H71ZM78 241V240H77ZM76 241V242H77ZM80 241H78L79 242V245H80ZM86 241V240H85ZM97 241V240H96ZM95 241V242H96ZM103 241V240H102ZM110 241V240H109ZM118 241V240H117ZM124 241H123V243H124ZM143 241V240H142ZM144 241H145V238H144ZM183 241V240H182ZM247 241V240H246ZM16 242V241H15ZM19 242L20 241H18V242H16L15 244L17 245H19ZM23 242L24 241H22V244H23ZM29 243V241H26V243ZM40 242V241H39ZM43 242H46V240H44V241H42V243ZM48 242V241H47ZM58 242H59V240H58ZM65 242V241H64ZM74 242V241H73ZM72 242V243H73ZM82 242H84V241H82ZM81 242V243H82ZM99 242V241H98ZM119 242V241H118ZM120 242H122V241H120ZM169 242V240L166 242V244ZM207 242H209V241H207ZM228 242V241H227ZM248 243H249V241H247ZM246 242V243H247ZM8 243V242H7ZM26 243H24V245L26 244ZM41 243V242H40ZM65 243H67V241L65 242ZM69 243V242H68ZM92 243H94V242H92ZM128 243H126L127 245H128ZM158 243V242H157ZM178 243V242H177ZM181 243V242H180ZM216 242H214L213 244H215ZM228 243H231V242H228ZM243 243H245V241L243 242L241 239H239V240H237V242H233V244H234V246H236V248L238 249L237 251H239V249H240V253H242V255L244 254V256L246 255H249V251H247L248 249H246L245 248V244H243ZM21 244V243H20ZM31 244V243H30ZM28 245V244H26V245H28V246H31V245ZM32 244H33V242H32ZM46 244V243H45ZM48 244H49V242H48ZM48 244H46V246L48 245ZM57 244V243H56ZM56 244H54V242H53V246L54 245H56ZM63 244V243H62ZM76 245H77V243H75ZM90 244V243H89ZM89 244H85V242L84 243H82L81 245V248H83L84 250H86L87 251V255L86 256H88V255H91V254H96L97 252H99L100 251V247L101 246H99V248L100 249H98L99 251H96V253H94V246H92V245H89ZM95 244V243H94ZM99 244V243H98ZM104 244V243H103ZM102 244V245H103ZM125 244V243H124ZM138 244H139V242H138ZM165 244V245H166ZM181 244H185V242L183 243H181ZM187 244H188V242H187ZM232 244V243H231ZM231 244H229V245H231ZM232 244V245H233ZM251 244V243H250ZM253 244V243H252ZM251 244V245H252ZM11 245H12V243H11ZM23 245V246H24ZM49 245H52V244H49ZM60 245V244H59ZM118 245V244H117ZM126 245V246H127ZM190 245V244H189ZM229 245H227L226 243H225V245H223V247H222V249H225L224 247L225 246H229ZM250 245V246H251ZM1 246V245H0ZM4 246V245H3ZM2 246V248H1V250H3V248H4V250H7V249H5V247H3ZM8 245L6 244V247H7ZM10 246V245H9ZM13 246V245H12ZM12 246H10V249H11V247ZM22 246V245H21ZM23 246L22 247H20V248H23ZM52 246V248H53V250H54V247ZM62 246V245H61ZM125 246V247H126ZM179 245H176L175 243H173L172 241H170L168 244H167V247H165V248H167V251L168 250H170V251H168V253L169 254H162L163 256H161L160 257V254H159V256H157L158 255V253L157 252H154V249H152L151 251L152 252H150V255H149V252L147 253L146 252V254H148L149 255V257L151 256L152 258V261H157L158 262V260H157V258L159 257V258H161L160 260H159V264H194V262H192V259H194V258H191L192 257V255H191V257H190V250H189V252L188 251H185V249H184V251H183V249H181L180 248V246L178 247ZM182 246V245H181ZM186 246H188V245H186ZM249 246V247H250ZM14 248H15V246H13ZM25 247V246H24ZM39 247V246H38ZM41 247V246H40ZM48 247H50V246H48ZM56 247V246H55ZM58 247V246H57ZM60 247V246H59ZM62 247H65L64 245L62 246ZM62 247L60 248V250H58L57 248H55L56 250H55V255L57 256V252H59L61 255H66V253L64 252V254H63V252L61 253L60 251H61V249H62ZM73 247H75V246H73ZM115 247V246H114ZM122 247V246H121ZM128 247V246H127ZM247 247H248V245H247ZM253 247V246H252ZM8 248V247H7ZM20 248H17V251L20 249ZM72 248V247H71ZM77 248V247H76ZM76 248H75V250H76ZM79 248V247H78ZM98 248V247H97ZM105 247H103L102 249L105 251V249H104ZM113 248V247H112ZM189 248H190V246H189ZM234 248V247H233ZM236 248H234V249H236ZM30 249V248H29ZM36 249V248H35ZM35 249H33V250H35ZM46 249H47V247H46ZM107 249V248H106ZM110 249V248H109ZM125 249V248H124ZM221 249V248H220ZM227 249V248H226ZM225 249V250H226ZM229 249H230V247H229ZM229 249H227V250H229ZM234 249H232V250H234ZM251 249V248H250ZM0 250V251H1ZM9 250V249H8ZM7 250V251H8ZM21 250V249H20ZM23 250V249H22ZM24 250H25V248H24ZM37 250V249H36ZM39 250H42V249H39ZM58 250V251H57ZM73 250H74V248H73ZM78 250V249H77ZM76 250V251H77ZM108 250V249H107ZM156 250V249H155ZM226 250V251H227ZM232 250H230L229 252H232ZM241 250H244L245 252L243 253ZM6 251V252H7ZM28 251V250H27ZM45 251V250H44ZM48 251V250H47ZM50 251V250H49ZM51 251H52V249H51ZM75 251V252H76ZM80 251H82V250H80ZM79 250H78V253L80 252ZM110 251V250H109ZM112 251H114V250H112ZM119 251H120V253H122L121 252V250H115L113 253H110L111 255L112 254H115V252H116V254H117V256H120V255H122V254H120L119 253ZM126 251V250H125ZM157 251V250H156ZM164 251H166V250H164ZM166 251V252H167ZM221 251V250H220ZM219 251V252H220ZM236 251V252H237ZM10 252V251H9ZM8 252V253H9ZM24 252V251H23ZM32 252V251H31ZM35 252V251H34ZM42 252V251H41ZM72 252V251H71ZM71 252H69V253H71ZM108 251H106V253H107ZM159 252V251H158ZM218 252V253H219ZM228 252V251H227ZM239 252H237V254L239 255ZM3 253V252H2ZM2 253H0V255L2 254ZM5 253V252H4ZM3 253V254H4ZM7 253V254H8ZM36 253V252H35ZM39 253V252H38ZM50 253V252H49ZM51 253H53V252H51ZM50 253V254H51ZM69 253L67 254V255H69ZM73 253V252H72ZM84 253V252H83ZM101 253V252H100ZM162 253V252H161ZM220 253H223V250L220 252ZM220 253L219 254H217V255H220ZM25 254V253H24ZM23 254V255H24ZM31 254V253H30ZM37 254V253H36ZM35 254V255H36ZM41 254V253H40ZM45 254H46V252H45ZM74 254V253H73ZM77 254V253H76ZM79 254H81V253H79ZM109 254V255H110ZM144 254V253H143ZM232 254L233 255H236V254H234L233 252H232ZM231 254V255H232ZM5 255V254H4ZM3 255V256H4ZM9 255H12L11 253L9 254ZM17 255H19V256H21V254L19 253V254H17ZM16 255V256H17ZM42 256H43V253L41 254ZM55 255H53V256H55ZM59 255V254H58ZM108 255V254H107ZM124 255V254H123ZM122 255V256H123ZM141 255H142V253H141ZM217 255H215L216 257H219V259L221 258L222 259V257H223V255H222V257L221 256H217ZM238 255H236V256H233V257H238ZM13 256H15L14 255V253H13ZM26 256H27V254H26ZM39 256V255H38ZM37 256V257H38ZM40 257V258H42V259H44L45 260V258H43V257ZM47 256V255H46ZM46 256H44V257H46ZM49 257H48V259H50V255H48ZM75 256V255H74ZM81 256H83L82 254H81ZM98 256V255H97ZM104 255H103V253L101 254V258L103 257ZM115 256V255H114ZM130 256V255H129ZM143 256V255H142ZM141 256V257H142ZM211 256V255H210ZM214 256V254L211 256V257H213ZM214 256V257H215ZM225 256V255H224ZM241 256V255H240ZM2 257V256H1ZM0 257V258H1ZM23 257V256H22ZM24 257H25V255H24ZM32 257V256H31ZM35 257V256H34ZM96 257V256H95ZM94 257V258H95ZM107 257H110V256H107ZM147 257V256H146ZM232 257V256H231ZM242 257L243 256H241L240 258H241V260H242ZM249 257V256H248ZM5 258V257H4ZM7 256H6V260H7ZM13 258V257H12ZM11 258V259H12ZM21 258V257H20ZM20 258H18L19 259V261H20ZM58 260H59V258L58 257H56ZM62 258V257H61ZM60 258V259H61ZM80 258V257H79ZM86 258V257H85ZM93 258V257H92ZM105 258V257H104ZM112 259H113V257H111ZM119 258V257H118ZM122 258H127L125 255H124V257H122ZM133 259H134V261H135V259L136 258H134V256L132 257ZM138 258H140V257H138ZM143 258V257H142ZM225 258V257H224ZM229 258V257H228ZM239 258V257H238ZM2 259H3V257H2ZM1 259V260H2ZM11 259H9V260H11ZM15 260L14 261H16V258H14ZM27 259H28V257H27ZM41 259V260H42ZM78 259V258H77ZM81 259V258H80ZM86 259H89V256L86 258ZM96 259V258H95ZM114 259H115V257H114ZM128 259V258H127ZM132 259V260H133ZM145 259H147V260H149L148 258H145ZM219 259H217V260H219ZM220 259V260H221ZM225 259H227V257L225 258ZM230 259V258H229ZM235 259V258H234ZM244 259V258H243ZM245 259H247V257L245 258ZM244 259V260H245ZM249 259V258H248ZM247 259V260H248ZM9 260H7V261H9ZM24 259H22V261H23ZM31 260V259H30ZM33 260V259H32ZM35 260V259H34ZM37 260H40L39 258H37ZM44 260H42V262L44 261ZM51 260H53V258H51ZM81 260H83V257H82V259ZM97 260V259H96ZM106 260V259H105ZM118 260H120V259H118ZM212 260H214V259H212ZM231 260H233V259H231ZM230 260V261H231ZM237 260V259H236ZM240 260V259H239ZM243 260V262H245ZM2 261H4V263H5V260L3 259ZM2 261H0L1 263H3ZM14 261H13V263H14ZM18 261V262H19ZM48 261H50V260H48ZM47 261V262H48ZM60 261V260H59ZM88 261V260H87ZM98 261V260H97ZM104 260H103V258H102V262H103ZM106 261H109V259L108 260H106ZM113 261V260H112ZM111 261V262H112ZM130 261V260H129ZM141 261V260H140ZM200 261H201V259H200ZM200 261H199V263H197V264H201L200 263ZM203 261L204 262H206V263H211V262H209V260L207 259V256H203ZM222 261V260H221ZM221 261H220V263H221ZM29 263L30 261L28 260V261H26V263ZM33 263L34 262H37L36 260L35 261H32ZM41 262V261H40ZM55 262V261H54ZM61 262V261H60ZM83 262H86V260H84ZM91 263H92V259H91V261H90ZM101 262V261H100ZM110 262V261H109ZM115 262V261H114ZM123 262V261H122ZM136 262V261H135ZM150 262V261H149ZM148 261H147V263H149ZM197 262V261H196ZM217 262V261H216ZM229 262V261H228ZM227 262V263H228ZM233 262V261H232ZM231 262V263H232ZM239 262V261H238ZM240 262H242V261H240ZM242 262V263H243ZM248 262V261H247ZM246 262V263H247ZM8 263V262H7ZM15 263H17V262H15ZM90 263V264H91ZM95 263V262H94ZM97 263H99V262H97ZM104 263H105V261H104ZM104 263H100V264H104ZM116 263V262H115ZM151 263V262H150ZM226 263V262H225ZM234 263V262H233ZM232 263V264H233ZM11 264H12V262H11ZM21 264H22V262H21ZM30 264V263H29ZM38 264H39V262H38ZM41 264V263H40ZM44 264V263H43ZM47 264V263H46ZM50 264H52V261H51V263ZM80 264H81V261H80ZM85 264V263H84ZM86 264H88V262L86 263ZM105 264H107V262L105 263ZM109 264H111V263H109ZM113 264V263H112ZM118 264V263H117ZM122 264H124V263H122ZM130 264H131V262H130ZM153 264V263H152ZM156 264V263H155ZM219 264V263H218ZM222 264H223V262H222ZM230 264V263H229ZM238 264V263H237Z\"/></svg>",
	"mask_w": 264,
	"mask_h": 264
}]
</instances>
